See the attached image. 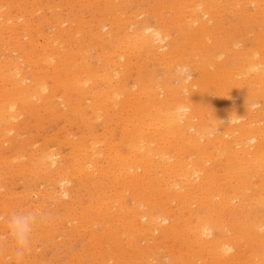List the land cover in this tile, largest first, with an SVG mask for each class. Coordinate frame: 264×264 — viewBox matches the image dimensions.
Wrapping results in <instances>:
<instances>
[{"label": "rangeland", "instance_id": "374dc122", "mask_svg": "<svg viewBox=\"0 0 264 264\" xmlns=\"http://www.w3.org/2000/svg\"><path fill=\"white\" fill-rule=\"evenodd\" d=\"M15 1H16V2H17V1H20V2H19L20 4H17L16 2H15L16 4L13 3V2H14L13 0H5V1L2 0V1H0V3H2V5H1V4H0V5L3 6V7L0 6V13H4V12L6 11L4 14H1V15H0V17H1L2 15H5L4 18H3V16L0 18V20H1V21H0V26H2V27H1L2 29H0V34H2V37H3V38L0 37V43H2V45L0 44V49H1V50H0V52H1V54H0V57H1V58H0V62H2L0 66L3 65L4 61H7L9 64H8L7 62H5L4 64L6 65V67H7L8 65H10V67H11L12 65H14L13 63H15V61L17 60V58H18V60L21 58V59L18 61V63H17V62L15 63V66L18 67V68H15V66H12V67L10 68V67L8 66V67H9V72H8L7 69L4 70V71L0 69V72H1V73H0V76H1L0 79L3 78V72H6V73H5L6 76H4V77H7V78L9 77V78L11 79V82H10V80H8V79H6V81H5V80L0 81L1 84L3 83L2 85L0 84V93H1L0 95H2V94L5 93V92H3V91H5V89H6V92L10 89V90H9L7 93H5L4 95H5L6 97L9 96L8 94H9L10 91H11V92H10V96H11V94H12L13 96L15 95V98L12 96V97L14 98L13 100L15 101V103H14V101H12V104L14 103L15 108H17V107L20 106L19 103H21V101H22L21 104H23V103L25 102V100H24V99H22V100L19 99V100H18V98L21 97V96L15 94V93H17V89H15L16 91H14V89H13V88L16 87V85H15V87H14V85H13L14 79L16 80V78H18V77H20V76H23L24 74H27V73H28L27 75H24V76H26L25 82H26V80L29 82V81H31V79H30L31 77L29 78V77H27V76L33 74V72H30V73H29V71H33V70L35 69L36 72H35V70H34V72H35L34 74H36L37 76L40 75L41 77H42V76H45V75L48 74L47 76H45V77H47L46 79H45V77H44L46 83H47V84H49V83L52 84V83H53V79H54V77H55V73H54V71H52V73H53L54 75H53V76L51 75V74H52V73L50 72L51 69H52V67H50L51 64L49 65V63H48V64H47L48 66H47V65L45 64V61H44V60H45L44 57L47 56V54H49V53H53V55H55V56L57 57V58H56V57L53 58L54 61H53L52 63H54V64H55V63H58L59 60H60V61H59L60 63H65L66 61H68V62L71 63V62L73 61V59H74V61H78V60L80 59L79 56H82V55H83L82 53H84V54H86V55L88 54V51H87V50H89V54H90V55H88L89 58L92 57V56H94V57H92V59L90 58L91 60H89V58H86L87 56H85V58L82 56L83 58H81L80 61H82V63H83V62H84V63L87 62V63H86V64H81V62L78 61V62H75L76 65H73V64H75L74 61H73V63L71 64V65H73L72 69H71V66H68L69 63H68V65H67V62H66L65 64H60V63H59V64H60L59 67L62 68V67L65 66V69H63V70H66L68 73L71 72L70 69H71L72 71L75 70L73 73L71 72L70 74H68V73L65 71V72L68 74V75H67L68 78H66V79L64 78V79H62V80H63V81L68 80L67 82H70V81H71V78L73 79V81H71V83H69V86H68V87H70V89H71V91H72V93H70V90H69V94H72V95H71V97L68 98V100L71 101V100L73 99V101H71V103L73 102V103L71 104V107H72L73 109L75 108V111L77 110L76 108H78V107L80 108V106H81L82 104L85 105V106H81V107L83 108V110H85V111H82V109H81V110H78V111L84 112V113L80 114V115H82V116H80L81 120L78 119L79 117L77 118V116H79V113H80V112L76 111V113H77L78 115L76 114V116H75V113H73L74 110L72 111V108L69 109L70 106H69V107L67 106L68 111H67V109H66V110L64 109V110L66 111V113H65L64 111H62V107L64 108V106H61V105H65V104H63V101H62L63 98H62V96H61V98H60V95H61L62 93H61V91H59V90H57V91H59V93H61V94H60V95H59V94H58V95H57V94L55 95V96H57V97H59V98H57V97H52V96H51V98H50V99L53 98V100H52L53 102L50 100V101H51L50 106L53 105V106H55V108L52 107V106L49 107V103H50V102H47V103L45 102V104H46L47 107H48V108H46L47 110L45 109L46 105H45V104H42L43 102H42L41 100H39V99L37 100L36 97H35V98H32V96H29V97H31V98H29V97L27 98V96H25L26 94H24V93H23V95H24V96L27 98V100L29 101V102L26 101V102H28L27 104H29V107L31 106V107H30V111H29V109H28L29 107H27L28 105L26 104V102H25L22 106H20V108H17L18 110H16V109L13 108L14 106L10 103V102H11V101H10V99H11L10 96H9L10 98L7 97V99H9V101H8L7 99H5L4 101H2L4 97L1 98V96H0V102L2 101V103H0V108L3 106V103L5 104V107L3 106L4 109H5V108H8V109H6V112H5V110H4L3 108H1L2 110L0 109V113H1L2 115L4 114V116H6L9 112H10V113H11V112L13 113L15 110H16L15 112H17V114H18V113L21 111V109H23L24 111H21L19 114H20V115L22 114V116H24V115L27 116V117H25V118H21L22 116H20V115L18 114V118H14L15 116H12V115H14V113H13V114H10V113H9L8 115H10L12 118H11L10 116H8V115H7L6 118H4V116H3V117H0V119L2 118V119H1V122H0V125H1V126L3 125L2 127L4 128V129H3L2 127L0 128V132H3V131H4L3 133H0V137H1V138H0V139H1V140H0V147L2 146L3 143H4V145H5V143H6V148H5V146H3L4 149H3V148L0 149V155L2 156V157L0 156V164L4 163V164L0 165V166H1L0 169H1V168H2V169H3V168L5 169L4 165H6V169H5V170L3 169V173H2V170H0V171H1L0 174L2 173V174L0 175V176H1L0 179H2L1 182H0V185H2V186L4 187V189H3V187L0 186V188H2L3 191H4V192H3V191L0 189V197H1V198H0V205H1V204L4 205V206L1 205L2 207L0 206V207H1L0 211H1V212H4V213H2V214H1V212H0V230H1L2 228H4V226L7 227V223L5 222V221H6V218H7V216H8L10 213H12L13 211H27V210H29V209L32 208V209H36V210H39V211L41 210L40 212H41V214H42V215H41V218L39 219V221H38V223H37V225H36V227H35V229H34V232H33V234H32V242H31L30 249H29V250L25 253V255H24V257H26L27 260L23 257V258H24V259L22 258L23 260L21 259V260H19V261H14V260H17V259H16L15 255H14V253H12V252H13V251H12V250H13V249H12V243H11L10 240H7V241H2V242H0V245L4 247V249H1L2 247H0V257L2 258V263L4 262V260L8 259V260L10 261V262H8V260H6V261L8 262V264H9V263H10V264H20L21 262H22L21 264H24L25 262H26V264H33L34 262L37 263L38 261H39V262L41 261V262H40V263L38 262L37 264H64L65 261H66L65 264H76V263H73V260L75 259V260H77V264H79V263H80L79 261H81V260L84 262V263H83V262L81 261V263H82V264H85V263H88V262H87L88 260H90V259H89V257H90L89 255L91 254L92 256H91L90 258H92V259L94 258V259H96V260H98V258L100 259V256H101V261L99 260L101 263H100L99 261H98V262H95L94 259H93V260H90V261H89L90 264H94V263H96V264H97V263H98V264H103L104 262H105V264H116L115 262H117V264H126V263H127V264H132V263H134V262H137V263H135V264H140V262H141V264H149V263H150V264H156L157 261H158V264H181V263H182V264H187L188 260H187V259L184 260V258H189V257H190V258H189V263H191V261H192V262L194 261L193 264H204V263H205V264H207V263L209 264V263H212V262H213L212 264H215V263L217 264V262L220 263L222 260H219V258H216V257H215V258H216L217 261L215 260V262H214L213 259H208L209 251H208L206 248H204V249H202V250H201V248H200V250H199V251H201V252H202L203 254H205V255L199 253L198 249H199V247H202V246H201V243H200L199 246H198L197 243H199V242L195 241V239H196V238H195L196 235H194V232H192V231H194L193 226H194V228H195V226L197 227V222H198V221H200L201 219H207V218H209L211 215H212L213 217L211 216V218H209V220H211V219L213 218V219L211 220V223H212V222L214 223V220H215V223H214L215 226H214V224L212 225V228H211V230H210L211 232H209L210 234L208 233L209 235H203L204 240H210V236H211V239L216 238V239H214L213 241H219V240H220V241H223V240L225 241L224 238H228V241H227V242H229L230 239H231L230 242L233 244V246H235V245H236V246L239 245V246H238L237 248H236V246H235V248L233 247V249H231V252H230L229 254H232L231 256H234V255H235V256H236V259H235V260H238V261H240L241 258H246L247 253H248V254L250 253V255H251V253H252V255H253V253H257L258 250L261 251V252H260V254H259V251H258V254H257V255H259V256H263V250H264V247H263V246H264V245L261 246V244H262V242L264 243V241H263V240H264V237H263V235H264V232H263V231H264V227H262L263 229L260 228V230H259V227H258V226H255V225H259L261 222L264 223V217H263V216H264V214H263V213H264V209L261 208L259 205L256 206V203H255V202H252V201H255V198H256L257 195H259V193H260V191H259L260 188H261V187H260V186H261L260 184L264 185V182H263V181H264V175L261 177V175H262L261 173L264 174V172H263V171H264V170H263L264 168H263V167H256V168H255V166H251L250 168L252 169V173L249 172V171H247V172L251 173V174H250L251 177H250V175L248 176V174L245 175V176H243V177L246 179V176H248V178L250 177V178L252 179V177H253V179H252V180L250 179V181H249L248 178H247V181L244 179V181H245L246 183H244V181H243V179H242V182H240L239 177H238V179H237V178H236V177H237L236 175H237V174L239 173V171H240V166H241V165L243 166L244 160H240V159H239V160H240V161H239V160H237V159H238V156H237V157H236L235 155L233 156V154H232L233 151H234L233 148H235V147L228 149V154H227V152L223 151L222 155H220L221 153H219V155H218V151L216 152L217 155L219 156V158H221V159L219 160L218 156H216L217 159H215V160L213 161V163H214V164H215V163H216V164L218 163V165H216V164L214 165L212 162H211V164H209V163L206 164L208 167L205 165L206 168H204L203 175H206V176H210V175L212 176V175H214L215 178H216V179H215V178L212 176V177H213V178H211L212 185L215 184V183L217 184L218 181H220V182H218L219 185H220V184L222 185L223 182L225 183V184L223 183V184H224V185H223V186H224L223 188H222L221 185H220V188H221L222 193L225 194V193L227 192L225 195L222 194V195H223V196L221 195L222 197H228V196L232 195L233 192L235 191L234 189H236V191H235L234 194H237L238 192H240V194L243 193L242 195H240V194L238 193V194H239V195H238L239 199H237V200L235 199L234 201L232 200L233 203L231 202V205L234 204L233 207L235 206V207L237 208L238 206L236 205V202L238 203L239 201H240V202H239V205L242 204V203H244V205H245L246 203H248L249 205H248V206H247V204H246L245 206L242 205V206H243L242 208L239 207V208H237L236 211H234V212L231 211L232 213L229 212V211H230L229 209L226 210V208H224V207H218V208L215 207V209H214V208L211 207V206L214 207V205H213L212 203L207 202V203L205 204V202H206L205 199H206V198L208 199V197H209L207 194H211V192H210V191L208 192L209 189H208V187H207V189H206V186H204V187L201 188L199 184H202V183H200V182H194L193 185H192V184H188V185H186V186H189V185L192 186V187H191V186H190V187H186L187 189H190V190H192L191 188H194V187L199 188V189H197V188L193 189V191L196 192V193L194 194V195L197 197V200H195L196 203L194 202V200H191L192 203H190L191 201H190V202H186V201H185V202L183 203V202L180 200V201L182 202V203H180V202H178V201H179L178 199H177V200H176V199L174 200V197H173L174 195H173V194H172V196H171V194H169L170 198L172 199V200L170 199V200H171V202H170V201L168 200L169 197H167V196H168L167 194H164V195L166 196V198H167V199H166L162 193H160L159 191H156V190H157V186H155V184H151V185H153V186H151L150 184H145V183H144V184H142V186H140L141 182H139L140 184H139V183H136V184H133V185H132V186H134V187H136V186L139 185V186H138L139 189H138V188L134 189V187L130 186V188H129L130 190H128V189L126 190V189L123 187L124 185L122 184L123 181H122L121 179H117V180H115V179L117 178V176H116L117 174H115V172L118 170L117 167L119 166V163H118L117 161L112 160V159L109 157V155H108V153H107V150H108L107 147L110 146V145H112V144L114 145V143H115V147L117 146L118 149H117V148H116V149L118 150V152H120V150H123V149H124L125 151L123 150L122 153L125 152L124 154H128L127 152L131 151V148H130V150H129V147L127 148V145L130 146V143H129V142H125V141L128 140V139H127L128 136H125V135L121 134V133H122L121 128L123 127V125H125V124L128 122V121H126L127 119L124 120L126 117H127V118H128V117H131V118H129V120L133 118V117H132V113H131L130 109H128V107H126V106L123 104V103H125V102H123V103L121 102V103L123 104L122 106H124V107H122L121 105H120L121 107H120L119 105H117L118 108L121 109V110H119L116 106H113V108L116 107L119 111H121V112H119V113H121V114H119V113L116 114V113L118 112V110H116V108H115V109H112V108H111V107H112L111 105H107V104L105 105V104H103V106H102V111H100L101 108H100V109H94V110H92V108L89 107V104H91V101H93V100H92V99H93V98H92V95H90V94L93 93L94 88H101V87H98V85H99V84H100V85H101V84L103 85V83H104V85L102 86V88H107V83H105V80H103V82H102V81L99 82L98 79H100V80L103 79V78H100V76L105 75V74H103V73H106L107 68L105 69V68H103V67H104V66L106 67V66L108 65V63H109L110 65H112L113 63H110L111 61H113V60H112V59H113L112 57H113V56L116 57V56L119 54V55L116 57V59H114V62L117 61V64H119V67H118L117 64H116V66H117L119 69H120V68L124 69V70H123L124 73L128 71V73H130V74H131V73H135V74H136V72L138 71V72H137L138 74H136V76H135V74H134V75H130V74H128V73H127V74H126V73L124 74L123 71L120 69V70H119L120 72L118 71V73L121 74L120 76H122V73H123V77H124V76H125V77H124V78L121 77L120 79H119V77H118V78H115V77H114L113 79H116V80H113V82H111V83L117 84V82H118V84H123V81H121V80H124V83H125L126 81H130V82H132V83H130V82L125 83V84H127V87H128V88L126 87V89H127V90L131 89V91H133L132 88L135 89L136 86H138V85H139V86H143V84L145 83L143 80L146 79L145 81H147V80L149 79V81H148L149 84H151L152 82H154V83H152L151 86L148 84V85H149V86H148V85L146 84V83H147V82H146L145 85H147V87H144L145 85H144L143 87H144L146 90H148L150 96H152L151 98H153L155 102H158L159 99H161V100H165L166 98L172 99L173 97L176 98L175 100L179 101V100H182V98L185 97V95H186L187 98L185 97V99H186L187 101L193 103L192 105H194V106H193L194 108L198 105V103H199L198 106H200V107H202V108H205V109L208 108V109H206V111L208 110L209 113H208V111H207V112H206V111L204 112L205 109H202V108H199L201 114H200V112H198V109H196L195 112L197 111V112L200 114V120H202V121L205 119V118L203 119V117H205V116L207 117V120H204L202 124H205V123L207 122L206 124H207L208 126L205 124V126L202 127V128H203V129L205 128V130L207 129V130H206L207 134H208V131H209V130H210V132L213 133V134H211V136H212V137H211V136L209 135V134H210V132H209V134H208V135H209V136H208L209 139H210V138H214L215 135H219L218 133H219L220 131H217V130H223L224 128L221 127V125H220V126L216 125L217 127L214 126V128H215V127H216V128H219V129L216 130L217 132L215 133V129H216V128H215V129L213 128V124H216V122H215L214 120H211V119H210V121L213 122V124L211 125L210 122H209L210 124H208V119L211 118L212 115H214L215 117H218V116L220 115L219 113H221V112L223 113V110L226 111V109H228L227 112H229L230 110L232 111V109L235 108V105L237 106L236 109L238 108V109H237L238 112H237L236 109H234L232 112H231V111H230V112H231L232 114H235L236 116H238V115H241V116H242V118H239V119L233 121V123H236V124H237V122H238V120H239L238 124H239V126L241 127V130H239V132H238V129H237V131H236L237 133L235 132L236 135H237V134L239 135V134L241 133V131H242L241 134H243L244 129H246V128L249 127V126L252 127V124H253V127H254V124H255V125H259V126H258L259 128H261V127L263 128V127H264V124H262L261 121H264V116L261 117L260 112H261V109H264V104H263V103H264V99H262V98L264 97V96H262V93H263V95H264V90H263V89H264V86H263V89L260 88L261 85H259L260 83L258 84V81H259V80L257 81V80H255V79H257V78L254 79V77H253V79H252V77H251V76H253L254 73H253V72H249V71H247L248 73H247V72H244V71H246V69H242V68H243L244 66H246L245 64H243V62L245 63V61H246L248 58H249V61H248V62H250V57H251V56L249 57V54H250L252 51L255 52L254 55L252 54L253 58H254V56H255V59L259 58V59H257V60H262V58L264 59L263 55L261 54V53L264 54V48H263V46H264V45H263V44H264V41H263L264 36H263V35H258V34H256V33H260V34H261V32L264 33L263 27H261L262 25L264 26V24H263V22H264V21H263V20H264V13H263V12H264V0H261V1H260V0H257V3L254 2V0H250V1H252L253 3H252V2L250 3V1H248V0H243V1L241 0V1H240L241 3H240L238 0H237V2H236V0H235V1H234V0H229V1H228V0H225V1H224V0H215V1H213V2H217V3H219L218 1H220V3H219L218 5H217V3L215 4L216 7H215V6L213 7L214 4H213V2L210 1V0H205V1H204V0H201L200 3H202V2H206V3H207L205 6H204V5H201L200 3H196V2H199V0H195V5H196V6H197V5H199L198 7H201V6H202V7L199 8V9H198V7L195 6V10H193L194 7L191 6V5H194V4L191 3V2H193L194 0H172V1H176V2L174 3L175 5H173V2H172V5H173V6H176V4H177V5L180 4V5H179V6H181L180 8H179V6H176V7H178L179 9H177V8L175 7L178 11H176V9H174L173 7H171V1H170V0H160V3H159V0H153V2L156 1V3H154V5H153L152 0H150V1H151V5H153V6H150V3H149L150 1H149V0H144V2H143V0H140V2H139L140 4L138 3L139 6H137V7H138L137 9H135L136 4H137V3H136L137 1H135V0H133V2H132V0H129V1L132 2V3H131V2L128 3V4L130 5V7L128 6L127 2H124V1H126V0H124V1H123V0H120V1H119V2H122L123 7H124V5H125V6L127 5V7H129V9H131V10H129L127 7H126V10H125V8H121L122 5L120 4L121 7L118 5V3H119L118 0H114V1L112 0V1L114 2V4H115V2H117L116 4L118 5V7H116L117 5H114V6L110 5V4H113V2H110L109 5L111 6L112 9H111L110 7H109L110 9H109V8L107 9V7L109 6V5H107V4H108L107 2H109V1H111V0H105V1H104V0H99V1H98V0H93V1H95V2H93V3H92V1L89 0V3L87 2L88 4H86V5H87L86 8H83V7H85L84 5L81 6L82 8H79V7H80L79 5L81 4V2H82V4H85L86 1H88V0H85V2H84L83 0H82V1H80V0H78V1H77V0H74V1H73V0H72L73 2H72L71 0H64V1H63V0H60V2H61L60 4H61V5H60L59 3L57 4V1H58V0H49V1H48V0H46V1H45V0H43V1H42V0H41V1H40V0H37V2H36V1L34 2V0H33V1H32L30 4H28V5H27V3H29L31 0H28L29 2L26 1V0H24V1H23V0H22V1H21V0H15ZM39 1H40V2H39ZM44 1H45L47 4H46ZM70 1H71L72 3H74V4H73L74 6L72 5V3H71ZM76 1H77L78 3H76ZM141 1H142V2H141ZM147 1H148L149 4L147 3ZM163 1L166 2L165 5L167 4L166 7L169 8V10L172 8V11L170 10L171 13L169 12L170 14L168 13V10H167L166 8H163L164 10L161 9V8H162L161 5H162L163 7H165ZM168 1L170 2V3H169L170 7H169V5H168ZM178 1H179V3H178ZM181 1H182V4L184 3L183 5L181 4ZM184 1H185V2H184ZM187 1H188V2H187ZM190 1H191V2H190ZM208 1H209V3H208ZM223 1H224V2H223ZM227 1H228V3H229L228 5H230V6L227 5ZM230 1L233 2V6L231 5ZM255 1H256V0H255ZM3 2H6V3H7V4L4 3V4H6L5 6H7V7H8L9 5H10V6H9L8 8L5 7V6L3 5ZM8 2H9V3H8ZM25 2H26V3H25ZM41 2L43 3V6L41 5ZM53 2H54V3H53ZM55 2H56V3H55ZM58 2H59V1H58ZM62 2H63V3H62ZM67 2H69L70 4L67 3ZM96 2H97L99 5H100V4H101V5H100V6L97 5ZM101 2H102V3H101ZM103 2L105 3V5H104ZM134 2H135L136 4H135ZM210 2H211V3H210ZM221 2H222L223 4L226 3V4H225V5H227L226 8H225V6H224V9H221V8H220V5L222 4ZM11 3H12V4H11ZM36 3H37V4H36ZM64 3H65L66 5H65ZM91 3H92V4H91ZM94 3H95L97 6H96V5H93ZM124 3H125V4H124ZM133 3H134V5H132ZM141 3H142V5H141ZM144 3L146 4V5H145L146 7L143 5ZM157 3H158V4H157ZM185 3H187L186 6H188V7L186 8V10H184V11L186 12V14H185V12H183V9H182L183 7H186V6H185ZM188 3H190L191 5L189 4V5H190V6H189ZM193 3H194V2H193ZM236 3H237V4H238V3L240 4V5L238 4L239 7H238V6L235 7V5H237ZM244 3H245V5H247V3H249V4L247 5V7H248L249 5H250L251 7H249V8L245 7ZM255 3H256V4H255ZM261 3H263V5H261ZM13 4H14V6L12 7L11 5H13ZM34 4H36V5H34ZM53 4H54V6H52V7H55V8H52V7H51V5H53ZM55 4H56V6H55ZM82 4H81V5H82ZM89 4H90V5H89ZM102 4L104 5V7L107 6V7H105L106 11L103 9L104 7H103ZM138 4H137V5H138ZM209 4H210V5L212 4V5L209 6ZM223 4H222V5H223ZM234 4H235V5H234ZM254 4H255V6H254ZM16 5H19V6H16ZM25 5H26V7H25ZM44 5H45V9H44ZM48 5H49V7H51V8H49ZM58 5H59V6H58ZM92 5H93V6H92ZM148 5H149V6H148ZM241 5L244 6V7H241ZM252 5L254 6V11H253V6H252ZM258 5H261V7H259ZM28 6H29V7H28ZM30 6H31V7H30ZM57 6H58V8H59V7H60V8L58 9ZM62 6H64V7H62ZM67 6H68L69 8H68ZM70 6H71V7L73 6V7H72V8H73L72 10H71V7H70ZM78 6H79V7H78ZM88 6H89V7H88ZM94 6H95V7H94ZM98 6L101 7V8L105 11V14L103 13L104 11H103L101 8H99ZM134 6H135V7H134ZM143 6L145 7V11H146V12L144 11V7H143ZM208 6L212 8V12H210V11H211V8L209 9ZM217 6H218V7H217ZM21 7H22V8H21ZM24 7L27 8V9H25L24 12H23ZM34 7H36V8H35L36 10L34 9ZM37 7H39V8H38L39 12L37 11ZM40 7H41V9H40ZM47 7H48L49 9H48ZM61 7H62V8H61ZM90 7H91V8H92V7L94 8V9H93L94 12L96 11L95 9H97V11H98V9H99V11H100V12L98 11L99 14H97V13H98L97 11H96L95 13H94V12L92 13V11H89V12L86 13L87 10H86L85 12H82V11H84V10L87 9V8H89L90 10H92ZM115 7H116V8H115ZM133 7H134V8H133ZM149 7H150V8H149ZM154 7L157 8L156 11H155V8H154ZM189 7H190L191 9H192V8H193V9L191 10ZM203 7H204L203 11L206 12L207 14L204 13V12L201 10ZM205 7H206L207 9H206ZM221 7H223V6H221ZM231 7H232V8H231ZM240 7H241V9H240ZM257 7H258V8H257ZM3 8H5V10H4ZM6 8H7V9H6ZM9 8H11L10 10H13V11H10ZM14 8L17 9V10H15V11H17V12L14 13V14H12V13L14 12ZM20 8H21V9H20ZM29 8H31L32 10H34V11H36V12L33 11V14L30 13V12H32V11L28 10ZM77 8L80 9V10H79V13H78V10H75V9H77ZM118 8H119V9H118ZM141 8H142V9H141ZM147 8H148V9H147ZM153 8H154V9H153ZM159 8H160V12H159ZM196 8L198 9V11L200 10L199 12L202 11L201 15H202V14H203V15L206 14V15L209 16V14H210L211 17L209 16V20H206L207 17H208V16H206V15H204V16L202 15V17H201L200 13H199L198 11H196ZM213 8H214V9H213ZM229 8H230V9H229ZM234 8H235V9H234ZM236 8H238V9H236ZM243 8H244V9H243ZM251 8H252V11H253V12H256V10H257L256 14H255V13L253 14L251 11L248 10V9H251ZM255 8H256V9H255ZM46 9H48V10H46ZM53 9H54V10L56 9L55 11H57V12L54 13V12L52 11ZM57 9H58V10H57ZM68 9L71 10V13H72V14L70 13V10H68ZM89 9H88V10H89ZM100 9H101L103 12H101ZM117 9H118V10H117ZM127 9H128V10H127ZM132 9H133V12H134V13L131 12ZM151 9H152V10H151ZM180 9H182V10H180ZM184 9H185V8H184ZM187 9H188V10H187ZM189 9H190V10H189ZM217 9H220V10H217ZM261 9H262V10H261ZM2 10H3V11H2ZM26 10H28V11H26ZM40 10H43V12L40 11ZM114 10L116 11V14H115ZM136 10H137V12H139L138 15L135 14V13H136ZM138 10H139V11H138ZM149 10H151V11H149ZM205 10H206V11H205ZM208 10H209V14H208V12H207ZM230 10H231V11H230ZM235 10H236L238 13L241 12V11H243V13H240V15H242V16H239V14H236L237 12H236ZM247 10H248V11H247ZM258 10H259V12H258ZM8 11H9V13H8ZM18 11H19V12H18ZM48 11H50L51 14H48V13H49ZM58 11H59V12H58ZM68 11H69V13H70L71 15L67 13ZM129 11H130V13H129ZM141 11H143V12H142L143 15L140 14ZM157 11H158L160 14H159ZM162 11H164L166 14L168 13V15H166V14H165L164 12H162ZM174 11H175V13H174ZM179 11H182V12H179ZM189 11H190V12H189ZM191 11H193V12L195 11L197 14H195V13L191 14V13H192ZM215 11H216V12H215ZM219 11H221V15L219 14V13H220ZM222 11L224 12V15L222 14V13H223ZM225 11H226V12H225ZM260 11H261V13H262V15H263L262 17L259 16V15L261 14ZM262 11H263V12H262ZM22 12H23V14H22ZM26 12H27V13H26ZM47 12H48V13H47ZM75 12H76V13H75ZM80 12H82L83 15H84L86 18H85L83 15H81L82 13L80 14ZM107 12H108L109 14H110V12H111V18H110V15L107 14ZM113 12H114V14H112ZM144 12H145V14H147L148 12H149V13H148L147 15H145ZM161 12L163 13L164 16L167 17V20H166V17H163V16H162V18H161V16L159 17V15H162ZM172 12H173L174 14H172ZM176 12H178V16H179V17H180L179 14L182 15V17H180V19L177 17V13H176ZM188 12H189L190 15L188 14ZM213 12H214V13H213ZM217 12H218V13H217ZM227 12H228V13H227ZM230 12H231V13L233 12V13L231 14ZM244 12H245V13H246V12H247V13L250 12V13H252V15H251L250 13L245 14ZM17 13H18V14H17ZM24 13H25L26 15H25ZM39 13H40V14H39ZM42 13H43L44 15H41ZM52 13H53V15H52ZM56 13H58V14H56ZM59 13H60V14H59ZM61 13H62V14H61ZM65 13L67 14V16H66L67 18L64 17V16L66 15ZM73 13H75V14H74L75 19L73 18ZM77 13H78V14H77ZM90 13H91V16H90ZM120 13H121L123 16L120 15ZM183 13H184V17H183ZM226 13H227V14H226ZM259 13H260V14H259ZM6 14H7V17H6ZM30 14H31V16H34V18H33V17H29ZM37 14H39V17L37 16ZM46 14H48L49 18H48V16H46ZM87 14H88V15H87ZM92 14H93V15H92ZM96 14H97V15H96ZM102 14H103V15H102ZM106 14H107V15H106ZM127 14H128V15H127ZM130 14H131V15L134 14V16L132 15L134 18H132V16H131ZM151 14H152L153 16H152ZM154 14H156V18L158 17L157 20H159V24L161 23L160 20H162V22H163V19H165L164 21L168 22V21L173 17L171 22H173V20H174L175 22L171 23V25H173V24L176 25V24H177V22H176V19H177V18H178V23H180L179 21H181V23H182L183 18H184V19L186 20V22L182 23V25H184V24L186 23V24H185L186 26L184 25L183 27H184V28L186 27V30H187L188 32H191V33L195 32V30H196V32H199L200 29H201V30H202L201 35H200V33H199V34H198V37H197V35L194 33L195 36L197 37V39H196V37L194 36V34H193V35H190V34H188V32H185V31H186L185 29L182 30L183 27H182V25H179V24H177V25H179V29H178V30H177L178 27L175 26V25L172 26V27H174V28H172L171 26L167 27V25H170V24H169L170 21H169L168 23L165 22V24H163V25H161V24H160V25H157V26H158V27H157L156 24H155L157 20L154 19V18H155V15H154ZM187 14H188V15H187ZM194 14L197 15V17H198L197 22L200 24L199 27L202 26V25H205V20H206V25L203 26L204 29H202V27L199 29V28L197 27L198 24H197L196 22H195V23L193 22V23L191 24L190 19L192 18V16H193ZM211 14H212V15H211ZM214 14H217V15H214ZM225 14H226V15H225ZM244 14H245V15H244ZM10 15H13L14 17H12V16H10ZM19 15H20V17H22V18L24 17V20H23L22 18H21V19H22V20H21L20 17L17 18V16H19ZM55 15H57V16H58V15H61L62 17L59 16V17L61 18V19H60L59 17H56ZM63 15H64V16H63ZM77 15H78V16H77ZM116 15H119L120 20H118L119 18L116 17ZM171 15H173V16H171ZM175 15H176V16H175ZM186 15H187V16H186ZM195 15L193 16V18L196 17ZM199 15H200V17H199ZM213 15H214V16H213ZM219 15H220V16H219ZM227 15H228V16H227ZM230 15L233 16V17L230 18ZM235 15H236V16H235ZM246 15H247V16H246ZM255 15H256V16H255ZM257 15H258V16H257ZM9 16H10L11 18H14V19H10ZM15 16H16V18H15ZM36 16H37V18H36ZM41 16H42V17H45V18H43V21L41 20V18H42ZM52 16H55V17H56V18H54V20H56L57 22H56V21H54V22H53V21H52V22L49 21V20L51 19ZM79 16H80V17H79ZM87 16H88L89 19H87ZM106 16H108V18H106ZM112 16H113V17L115 16V20H112V21H111V19L113 18ZM124 16H125L126 19H127V18H128V19H127V20H123V19H124ZM140 16H141L142 18H141ZM144 16H146L145 18H147V16H148V18H147L148 20L146 19V20H144V21H145V23H147L146 21H149V23L146 24V25H149V27H151V28L155 27V28H158V30H159V28H160V31H161L163 34H165L163 31H165V32H169V34L166 33V35H168L170 38H172V40H171L170 38H167V37H166L165 41H166V40H167V41L169 40L168 42L166 41V42L168 43V47H167V49H169V48H170V49H171V48L173 49L172 46H174V45H177V48H178V49H179V47H180V49H179L180 51L178 52L176 46H174V49H176V50H175V52H174L175 54L173 53L172 55H174L176 58H177L178 55H179V54H177V53H180V52L182 51V49H185L186 51H187V50L192 51L191 48L193 49V46L195 45V43H193V42H196V45L200 42L201 45H200V44H198V45H200V46L197 45L198 50H197V48H194L193 50H195V52L192 51V54H193V52H194L195 54H198V57H197V55H195V54H193V55L190 54V53H186V54H184V53L186 52L185 50L182 51L183 53H180V55H179V57H178V59H177L178 61H177L176 64L179 63V59H180V58H183V57H184L185 59H187V61H186L185 59H181V61L183 60V61H185L186 63H185V62L182 63L181 61H180V63H179V65L182 64L181 66H182L183 68H182L181 66H179V65H178V66L176 65V66H177V69H179V67L181 68V70H179L181 73H180L177 69L169 68V66L165 67L167 64H166V62H165L164 60H163V62H162L161 56L159 57L158 54H157V56H156V54H153L151 51H150L151 54H150V53H144V54H142V55L144 56V58L146 59V60H145L144 58H142V60L144 59L145 61H144V60H143V61H141V60H140V61H137V60H139L140 58H139V57H138V58H135V57H137L138 55H137L136 53H133V52H132L133 55H131V56H132V57L134 56V57H133V58L130 57L131 59H129V61L125 60L126 58L120 59V58H122V57L120 56V55H121V52H119L120 50H119L118 47H117V45H118V41H116L117 44L114 43L113 41L118 40V39H116V38H117V37H121V36H122V37L124 36V38H126L127 35H123V33H122V35H121V33H120L118 30H122L121 27H123V25L125 26V25H126L125 23H127V27L125 26V27H124L125 30H124V29H123V30H124V31L127 30V31H126L127 33H126V34H129V35L131 36L133 30H137L138 27L141 26V25L144 23V22L142 21L143 18H144ZM170 16H171V17H170ZM185 16H186V17H185ZM221 16H222V19H221ZM223 16H224V19H223ZM243 16H244V18H243ZM27 17H28V19H27ZM70 17H71V19L69 20V23H70V24H69V23H66V22H68V19H69ZM76 17H79L80 20H81V19H85V20H84L85 22H83V20H81L82 23L78 22V21H80V20H79V18L76 19ZM90 17H93L94 20H93V18H90ZM97 17L100 18V19H98ZM102 17L104 18L103 20L106 21V22H105L106 25H104V28H103V26H102V25L104 24V23L102 22L103 20H101ZM122 17H123V18H122ZM135 17L138 18V22H137V21L133 22L134 19H135ZM139 17H140V19H141L140 21H139ZM152 17H153V18H152ZM174 17H175V19H174ZM187 17H188V18H187ZM190 17H191V18H190ZM203 17H204V22L201 24L200 22L203 21V20L201 21V18L203 19ZM214 17H215V18H214ZM240 17L243 18L242 21H238V20H241ZM245 17H246V18H245ZM5 18H9V19L5 20ZM25 18H26V19H25ZM35 18H36V20H35ZM46 18H48V19H46ZM58 18L60 19V21L58 20ZM109 18H110V19H109ZM116 18H117V22H119V21H120V23H121V22H124V24L121 23V24H122V25H121L120 23L117 24L116 22H113V21H116ZM130 18H132L133 21H132V19L129 21ZM137 18H136L135 20H137ZM145 18H144V19H145ZM149 18H150V19L152 18V19H154V20H156V21L154 22V21L152 20V21H153V22H152L151 20H149ZM168 18H170V19L168 20ZM226 18H228L229 20H226ZM235 18H236V19H235ZM237 18H238V19H237ZM260 18H261V19H260ZM3 19H4V21H3ZM17 19H18L19 22L17 21ZM72 19H74V21L77 20V21H75V22H78L77 24H79V23H80V24H79V25L75 24V22L72 21ZM86 19H87V20H86ZM90 19H91V21H90ZM106 19H108V20H106ZM210 19L212 20L213 23L211 22ZM213 19H215V20H213ZM217 19H218V23H219V24H223V26H222V25H219L218 23H216V22H217V21H216ZM231 19H232L233 22H235L234 25H235L236 27H235L234 25H232L233 22L231 21ZM244 19H245V20H244ZM251 19H252V20L254 19V21H252ZM256 19H257L258 21H259V19H260V21L262 20L261 22L259 21V24H260V25L258 24V21H257ZM8 20H10V21H8ZM13 20H14V21H13ZM15 20H16V22H15ZM26 20H27V22H30V23H24V21H26ZM34 20H35V21H34ZM37 20H38V21H37ZM44 20H45V21H44ZM47 20H48V21H47ZM61 20H64V21H65L64 23H60V24H62L63 26H62V25H59V22H61ZM66 20H67V21H66ZM92 20L95 21V22H93ZM122 20H123V21H122ZM185 20H184V21H185ZM187 20H189V23L187 22ZM191 20H192V19H191ZM234 20H236V21H234ZM246 20H247V21H246ZM249 20H250V21H249ZM20 21H21L22 23H24L25 25H24V26L21 25V24H20V23H21ZM33 21H34V22H33ZM46 21H47V23H44V22H46ZM109 21H111V24H112L113 27H115V28H110V26L112 27V25L110 24ZM128 21H129V24H128ZM141 21H142V23H141ZM207 21H209V22L207 23ZM223 21H224V22H223ZM229 21H230V23L232 22V24H231L230 26H232V27L234 26L233 28H229L230 26H229V27H226V26H227L226 23H227L228 25L230 24ZM256 21H257V24H258L259 26L256 25V23H254V22H256ZM10 22H11V23H10ZM42 22H43V23H42ZM50 22H51V23H50ZM73 22H74V24H73ZM89 22H90L91 24H90ZM96 22H97V24H99V25H101V26L96 25V24H95ZM107 22H108V23H107ZM130 22H131V23H130ZM214 22H215V23H214ZM239 22H241V24H242L241 27H240L241 24H239ZM249 22H250V24L252 23L253 26L255 25V28H252L253 26H251L250 24H248V25H247V24H244V23H249ZM7 23H8L9 26H8V27L6 26V28L4 29V27H5V25H6ZM9 23L11 24V26H12V25H13V26L11 27ZM16 23H17V25H15ZM31 23H33V24H31ZM40 23H42V24H40ZM49 23H50V24H49ZM54 23H57V25L54 24ZM65 23L68 24V25H66ZM71 23H72V27H74V25H75V27H76V26H77V27H76V28H75V27H74V28L70 27V26H71ZM84 23L87 25L86 27H85ZM133 23H134V24L136 23V25H134ZM137 23H140V24H138V26H137ZM145 23H144V24H145ZM157 23H158V22H157ZM163 23H164V22H163ZM210 23L213 24V27H212V25H211ZM26 24H28V25H26ZM34 24H35V25H34ZM37 24H40L41 26L38 25L39 28H37V26H36ZM51 24H53V25H51ZM81 24H82L86 29H87V28L90 29V28H92V26H94V29H96V31H95V30H92V32H91V31L88 30V29L83 31V30H81V27H83ZM109 24H110V26H108V28H107V25H109ZM115 24H116V25H115ZM188 24H189V25H188ZM193 24H195V25H194V28H193ZM209 24H210V25H209ZM19 25L21 26V28H19V27H20ZM42 25H43V26H44V25H46V26H48V25H49V26H52L53 29H52L51 27H50L51 29H49V26H48V27H46V26L43 27ZM69 25H70V26H69ZM88 25H89V27H88ZM91 25H92V26H91ZM129 25H131V26H129ZM150 25H152V26H150ZM187 25H188L189 27H191V25H192L191 28H193V29H192V30H191V28L189 29V28L187 27ZM243 25H245V27H244ZM246 25H247V26H246ZM249 25H250V26H249ZM16 26H17V27H16ZM32 26H33V29H34V30L37 28L38 31H34L33 29H31L30 27H32ZM35 26H36V27H35ZM56 26H57V28H56ZM59 26H61V27H59ZM79 26H80V27H79ZM98 26H99L100 28H98V31H97V28H96V27H98ZM159 26H160V27H159ZM163 26H164V27H163ZM208 26H210V27H212V28H210V27H208ZM218 26H219V27H223V28H221L222 30H221ZM224 26H225V27H224ZM237 26H239L240 28L237 27ZM248 26H249V28H248ZM256 26H257V27H256ZM9 27H10V28H9ZM13 27H14V28H13ZM22 27H24V29H23ZM65 27H66L67 29L72 28V29H70V30H67V32H68L69 34H67V32H66V30H65ZM84 27H83L82 29H84ZM116 27H119V28L116 29ZM181 27H182V28H181ZM206 27H208V28H206ZM214 27H217V28H214ZM242 27H243V30H241ZM250 27H251L253 30H255V32H254ZM260 27H261V28H260ZM11 28H12V29H11ZM16 28L21 29V30H16V31H15ZM25 28H28V29H25ZM29 28H30V33H31L32 31H33V32H32L31 34L26 35V34H25V31H26V30L28 31ZM41 28H42L43 30H42ZM46 28H47V31H46ZM59 28H61V29H63V30H59ZM102 28H103V30L101 31ZM106 28H107V29H106ZM109 28H110V29H109ZM120 28H121V29H120ZM126 28H128V29H126ZM163 28H167V29L164 30ZM187 28H188L189 30H188ZM213 28H214V29H213ZM226 28H227V30H228L227 32L230 31V33H228V34H229V37L227 36V32L225 31ZM238 28H239V31H240V32L242 31V35H240L239 31L237 32ZM244 28H245V29H244ZM258 28H260V30H257ZM10 29H11V30H10ZM22 29L25 30L23 33H22ZM40 29H41V30H40ZM44 29H45V30H44ZM56 29L58 30V33H59V32L62 33V31H64V32L62 33V35L59 33V35H60V36H59V35H57V31H56ZM73 29H74V30H73ZM75 29H76V30H75ZM78 29H79V30H78ZM92 29H93V28H92ZM104 29H105L106 32H109V31L111 32L112 29H115L116 32H115L114 30H112V33L109 32L111 35L109 34V36H107L108 34H105V35H104V33H105ZM108 29H109V30H108ZM132 29H133V30H132ZM207 29L212 30V32L209 31V30L206 31ZM217 29H218L219 32H220V30H221V32L219 33L220 36L218 35V31H217ZM224 29H225V30H224ZM247 29H248V30H247ZM9 30L12 31L13 33L10 32ZM71 30H73V31H71ZM130 30H132V31H130ZM176 30H177V31H176ZM214 30H215L216 32H215ZM235 30H236L237 34L235 33ZM244 30H247V32L244 31ZM250 30H251V31H250ZM256 30H257V31H256ZM261 30H263V31H261ZM6 31H9V32L6 33ZM39 31H40V32H39ZM45 31H46V33H45V34L43 33V34L46 35V34L48 33V34L51 35L52 38H54V36L57 35V36H55V39L57 40V43L59 42L60 45H59V44L57 45V43H55L56 40H54V44H55V45L52 43L54 47H58V46L63 45V41H64V40L61 41V39H59V38L62 37V36H65V34H64L65 32H66V36H68V37H65V38H63V39L67 40V41L69 42V44L67 43V41H65V42H66V43L64 42V46H65V47H63V46H62L61 48L58 47V48L61 49V50H59L58 48H56V49H55V50H56V53H55V50H54V49L51 50V48H52L53 46H52L50 43H49V45L47 46V43L49 42V40H51V38L49 37L50 35L48 36V37H49V39H48V37H46L47 35L43 37V36H42L43 34H38V33L45 32ZM49 31H50V32H49ZM70 31H71V32H70ZM74 31H75V32L79 31L80 33H81V31H82L81 35H82V34L85 35V36L82 35L83 38L81 39V38H80L81 35L79 36L80 33H78V32L76 33L77 37L79 36L78 39H80V40H79L80 42H79V41H78V42L76 41V38H75L76 35H75V32H74ZM85 31H90V33H91V35H89L90 33H86L88 36L92 37V38H89V39L91 40V41H88L89 43L87 42V38H88V37H87V35L85 34ZM94 31H95V33L92 35V33H93ZM99 31H101V32L104 31V32L101 34ZM124 31H121V32H124ZM137 31H140V30H137ZM171 31H172V33L174 34V35L172 34L173 36L171 35ZM175 31H176V33H175ZM181 31H182V32H181ZM183 31H184L185 33H184ZM213 31H214V32H213ZM248 31H249V32H248ZM2 32H3V33H2ZM16 32H19L20 34H23V35H20V34H18V33H16ZM28 32H29V31H28ZM34 32H35V35H36V34L39 35V37H38L37 39L35 38V36H33V35H34V34H33ZM37 32H38V33H37ZM53 32H54V33H53ZM73 32H74V33H73ZM83 32H84V33H83ZM204 32H205V33H204ZM206 32H207L208 34H207ZM224 32H226V33H224ZM231 32H234V33L232 34ZM243 32H246V35H245ZM252 32H253V33H252ZM10 33H11V34H10ZM26 33H27V32H26ZM52 33H53V34H52ZM70 33H71V34L73 33L74 36H73V35L69 36ZM118 33H119V34H118ZM124 33H125V32H124ZM180 33H181V34L184 33L185 35L188 34V35H186V37L189 38V39L192 37V38H191L192 40L189 41V42H188V41L186 42V40H185V42L188 44V46L191 47V46L193 45L191 48H189L188 46H184L185 42H184L183 40H184L186 37L183 38L184 35L182 34V35H183V36H182ZM202 33H203V34H202ZM209 33H211V34H209ZM222 33H223V35H224V34H226V35L223 36ZM250 33H251V34H250ZM6 34H7V35H6ZM24 34H25V35H24ZM97 34L100 35V37L103 35V37H101V39H102V38L104 39L105 36H106L105 38L107 39L108 37H112V36L114 35V36H115L114 38H110V39H113L112 42H113L114 46H113V44H111L112 46H109L108 44L104 45V43H101L103 40L99 42L98 39H99V40H101V39H100L99 37H97V39H96ZM176 34H177V36H176ZM178 34H180L181 36L178 35ZM205 34H206V35H205ZM214 34H215V35H214ZM216 34H217L218 36H217ZM234 34H235V35H234ZM243 34H244V37H243ZM255 34H256V36L258 35L259 38H261V37L263 36V38H261V39H259L258 36H257V38H258L259 40H262L263 43H262L261 41L259 42V40L256 38ZM13 35H14L15 37H14ZM19 35H20L22 38H21ZM38 35H36V36H38ZM52 35H53V36H52ZM95 35H96V36H95ZM189 35H190L191 37H189ZM199 35H200V36H199ZM202 35H204V37H203ZM207 35H208V36H207ZM210 35H211V36L213 35V36L211 37ZM236 35H237V38H238V35H239V37H241V38H239V40L236 39ZM247 35H248V36L250 35V36H251V37H250L251 39H250ZM0 36H1V35H0ZM6 36H7V37H6ZM18 36H19V38H18ZM25 36H27V37L29 36V37H28L29 41H26V40H28V39H27ZM32 36L34 37V39H33ZM40 36H42V37L40 38ZM94 36H95V37H94ZM116 36H117V37H116ZM179 36H180L181 38H180V39H177V38H179ZM214 36H217L220 40L222 39V42H221L217 37H214ZM222 36H223V37H222ZM252 36H254L253 39H255V41H258V42H255L254 40H252ZM5 37H6V38H5ZM8 37H10V38H9V39H10V42H9V43H8ZM12 37L15 38V39L18 38L19 40H22V41H17V40H15V39H13V41H12ZM16 37H17V38H16ZM23 37H24V38H23ZM30 37H31V39H30ZM57 37H58V38H57ZM69 37H70V38H69ZM84 37H85V38L87 37V38L85 39ZM122 37H121V38H122ZM193 37H194V38H193ZM205 37H207V38L205 39ZM213 37H214V38H213ZM221 37H222V38H221ZM226 37H228V38L231 40L232 43L229 42V41H227V40H229V39H226ZM242 37H243V39H242ZM246 37H248V38H246ZM68 38H69V40H68ZM94 38L97 40V42H95V39H94ZM121 38H119V41L124 39V38H123V39H121ZM173 38H176V41L179 42V43H177ZM187 38H186V39H187ZM202 38H203V39H202ZM209 38H210V40H209ZM244 38L247 39L248 41H246ZM2 39H3V40H2ZM6 39H7V40H6ZM46 39H48V40H46ZM71 39H73V40L75 39V40H74V41H73V40L71 41ZM83 39H84V41H82V44H81L82 46H84L83 43H85L87 46L90 44L89 47H87V46L85 45V47H87V49H86V48H83L82 46H77L78 44L81 43V40H83ZM89 39H88V40H89ZM108 39H109V38H108ZM114 39H115V40H114ZM181 39H182V40H181ZM189 39H187V40H189ZM194 39H196L197 41H196V40L194 41ZM198 39L201 40V41H199ZM213 39H215V40L213 41ZM224 39H225V40H224ZM234 39L238 40V42H237L236 40H234ZM240 39H241V40H245L246 42L244 41V42H245V43H244V42L241 41ZM256 39H257V40H256ZM1 40H2V41H1ZM23 40H25V41H23ZM45 40H46V42H45ZM216 40H218V41H216ZM3 41H5V43H6V42L8 43V46L6 45V47H7V49L10 50L11 53H9V50L5 51L6 48L4 47V46H5V45H4L5 43H4ZM30 41H32L33 44H32V43H29ZM34 41H35V42H34ZM40 41H41V42H40ZM60 41H61V42H60ZM70 41H71V44H70ZM93 41H94V42H93ZM174 41H175L176 43H175ZM180 41H183L184 44H182L183 42H180ZM204 41H206V42L208 41V42H209V45H210L211 47H213L215 44H216V46H217V45H218L217 42H220L221 44H222V43H223V44L221 45V44L219 43V48L216 47V46L213 47V52H212V48H210V46L207 44L208 42H207V43L205 42V43H206V44H205ZM235 41H236V43L233 45V43H234ZM240 41H241V43H239ZM249 41H250V42H249ZM13 42H14L15 45H12ZM17 42H18V43H17ZM19 42H21V43H19ZM36 42H39V45H37L38 43L35 45ZM44 42H45V43H44ZM76 42H77V43H76ZM92 42H93V43H92ZM103 42H104V41H103ZM120 42H121V41H120ZM155 42H156V41H155ZM173 42H174L175 44H174ZM210 42H211V43H212V42H215V44H214V43L211 44ZM224 42H225V43H224ZM247 42H248L249 45L252 46V47L250 46V48H253L252 50H249L250 48L248 49V46H249V45L246 44ZM27 43L31 45L30 48H36V47L38 46V47L36 48V50H38L37 52H39V53H38V54H35V55L32 54L34 50H33V49H30L29 47H27V46H28ZM40 43H41V44H40ZM42 43H43V45H44V44H45V45L43 46ZM61 43H62V44H61ZM74 43H75V44H74ZM96 43L98 44V46H97ZM153 43H154V42H153ZM158 43H159V42H158ZM158 43L156 42L155 44L159 45V44H161V43L164 44L165 42L162 41L161 43H159V44H158ZM170 43H171L172 45H171ZM192 43H193V44H192ZM227 43H228V46H227ZM250 43H251V44H250ZM256 43H257L258 45H257ZM23 44H24V45H23ZM92 44H93V48L91 47ZM101 44H102V45H101ZM119 44H120V43H119ZM178 44H179V45H178ZM187 44H186V45H187ZM189 44H190V45H189ZM230 44H231L232 46H231ZM240 44H241V47H240ZM242 44H245V45L242 46ZM255 44H256L257 46H259V47L261 46V45H259V44H262L261 49H260L259 47L256 48V45H255ZM33 45H35L36 47H32ZM50 45H51L52 47H51ZM74 45H75V46H74ZM99 45H101L100 48H99ZM180 45H181V46H180ZM203 45H205V47H206V45L209 46V47H207V48H209V50H208V49H207V50L210 51V53H208L207 57H208L211 53L213 54L214 51H216V53L214 54V55H216V54H217V50H218V51H222V50H223L222 48L226 49L225 51H227V52H225L226 54H225V53H222V52H224V51H222L221 53L218 52V54L220 53L221 57H220V55H216V56L218 57V58H216V59H215L214 55H213V57H211L212 54L209 56L210 59H207V58L203 59V58L206 56V54H207V50H205L206 48H204ZM225 45H226V46H225ZM236 45H237V46H236ZM238 45H239V46H238ZM246 45H247V46H246ZM2 46H3V47H2ZM9 46H11L13 49H15V48H14L15 46H16V47L18 46V48L21 47L20 49L23 48V49H22L23 51L26 49V51H28L29 53L26 52V51H24L25 53L22 54L23 52H22L21 50H19V51H18V52L20 53V54H19V53L17 52V49H18V48H16V50L14 51V50H12V48L9 47ZM23 46H25V47H27V48L24 49ZM46 46H47V47H46ZM49 46H50V47H49ZM69 46H70V47H69ZM72 46H73V47H72ZM94 46H95L96 50L94 49ZM96 46H97V47H96ZM107 46H108V48H107ZM120 46H121V45H119V47H120ZM202 46H203V49H204V51H205V53H206V54L203 53L204 55L202 54V52H203V50H202ZM221 46H222V47H221ZM230 46H231V48H234V47H235V49H236V47H238L239 49L237 48V51L233 49V50H232V54L228 55V52H231V48H229ZM245 46H246V47H245ZM44 47H45V48H44ZM71 47L73 48L72 51H73L74 53H76L77 51H78V52H81L80 50H83V49H86V51L83 50L81 53H78V52H77L76 54H74V53L72 54V53H69V51H71V49H72ZM75 47H76V49H75ZM105 47H106V48H105ZM184 47H185V48H184ZM186 47H187V49H186ZM194 47H196V46H194ZM200 47H201V48H200ZM220 47H221V48H220ZM254 47H255V48H254ZM38 48H39V49H38ZM41 48H43V49H41ZM65 48H66V49H65ZM68 48H70V49H68ZM82 48H83V49H82ZM91 48H92V50H91ZM98 48H99V49H98ZM101 48H102V49H101ZM104 48H105V50H104ZM113 48H114V49L116 48L117 50H116V49L113 50ZM215 48H218V49H215ZM227 48H229L230 51H229V49H227ZM242 48H243V49H242ZM262 48H263V49H262ZM3 49H5V50H3ZM27 49H29L30 51L32 50V52H30V51L27 50ZM44 49H45V52H44ZM46 49H47V52H49V53L46 52ZM48 49H49V51H48ZM57 49H58V50H57ZM67 49H68L69 51H68ZM74 49H75V51H76L77 49H80V50H77V51L75 52ZM107 49H108V50H107ZM221 49H222V50H221ZM11 50H12L13 52H15V53H13ZM36 50H35V51H36ZM63 50H67V53H69V56H70V55L72 56V57H71L72 60H71V58L69 59L68 57H66V56H67V53L63 52ZM97 50H98V51H97ZM99 50H101V51H99ZM102 50H103V52L105 53V55H102V54H103ZM111 50H113L114 52H116L117 55H116V53H113ZM160 50H161V49H159L158 52H160ZM200 50H202V52H200ZM245 50H246V51H245ZM258 50H259V51H258ZM4 51L7 52V53H5ZM40 51L42 52V55H43L44 53H46V54H44L43 57H42ZM59 51H60V52H59ZM72 51H71V52H72ZM92 51H94V52L96 51V52H95V53H94V52L91 53ZM110 51L113 53V55H112L111 57H110V55H107L108 52H110ZM161 51H162V50H161ZM190 51H188V52H190ZM240 51H242L243 53L240 52ZM250 51H251V52H250ZM43 52H44V53H43ZM62 52H63V53H62ZM99 52L101 53V56H100V54H98V55L96 54V53H99ZM111 52H110V54H111ZM253 52H252V53H253ZM258 52H260V53H258ZM2 53H3V55H2ZM16 53H18V56L16 55ZM27 53H28V54H27ZM54 53H55V54H54ZM59 53H60V54H59ZM237 53H238V55H237ZM256 53H258L259 56H257L258 54H256ZM7 54H8V55H7ZM12 54H13V55H12ZM25 54H26V55H25ZM39 54H40V55H39ZM61 54L64 55V58H63V56H62V57L60 56ZM65 54H66V55H65ZM80 54H81V55H80ZM95 54H96V55H95ZM148 54H149V56H147ZM189 54L193 56V58H192L193 60L191 59V56H189ZM199 54H202V55H199ZM224 54H225V55H224ZM233 54H234V55H233ZM239 54H240V55H239ZM255 54H256V55H255ZM260 54H261V55H260ZM11 55H12V56H11ZM33 55H34V56H33ZM135 55H136V56H135ZM150 55H151V56H150ZM153 55H154L155 57H154ZM176 55H177V56H176ZM181 55H182V56H181ZM185 55H187V56H185ZM223 55H224V56H223ZM246 55H247V56H246ZM250 55H251V54H250ZM5 56H7V57H5ZM13 56H14V57H13ZM21 56L24 57V58H22ZM25 56H26V57H27V56H28V57L31 56V57H30V58H27L26 60H23V59H25ZM32 56H33L34 58H33ZM36 56H37L38 59H39V57H40V59H39V60H37V58L35 59ZM58 56H59L60 58H63V59L67 58V60H64V61L62 62L61 60H63V59H60ZM74 56H75V57H74ZM105 56H106V57L109 56V57H107V58H108L110 61L105 60V58H106ZM119 56H120V57H119ZM143 56H142V57H143ZM152 56L155 58V59H153V60H154V61L156 60L157 62H156V61L153 62V63L150 62V61H153V60H151V58H150V57H152ZM200 56H202V57H201V59H202L201 61H200ZM226 56H229V59L231 60L230 62H229V60H228V58H227ZM231 56H233V59H231V58H232ZM237 56H240V57H237ZM244 56L247 57V59H245ZM4 57H5V58H4ZM11 57H12V58H11ZM78 57H79V58H78ZM99 57H100V59H98ZM115 57H114V58H115ZM118 57H119V58H118ZM175 57H174V58H175ZM189 57H190V59H188ZM256 57H257V58H256ZM260 57H262V58H260ZM3 58H4V61H3ZM6 58H8V59H6ZM42 58H43V60H42ZM96 58H97V59H96ZM103 58H104V59H103ZM195 58H196V59H195ZM212 58H213V59H212ZM223 58H224V59H223ZM225 58H226V60H228L227 62L225 61ZM240 58H241V60H240ZM243 58H244L245 60H242ZM10 59H11V60H10ZM14 59H15V60H14ZM77 59H78V60H77ZM82 59H85V60L83 61ZM87 59H88V60H87ZM102 59H103V60H102ZM117 59H118V60H117ZM132 59H133V60H132ZM157 59H158V60H161V61H158ZM197 59H198V61H196ZM206 59H207V60H210V62L214 60V62H216L218 65H216V63L214 64L213 62H212L211 65H210V62H209V61H206L205 64H204V61H205ZM219 59L223 60L224 63H223V61L220 62L221 60L219 61ZM237 59H238V60H237ZM30 60H31V61H30ZM34 60H35V61H34ZM69 60H70V61H69ZM100 60H101V62H99ZM122 60H123V61H122ZM124 60H125V61H124ZM135 60L137 61V63H136V64H134V63L132 64V62H134ZM147 60H148V62H146ZM189 60L191 61V63H192V61H193V62L196 64V65L194 64L196 67H194L193 63H192V65H191V63H190ZM216 60H218L219 62L216 61ZM239 60H240V62H239ZM9 61H10V62H9ZM12 61H13V62H12ZM21 61H22V62L25 61V62H23V63H25V66H24V64H23ZM38 61H39L40 63H39ZM85 61H86V62H85ZM104 61H105V62H104ZM126 61H127V62H126ZM136 61H135V62H136ZM27 62H29L30 64H32V62H35L34 65H39V64H40V65H39V66L29 65V63H27ZM36 62H37V63H36ZM79 62H80L81 65L79 64ZM90 62H91V64H89ZM103 62H104V66H100V65H101L100 63H103ZM120 62H121V63L123 62V63L121 64ZM124 62H126V63L128 64L129 67H128L127 65H126L127 67L123 66L124 64H126V63H124ZM139 62H140V65H138ZM160 62H161L162 64L165 63V65L160 64ZM187 62L190 64L191 67L187 64ZM234 62H236V64L238 65V67H237L236 64H235L236 66L233 65ZM248 62H246V64H247ZM6 63H7V64H6ZM20 63H22L23 65H21ZM43 63H44V64H43ZM50 63H51V62H50ZM197 63H201L203 66H202L201 64L199 65V64H197ZM206 63L209 64L210 67H209ZM222 63H223V65H222ZM225 63H227V65H228V63H229V65H228L229 68H228V66H224ZM230 63H231V64L233 63V64L231 65ZM238 63L241 64V69H240V70H241V71L244 70V71H242V72H244V74H242V73L238 70V68H240V66H239L240 64H238ZM19 64H20V65H19ZM42 64H43V65H42ZM59 64H58V65H59ZM130 64H131V65H130ZM143 64H145V65H143ZM158 64H160V65H158ZM185 64H186V65H185ZM242 64H243V65H242ZM5 65H3V66L0 67V68L4 69V68H5V67H4ZM83 65L86 66L85 69H87V71H88L87 73H86V70H84V73H83V70H81V69L84 68ZM95 65L98 66L97 69L100 68V69H99L100 73H99V71H96L97 69L94 67ZM102 65H103V64H102ZM113 65H114V64H113ZM121 65H122V66H121ZM132 65H133V66H132ZM134 65H135V66H134ZM141 65H143V66H142V67H143L142 69H141ZM149 65H152V66H149ZM153 65H154V66H153ZM157 65H158V68H157ZM161 65H162V66H161ZM204 65H206V66H204ZM213 65H214V66H213ZM221 65H222V68H220ZM21 66H23L24 69H23V67H21ZM30 66H31V67H30ZM44 66H45V67L47 66L46 69H45ZM56 66H57V65H56ZM67 66H68L69 68H68ZM79 66H80V67H79ZM81 66H83V67H81ZM89 66H90V68H89ZM114 66H115V65H114ZM114 66H111V67H114ZM145 66H146V67H145ZM155 66H156V67H155ZM160 66H161V67H160ZM163 66H164L165 68H164ZM174 66H175V65H173V67H174ZM176 66H175V68H176ZM186 66H187V67L189 66V68L191 69V71H189V68H188L187 71H184V70L187 69ZM200 66H202V67H200ZM207 66H208V67H207ZM211 66L214 68V71L212 70V67H211ZM216 66H219V67H216ZM234 66L237 67V68H236L237 70L234 69V68H235ZM3 67H4V68H3ZM13 67H14V68H13ZM19 67H21L23 70L20 69ZM25 67H26V68H25ZM42 67H43V68H42ZM49 67H50V68H49ZM66 67H67V68H66ZM130 67H132V68H134V67L136 68V67H137L136 69L134 68L135 70H137V69H139V68H140V69L137 70V71L135 72V70L132 69V68H130ZM153 67H154V68H153ZM159 67H160V69H159ZM184 67H185V68H184ZM203 67H205L206 70H205ZM223 67H227V68H223ZM230 67H231V69H234V70H230ZM233 67H234V68H233ZM12 68L14 69V70H13L14 73H12V75H11L10 73H11V71H12ZM39 68H40V69H39ZM78 68H79V70H81L82 72L79 71V70L77 71ZM125 68L128 69V70H126ZM144 68L146 69V71H145ZM149 68H150V69H149ZM161 68H162V70H161ZM167 68H168V70L170 71V73H169V71L167 70ZM192 68H193V69H192ZM196 68H197V69H196ZM199 68H201V69H199ZM210 68H211V69H210ZM215 68H216V69H215ZM244 68H245V67H244ZM15 69H16L17 71L19 70V71L22 72V73L19 72V74H17V76H16V75H15V71H16ZM28 69H29V70H28ZM32 69H33V70H32ZM67 69H68V70H67ZM94 69H95V71H94ZM151 69H152V70H151ZM155 69H159V70L161 71V73L164 72V73H163V74H164V77H162V76H161V73L158 72L159 70L156 72L157 74H155V71H156ZM163 69H164L166 72L163 71ZM195 69H196L197 71H196ZM207 69L210 70V72H209ZM218 69H220V70L217 71ZM223 69H224V70H223ZM24 70H26V72H25ZM37 70H41L42 72H41V71H37ZM43 70H44V71H43ZM46 70L48 71V73H47ZM49 70H50V71H49ZM52 70H53V69H52ZM63 70H62V72H59V73H57L56 75H64L65 72L63 73ZM102 70H103V71H102ZM125 70H126V71H125ZM130 70H131L132 72H131ZM142 70H144V71L141 72ZM147 70H150V71H149V74H148ZM172 70H173L174 72H173ZM176 70L179 72V74L181 75V77L179 76V74H178V72H177ZM202 70H203V71H202ZM211 70H212V71H211ZM227 70H229V71H227ZM2 71H3V72H2ZM23 71H24V72H23ZM107 71H108V70H107ZM139 71H140L141 73H140ZM151 71H152V72H151ZM193 71H194V72H193ZM204 71L207 72V75L205 74L206 72H204ZM216 71H217V72H216ZM220 71H221V72H220ZM224 71H225V73H228V72L230 73V71H232L233 74L236 73V76H237V77L235 76V74H234V75L232 74L233 76L230 77L232 72H231L230 74L228 73L229 75L226 74V75H227V76H226L225 73H224ZM235 71L240 72V73H239V76H240L241 79L239 78L238 73L235 72ZM7 72H8V73H7ZM40 72H41V73H40ZM75 72H76V73H75ZM77 72H78L79 74L82 73V75H80V76L82 77V79H81V83L78 82V80L76 79V78L79 76ZM91 72L94 73V74H95V73H98V74H95L98 78L95 77V79H94V81H93L92 78H94V77H90L89 79L87 78V80L85 79L86 81H82V80H84V78H86L85 75H89V74H90V75H94V74H92ZM101 72H102V73H101ZM167 72H168V73H167ZM176 72H177L179 78H182L183 75H185V77H183V78L185 79V80L183 79V80H184V81H183L184 84H182L183 82H180L182 79H179V81L177 80L178 77H177V74H175ZM188 72H189V73H188ZM195 72H198V75H197V76H196V73H195ZM201 72H202V73H201ZM203 72H204V73H203ZM43 73H44V74L46 73V74H45V75H41V74H43ZM49 73H51V74H50V75H51V79L49 78ZM62 73H63V74H62ZM74 73H75L76 75H78V76H76V77L73 78L74 75H72V74H74ZM143 73H144V74H143ZM145 73H147V74L149 75V77L146 76ZM158 73H159V74H158ZM173 73H174V75H176L175 78H176V77H177V78H176V79H175V78H171V80H169V79H170V76H171V77L173 76V75H172ZM182 73H187V74H189V75H193V76H192L193 79L190 80V79H191V76L189 77V75H187V74H182ZM214 73H216V74H214ZM220 73H222L223 76L225 75V76H226L225 78H227V79H228V76H229V80H227V81H229V82H227L226 79H225L223 76L221 77L222 74H220ZM249 73H250V75H249ZM251 73H252V74H251ZM20 74H22V75H20ZM83 74H85V75L83 76ZM99 74H101V75H99ZM119 74H118V75H119ZM163 74H162V75H163ZM208 74H210V75L213 74V76L216 75V76L219 78L218 80H219V81L222 80V81H221V82H218L217 79H216V78H217L216 76L211 78V77H209L210 75H208ZM218 74H219V75H218ZM18 75H20V76H18ZM70 75H72V76L70 77ZM98 75H99V76H98ZM126 75H127V76H126ZM129 75H130V76H129ZM139 75H141V77H142L141 79H140V77L135 78V77H137V76H139ZM150 75H151V76H150ZM168 75H170V76H168ZM202 75H205L206 77H205V76H202ZM243 75H245L246 78H245V77L243 78ZM248 75H249V76H248ZM131 76H133L134 78L131 77ZM156 76H158V78H160L159 76H161L162 79L165 78L167 81H164L165 79L162 80L161 78L159 79L160 81H159V80H158V81H157V80H154V81L151 80V79H155ZM187 76H188V77H187ZM198 76H202V78H201V77L199 78ZM211 76H212V75H211ZM13 77H15V78L13 79ZM63 77H64V76H63ZM83 77H84V78H83ZM153 77H155V78H153ZM168 77H169V78H168ZM196 77H198V78L196 79ZM207 77H208V79H207ZM233 77H234V78L236 77L237 79H234L235 81H234V80L232 81ZM61 78H62V77H61ZM69 78H70V80H69ZM125 78H126V79H125ZM129 78H131V79L133 78L132 81H131ZM158 78H157V79H158ZM209 78H210V79H209ZM223 78H224V79H223ZM231 78H232V79H231ZM248 78H249L250 80H249ZM12 79H13V80H12ZM55 79H57V78L55 77ZM74 79H76V81H74ZM96 79H97L98 81H96ZM127 79H128V80H127ZM138 79L141 80V82H139ZM195 79H196V80H195ZM199 79H200L201 81H200ZM203 79H205V80L207 79V80H209V81H205V80H203ZM213 79H214V81L216 80V81H215V85L213 84L214 87H215L216 85L218 86V84H219L220 87H223V88L226 87L227 90H224L223 88H220L219 86H218V87H219L220 90L218 89V87H216L217 90H216L214 87H212V83L214 82ZM220 79H221V80H220ZM239 79H240V82H239L240 85H237V84H238L237 81H239ZM247 79H248V80H247ZM47 80H48L49 82H48ZM117 80H120V81H117ZM135 80H136V81H135ZM161 80H162V81H161ZM168 80H169V81H168ZM173 80H174V81L176 80V81H175L176 83H175ZM188 80H190V82L195 80V81H194L195 84H196V82H197V84H198V82H199V84L202 85L203 87L200 86L199 84H198V85L196 84V85H197V86H198V87H199L204 93H203V92L200 93V91H201L200 89H199L200 91H199L198 89H195V91H193L194 88H196V87H195L196 85L193 84L192 82H191V83L189 82V83L187 84L186 81H188ZM197 80H198V81H197ZM210 80H211L212 82H210ZM223 80H224V81H223ZM236 80H237V81H236ZM243 80H244V81H243ZM254 80H255V83H254V85H253V84H252V83H253L252 81H254ZM4 81H5V83H4ZM90 81H92V82H90ZM116 81H117V82H116ZM142 81H143V82H142ZM151 81H152V82H151ZM156 81H157V82H156ZM231 81H232V82H231ZM246 81H249V82H247L248 84L246 83ZM250 81H251L252 83H251ZM9 82H10V83H9ZM28 82H27V83H28ZM51 82H52V83H51ZM67 82H66V83H67ZM75 82H76V83L78 82V83H77V85L74 86V84H76ZM85 82H86V83H85ZM88 82H89L91 85H90V84L88 85V84H87ZM94 82H95V83H94ZM106 82H107V81H106ZM119 82H120V83H119ZM133 82H136V83H133ZM137 82L140 83V84H138ZM162 82H165V85H164V83H163L162 85H160ZM166 82H168V83H167V84H168V87L166 86ZM169 82L172 83L171 85H173V83L176 84V85H173V88H172V87L170 88V86H169L170 83H169ZM179 82H180L181 84H180ZM202 82H203V84L206 83V84H205V87H204L203 84H201ZM208 82H209V85H208ZM222 82H223L224 84H222ZM230 82H231V83H230ZM233 82H234V86L236 85V88H237V86H238V87H241L240 89H243L242 91H244V94L246 93L247 96H246V95L244 96V94L242 93V94H241V98H244V102H245L244 107L248 108V110H246L244 107H242V108H241L242 110H241V109L238 107L240 102H239L238 100H235V101L232 100V98H233L232 96H233V94H234V91H233V90H234ZM241 82H242V84H241ZM14 83H15V82H14ZM23 83H24V82H23ZM84 83L86 84L87 87H89L88 89H87V87H85V84H84ZM92 83H94V84H92ZM97 83H98V84H97ZM141 83H143V84L141 85ZM157 83H159V85H158ZM217 83H218V84H217ZM220 83H221V84H220ZM225 83H226V84H225ZM227 83H229V84H227ZM236 83H237V84H236ZM245 83H246L247 85H250V88H248L247 85H246ZM7 84H8V85H7ZM9 84H12L13 86H12V85H9ZM24 84H25V83H24ZM82 84H83V85H82ZM96 84H97V86H96ZM105 84H106V85H105ZM128 84H133V85H136V86L131 85V86H133V87L130 88L131 86H128ZM153 84H155L156 89H154L155 87H153V86H154ZM177 84H178V85H177ZM185 84H186V85H185ZM189 84H190V85H189ZM191 84L194 85V87H193V85H192L193 88H190V87H191ZM210 84H211V88H212V89L214 88L213 90H212V89H209ZM231 84H232V86H231ZM244 84L246 85L245 87H244ZM5 85H6V88H5ZM100 85H99V86H100ZM156 85H158V86H156ZM163 85H164V87H163ZM181 85H182V87H183V86H188V85H189V86H188L189 89L186 90L187 87H186V88L184 87V89H183V88L180 87ZM221 85H224V86H221ZM228 85H230L231 90H230V88H229ZM251 85H252V86H251ZM257 85H258V86H257ZM8 86H9V89H7ZM10 86H12V87H10ZM73 86H74V88H76V86H81L82 88H81V87H80V88L77 87V91H76V89H74V88L72 89V88H71V87H73ZM90 86H91V87H90ZM122 86L125 88V85H124V84H123ZM174 86H175V88H176V86H179L180 90H182V91L185 90L188 94H186L185 91H183V92H185V93H183V92H181V91H178V94L181 93L179 96H180V98H181V97H182V98L180 99L179 96L176 95L177 92H176V90L174 89ZM207 86H208V87H207ZM227 86H228V87H227ZM253 86H254V87H253ZM2 87H3V88H2ZM83 87H85L87 91H86L85 89H83ZM93 87H94V88H93ZM158 87H160V88H158ZM232 87H233V88H232ZM90 88H91V91H92V92L90 91ZM150 88H151V89H150ZM161 88H162V89H161ZM164 88H165V91L163 90ZM167 88H168V89H167ZM177 88H178V87H177ZM177 88H176V89H177ZM179 88H178V90H179ZM205 88H207V90H206ZM244 88H245V90H244ZM251 88H252L253 90H255V89L257 88L256 90H258V91L262 90V91H260V92L258 93L260 96L257 94L258 91L256 92L255 97L258 96L257 99L254 98V97H252V95L254 96V94H253L254 91H252ZM2 89H3V90H2ZM12 89H13V90H12ZM57 89H58V87H57ZM79 89L82 90V91L85 90L87 94L82 93V91L79 92ZM159 89H160V90H159ZM170 89H171L172 91H171ZM190 89H193V90H190ZM208 89H209L210 91H209ZM228 89H229V90H228ZM232 89H233V90H232ZM237 89H238V88H237ZM247 89H248V90L251 89L252 92L248 91ZM259 89H260V90H259ZM1 90H2V92H1ZM73 90H74L75 92H78L79 94H83V95H82L83 97H87V98H88V94H89V95H90V96H89L90 98H89V99L83 98L81 95H79V94L77 93V94H76V97L78 96L79 98L82 99V101L79 102V104H78L77 102H78L79 99L76 100V98H75V94H74L75 92H74ZM150 90H152V91H153V90H155V91L159 90V91H158V95H157L158 98H157L156 100H155V97H153V95H152V93L155 92V91L152 92V91H150ZM162 90H163V91H162ZM169 90H170V91H169ZM197 90H198V94H197ZM205 90L207 91V93L209 92V93H211V94L214 93V92L216 93L217 91L219 92V93L217 92V93L214 94V95L212 94L213 97H214V96H215V97L218 96V97L221 98V97L224 96L225 94H226L225 96H227V97H222V98H221V101H218V100H220V98H219V99H216L215 97H214V98L212 97L213 99L211 98V101L214 100L213 103L215 102V104H213L212 102H210V103H212V104L214 105V107H213V105L210 104L209 101H207L208 99L210 100V98L207 99V96H209V93L206 94V93H205V92H206ZM211 90H212L213 92H212ZM215 90H216V91H215ZM223 90H224V91H223ZM256 90H255V91H256ZM129 91H130V90H129ZM134 91H136V90H134ZM160 91H162V92H160ZM173 91L176 92V93H175V94H172V93H174ZM188 91H189V92H188ZM222 91L225 92V94H224ZM226 91H227V92H226ZM232 91H233V92H232ZM240 91H241V90H240ZM245 91H248V92H245ZM14 92H15V93H14ZM88 92H89V93H88ZM164 92H165V94L162 95ZM169 92H170V95L172 94V96H169V95H168ZM228 92L230 93V100H231V101H229L230 104L228 103V99H229V93H228ZM231 92L233 93L232 95H231ZM249 92H250V93H249ZM261 92H262V93H261ZM167 93H168V94H167ZM182 93H183L184 95H183ZM189 93H190V95H189ZM202 93L205 94L206 96H205V95H202ZM220 93L222 94V96H219ZM227 93H228V95H227ZM251 93H252V95H250ZM254 93H255V92H254ZM69 94H68V96H70ZM155 94H157V93H155ZM191 94H192V95H191ZM211 94H210V95H211ZM218 94H219V95H218ZM248 94H249V95H248ZM160 95H162L161 97H163V96H166V97H163V99H162L161 97L159 98ZM181 95H182V96H181ZM201 95H202V96H205L206 98H205V97H202V99H201V98H200ZM17 96H19V97H17ZM154 96H155V95H154ZM176 96L179 98V100H178V98H177ZM191 96H192L193 98H192ZM248 96H249V97H248ZM6 97H5V98H6ZM33 97H34V96H33ZM78 97H77V98H78ZM122 97L124 98V96H122ZM122 97H121V98L119 97L120 100H124V99H122ZM171 97H172V98H171ZM209 97H211V96H209ZM218 97H217V98H218ZM251 97L254 98V101H253V99H251ZM261 97H262V98H261ZM26 98H25V99H26ZM119 98H118V99H119ZM188 98H189V99H188ZM194 98H195L196 100H195ZM204 98H205V99H204ZM223 98H224V99L226 98L227 100H223ZM1 99H2V100H1ZM30 99H33V100L31 101ZM34 99H36L37 101L34 100ZM57 99H58V100H57ZM70 99H71V100H70ZM85 99L90 101V102H88L89 104L87 103V101H86ZM90 99H91V100H90ZM183 99H184V98H183ZM190 99H191V100L193 99V101H191ZM197 99H198L199 101H201V103L198 101V102H196V103H197V105H196V103H194V101H197ZM249 99H251V101H253V102H250V103H252V104L255 103L257 106H258V104L262 103L261 105L258 106V112H257V106H256L255 104H254V105L250 104V103H249V101H250ZM259 99H261V101H260ZM6 100H7L8 104H7V102H5ZM16 100H18V101H16ZM20 100H21V101H20ZM23 100H24V102H23ZM75 100H76V101H75ZM222 100H223L226 104H224V102H222ZM55 101H56V102H55ZM60 101H62V103H60L61 105L59 104ZM226 101H227V102H226ZM259 101H260V102H259ZM34 102H38V103L36 104V103H34ZM57 102H58V105H56ZM169 102H170V100H169ZM205 102H206V104L209 103L210 105L207 104V105H208V107H207V105L205 104ZM218 102H219V103H218ZM221 102H222L223 104H221ZM232 102H233V103H232ZM234 102H235V104H234ZM236 102H237V104H236ZM256 102H257V103L259 102V103L257 104ZM32 103H34L33 105L36 104V106H35V107L32 106ZM53 103H54V104H53ZM75 103L78 104V105H76ZM84 103H85V104H84ZM86 103H87V105H86ZM121 103H119V104H121ZM217 103H218V105L220 104V105H223V106H222V107L220 106V109H219V108H217V107H219V106H217ZM1 104H2V105H1ZM6 104H7V106H6ZM10 104H11V105H10ZM38 104H39V105H38ZM165 104H166V103H165ZM203 104H204V105H203ZM232 104H234V106H232ZM247 104H249V107H247ZM37 105H38V106H37ZM40 105H41V106H40ZM75 105H76V106H75ZM79 105H80V106H79ZM195 105H196V106H195ZM202 105H203V106H202ZM224 105H225L226 107H228V106H229V107L226 108ZM9 106H10V107H9ZM16 106H17V107H16ZM23 106H25V107H23ZM56 106H58V107H57V108H58L57 111L55 110V109H57ZM109 106H110V110H109V111H106L107 113L104 112L103 110H104V109H105V110H106V109L108 110V109H109ZM198 106H197V108H198ZM209 106H210V108H209ZM215 106H217V107H215ZM253 106H255V107H253ZM11 107H12V109H11ZM43 107H44V109L46 110L45 112H44ZM60 107H61V108H60ZM85 107H86L87 109H86ZM88 107L91 108V109L89 110ZM103 107H104V108H103ZM211 107H213V108H211ZM224 107H225V108H224ZM259 107H260V108H259ZM31 108H32V109H31ZM34 108H35V109H34ZM36 108H37V109H36ZM38 108H39V109H38ZM41 108H42V109H41ZM52 108H53V109H52ZM65 108H66V107H65ZM124 108L126 109V111H124V110H125ZM216 108H217V110H218L217 112H215V111H216ZM229 108H230V109H229ZM243 108H244V110H243ZM250 108L252 109L251 111H253V112L250 111ZM253 108H254L255 112H254ZM9 109H10V110H9ZM26 109H28V111H27ZM50 109H52L54 112H56V114H54V112H52V111H49ZM59 109H61V110L59 111ZM122 109H124V110H122ZM212 109H213V110H212ZM259 109H260V111H259ZM3 110H4V111H3ZM7 110H8V111H7ZM35 110H36V111H35ZM41 110H42V111H41ZM69 110H71V111H69ZM96 110H97V111H96ZM98 110H99L100 112H99ZM127 110H128V111H127ZM201 110H203V113H202ZM220 110H221V112H220ZM240 110H241V111H240ZM2 111H3L4 113H3ZM25 111H26V112H25ZM61 111H62V112H61ZM87 111H88V113H86ZM89 111H91V112H90V115H89ZM92 111H94V112H92ZM116 111H117V112H116ZM211 111H213L215 114H213V113L211 114ZM234 111H236V112L238 113V115H237L236 113H233ZM239 111H240V112L244 111L243 114H244V117H245V118L243 117V115H242ZM245 111H248V112L250 111V114H249L248 112H245ZM263 111H264V110H263ZM27 112L29 113V115H30L31 117L27 114ZM30 112H31V113H32V112H33V113L36 112V113H35V114H33V113L30 114ZM38 112H39V113H38ZM40 112H41V114H40ZM43 112L46 113V114L48 113V116H47L48 118H47L46 116H44V115H46V114H44V115L42 114ZM58 112L63 116V118H62L61 120H60L61 115H60ZM95 112H98L100 115H101V114H104V115H102V116H105V113H106L107 116H108V118H107V116H106V117H100V115H98V113H95ZM103 112H104V113H103ZM122 112H123V113H122ZM128 112H129V114H128L129 116H127V113H128ZM218 112H219V113H218ZM230 112H229V113H230ZM50 113H51V114H50ZM52 113H53L54 115H53ZM57 113L59 114V116H55V115H57ZM62 113H65V114H62ZM93 113H94V114H93ZM124 113L126 114V115H125L126 117H124ZM205 113H206V114L208 113V114L206 115ZM222 113H221V114H222ZM252 113H253V114H252ZM254 113H255V114H254ZM256 113H258V114H256ZM23 114H24V115H23ZM49 114L52 115V116L54 117V118H53V119H54L53 122H55V123H53V122L50 120V119H51V116H50ZM67 114H68L70 117L73 116V117H71V120H69V116H68ZM83 114H85V115L88 114V115H87V119L89 118L90 120H89V119L87 120V119L85 118L86 116L83 115ZM95 114H96V115H95ZM130 114H131V115H130ZM216 114H218V115L216 116ZM246 114H247L248 117L246 116ZM259 114H260V115H259ZM15 115H16V113H15ZM35 115H36V116H35ZM64 115H65V116H64ZM117 115H118V116H117ZM201 115H202V116H201ZM204 115H205V116H204ZM208 115H209V116L211 115V116L209 117ZM254 115H255V116H254ZM257 115H259L260 117L257 116ZM262 115H264L263 112H262ZM0 116H1V115H0ZM19 116H20V117H19ZM34 116H35V117H34ZM42 116H43V117H42ZM49 116H50V117H49ZM84 116H85V117H84ZM111 116H112V118L110 119V120H111V121H110L109 118H110ZM16 117H17V116H16ZM29 117H30V118H29ZM45 117H46V121H45ZM55 117H58L59 120L56 119ZM65 117H66V118H65ZM82 117H83V119H82ZM92 117H95V118H92ZM98 117H99V118H98ZM122 117H123V118H122ZM208 117H209V118H208ZM215 117H214V118H215ZM246 117H247V119H246ZM252 117H253V118H252ZM3 118L6 119L5 122H7L9 119H14V120H16V121H15V126H13L14 129H13V127L10 128V127L14 124V123H13L14 120H9L7 123L9 124V122H10V124H9L10 126H8V124H6V123L3 122ZM8 118H9V119H8ZM26 118H27V119L29 118V119H31V120H29V119L27 120ZM72 118H73L74 120H72ZM96 118H97V119H96ZM100 118H105V119H103V120H105V122L102 121L103 123H102V122L100 123V120H99ZM120 118H122L124 121H123L122 119H120ZM136 118H137V116H136ZM136 118H135V119H136ZM214 118H213V119H214ZM22 119H26V120H23V122H22ZM32 119H33V120H32ZM34 119H35L36 121H35ZM41 119H43V120H41ZM85 119H86V120H85ZM92 119H94V120H93V123L91 122ZM95 119H96V120H95ZM119 119L122 120V122H123V123H121L122 125H119V124H120L119 122H121V121H119ZM17 120H19V122H18ZM62 120H64V122H66V123H64ZM68 120L70 121V123H69ZM78 120H79V121H78ZM107 120H109V123H110V122H111V123H110V124L107 123V122H108ZM240 120H241V121H240ZM247 120H250V121H249L250 123H249ZM259 120H260V122H259ZM20 121L23 123V127L28 126L27 128H23V129H24V132L21 130V129H22V127H21V126H22V123H21ZM29 121H34V122H31V126H30V127H29V125H28V122H29ZM37 121H39V123H40V122L43 123V122L45 121V122H46V123L44 122L45 125H43L42 123H41V124H42V126H46V127H42L39 123H37ZM47 121H49L50 123H49V122L47 123ZM56 121H57V122H56ZM72 121H73V123H72ZM76 121H77V124H76ZM80 121H81V122H84V121H85V122L87 123V124H85V125H87V126L89 125L90 127H87V129H86V126H85V128L82 129L83 126L81 127L80 125H84L85 122L82 124ZM94 121H95L96 123H95ZM97 121H99V122H97ZM221 121H222V119H221ZM245 121H246V123H245V126H246V127H245L244 125H241V123H243V122H245ZM251 121H252V122H251ZM257 121H258L259 124H257ZM2 122H3V123H2ZM16 122H17V123H16ZM35 122H36V123H35ZM74 122H75V123H74ZM78 122H79V124H78ZM112 122H113V124H112ZM115 122H116L117 126L119 125V127L116 126ZM145 122H147V121H145ZM194 122L197 123L196 120H195ZM12 123H13V124H12ZM19 123H21V124H19ZM25 123H26V124H25ZM63 123H64V124H63ZM90 123H92V125H90ZM94 123H95V125H93ZM98 123H100V124H98ZM222 123H225V122L222 121ZM248 123H249V126L247 125ZM67 124H70L72 128H71L69 125H67ZM97 124H98V125H97ZM103 124H105V125H104L105 128L102 127ZM146 124H147V123H146ZM146 124L144 123V125H146ZM236 124L233 125V124L231 123V125H229V126H230V129L240 128L238 125H237V127H235ZM243 124H244V123H243ZM260 124H261V125H260ZM24 125H25V126H24ZM32 125H33V126H36V125H37V126H39L40 128H38V127L36 126V128H33V129H34V132H33V130H32V127H33V126H32ZM47 125H48V126H47ZM50 125H51V126L53 125L54 129H52V127H51ZM58 125H59L60 127H59ZM106 125H108V126H106ZM109 125H110V126H109ZM5 126H6V127L8 126V127L6 128ZM17 126H18V128H21V129L15 128V127H17ZM55 126H56V127H55ZM61 126H62V128H64V129H61ZM63 126H64V127H63ZM68 126H69V128H67ZM95 126H96L98 129H97ZM121 126H122V127H121ZM125 126H126V125H125ZM233 126H234V128H233ZM243 126H244V127H243ZM50 127H51V128H50ZM73 127H74V128H73ZM92 127H93V128H92ZM101 127H102V128H101ZM108 127H109L110 130L108 129ZM112 127H113V128H112ZM145 127H146V128H145ZM145 127L143 128L144 131H145V133H146V134L144 135V139L147 140V138H148V140L153 141V142H151V144H153V143L155 144V142H156L155 147L157 148V147H158V145H157V141H156L157 138H155V140H154V138L152 139V137L150 136V135H152V133H151L152 130L149 129V131H151V132L148 133V130H147L148 128H147V126H145ZM210 127H212L213 129L211 130ZM220 127H221V128H220ZM242 127H243V129H242ZM256 127H257V126H255V128H256ZM258 127H257V128H258ZM8 128H10V129H8ZM65 128H66L68 131H67ZM91 128H92V129H91ZM116 128H119L120 130H119V129H116ZM208 128H209V130H208ZM262 128H261V129H262ZM6 129H8L9 131L7 132ZM38 129H39L40 131H39ZM44 129H46V130H44ZM47 129H51V130H47ZM56 129H57L58 131H60V133H59ZM76 129H78V130H76ZM81 129H82L84 132H83ZM85 129L88 130V131H86ZM105 129H106V131H105ZM107 129H108V130H107ZM12 130H13V131H12ZM14 130H15V131H14ZM20 130H21V131H20ZM42 130L44 131L43 133H41ZM73 130H75V132H73ZM79 130H80V131H79ZM111 130H113V131H112L113 133L110 132ZM146 130H147V131H146ZM205 130H204V131H205ZM5 131H6V132H5ZM45 131H46L47 133H46ZM49 131H50V133H48ZM55 131H56V133H54ZM66 131L69 132V133H67ZM71 131H72L73 133H72ZM95 131H96V133H97V134H96L97 137L95 136ZM100 131H102V132H101L102 135H101V133H99ZM11 132H13V133H12L13 135L11 134ZM27 132H28V134H27ZM29 132H30V133H29ZM31 132H32V133H31ZM36 132H37V133H36ZM63 132H64V133L66 132V133H65L66 135H65ZM76 132H77V133H76ZM87 132H89V134H88ZM104 132H105V133H104ZM109 132L111 133L110 135H108ZM118 132H119V133H118ZM120 132H121V133H120ZM8 133H9V134H8ZM15 133H17V134H15ZM20 133H21V134H20ZM39 133H41V134H39ZM71 133H72V136H73L72 138H71V135H70ZM78 133L80 134V136H81V135H83V136L80 137L79 135H76V134H78ZM90 133H91V134H90ZM93 133H94V134H93ZM98 133H99V134H98ZM114 133H115V134H114ZM190 133H192V131H191V132L189 131V134H190ZM2 134H3L4 136H3ZM5 134H6V135H5ZM23 134H24V135H23ZM26 134H27V135H26ZM29 134H30V136H29ZM31 134H33V136H32ZM35 134H37L38 137L35 136ZM38 134H39L40 136H39ZM44 134H48V135H44ZM53 134H54V135H53ZM56 134H57V135H56ZM58 134H60V135H58ZM63 134H64L65 136H64ZM86 134H87V135H86ZM116 134H117V135H116ZM148 134H150V135H148ZM189 134H188V135H189ZM207 134H205V135L207 136ZM1 135H2V136H1ZM10 135H12V136H10ZM20 135H21V136H20ZM61 135H62L63 137H62ZM90 135H92V136H90ZM98 135H99L100 138L98 137ZM100 135H101V136H100ZM147 135H148L149 137H151V138L149 139V137H145V136H147ZM186 135H187V134H186ZM5 136H8V137H5ZM25 136H26V137H25ZM31 136H32V137H31ZM46 136H48V137H46ZM49 136L51 137V140H50ZM52 136H53V137H52ZM67 136H68V140H65V139H67ZM74 136H75V137H74ZM85 136H86V138H85ZM89 136H90V138H93V137L95 136L96 138H94V141H95V139L97 140V139L99 138L97 141H98V142L101 141V142H103V144H101V143H98V144H97V141H95L96 144H94V143L92 142L93 139H90ZM105 136H106V137L109 136V137L106 139ZM122 136H123V138H125V139H123ZM2 137H3V138H2ZM14 137H15V138H14ZM21 137H23V138H25V139H27V140H25V141L23 142L24 139L21 138ZM29 137H30V138H29ZM45 137H46L47 139H46ZM65 137H66V138H65ZM77 137H80V138H77ZM82 137H84V139H81ZM113 137L116 138V139H113L114 142H111V141H113V140L111 139V138H113ZM117 137H120V138H117ZM4 138H5V139L8 138L9 140H11L12 142H11V141H10V142H11L12 144H11L10 142H8V141H9L8 139H7V142H8V143L5 142L6 140H5ZM11 138H12V139H11ZM13 138H14V140H13ZM16 138H17V139H16ZM37 138H38V141H37ZM43 138H45V139L43 140ZM53 138H55V139H53ZM61 138H63V139H62L63 141L61 140ZM64 138H65V139H64ZM69 138H70V139H69ZM73 138H74V139H73ZM109 138H110V139H109ZM3 139H4L5 141H4ZM19 139H21L20 144H19V141H20ZM28 139H30V140L28 141ZM34 139H35V140H34ZM56 139H57V140H56ZM77 139H78V140L80 139L82 142H84V141H87V142H88V143H87V142H86V143L84 142V143H83L84 145H87V144H89V142H92L91 144H89V146H90V145L95 146V147H96V145L99 146V147L97 146L96 148L91 146V148L95 149L94 151L92 150L93 152H92V151H89V150H91L89 146H88V149H87L89 153L91 152V153H90L91 155L94 153L93 155L95 156V154L97 153V155L95 156V158L92 160V161H93L92 166L90 167V165H88V167H87L88 169H86L87 171H91V170H93V172L95 171L96 168H97V169H96L97 172L100 170V171L98 172V174L96 173V171L93 173V174H95V173L97 174V175L95 174V177H93V175L91 174V176H89V177H91V178H89V177L85 178V177H83V176H81V177H82V178H81V177H79L78 174H77L78 172L76 171V169H77V167H78V164H77V162H72V161L76 160L77 157H78L77 152H76V151H77V150H76V147L74 146V144L77 142ZM86 139H87V140H86ZM89 139H90L91 141H89ZM117 139H120V140H117ZM144 139H143V140L141 139L142 141H140V140H138V139L136 138L135 140H136V141L138 140V143H136V142H135V143L138 144V145H140V144L145 145ZM209 139H208V143H207V140H206V139L204 140V142L206 141V142H205V143H206L205 146L203 145V143H204L203 140H201L200 143L202 142L201 145H203V146H201V147H203L204 149H208V152H212V151H214V150H213V147H211L212 145L209 143ZM229 139H230V138H228L227 141H229ZM18 140H19V141H18ZM40 140H41V142H40ZM49 140H50V143L48 142ZM53 140H55L56 142H57V141H58V142H62L63 144H62V143H61V144H60V143L58 144V143H56V142H53ZM70 140H71V141H70ZM72 140H73V142H72ZM74 140H75V141H74ZM83 140H84V141H83ZM103 140H104V141H103ZM105 140H106V142H105ZM108 140H109V141H108ZM116 140L119 141V142L122 141V143H120V144H123V146L126 144L124 147H126L127 150H126L125 148H119V147H120V144H117V143H116V142H117ZM182 140H183V139H181L180 141H182ZM1 141H2L3 143H2ZM14 141H15V142H14ZM27 141H28V142H27ZM35 141H36V142H35ZM44 141H45V142H44ZM51 141H52V143H51ZM107 141H108V142H107ZM230 141H231V145H233V141H232V139H230ZM47 142H48V143H47ZM64 142L67 143V144H65ZM69 142H71V143H69ZM104 142H105V144H104ZM119 142H118V143H119ZM141 142H142V143H141ZM183 142L185 143V140L182 141V142H179V140H178L177 142H175L176 145H175V144H174V145L172 144L171 147H167V148H169V149H167L166 147H164L163 149H165L168 153H169V150H170V153H169L170 155H173V152L176 153V155H178V153H179V154L181 153L179 156H185L186 159H187L186 156H188V160H189V159H191V160L194 159L193 157H195L194 160H197V157L200 156V152H197V150H196L195 152H193L194 150H192V149H194V148L191 147V146L188 147L189 145H187V143H185V146H184ZM13 143H14V145H13ZM23 143H25L24 145H26V147L23 145ZM27 143H28V144H27ZM37 143H41V144H37ZM111 143H112V144H111ZM181 143H182V144H181ZM244 143H245V145H244ZM8 144H9V145L11 144V145L8 147V146H7ZM43 144H45V145H43ZM56 144H57V146H56ZM179 144H180L181 146H180ZM207 144H208V145H207ZM241 144H242V143H241ZM247 144L250 145V143H248V140L244 139L242 145H243L244 147H246V148H249ZM19 145H20V146H19ZM21 145H22L24 148H23ZM27 145H28V147H27ZM36 145H38V146H36ZM41 145H42V147H44L43 149H45V150L47 149V150H46V153H49V155H51V154L53 153V154H52L53 157H54V158L57 157L56 160H58V162H57V164L59 163L58 165H62V166H63V165H65V162H66L67 165H65V166L67 167V168H66L67 172H68V170H69L70 168H72V167H71L72 164H73V165H74L75 163L77 164V165L75 164L76 166H75V165H74V166L72 165V166H73V168H72L73 172H72V170H71V171H69V172L67 173V176H66V177L68 178L67 180H68V183H69V184H68V183L66 184V183L64 182L63 184L58 185L59 182H60V181H58V180H60V178H58V180H57V177H59V174L56 173V174H58V175L56 176L55 174H53V172H52V174H50L49 172H45V171H49V170L51 169V167L54 168L55 166H53V165H52V166H51V165H48L49 162L51 161L50 158H53L52 156H51L50 158L48 157L47 160L44 161L40 155H37V154H40V150H41V148H42ZM54 145H55V146H54ZM62 145H63V146H62ZM65 145H66L67 147H69V148H67ZM118 145H119V146H118ZM177 145H179V146H177ZM186 145H187V147H186ZM209 145H211V146H209ZM246 145H247V146H246ZM34 146H36V147L34 148ZM46 146H47V147H46ZM61 146H62L63 148L66 147L67 149H63V148H61ZM121 146H122V145H121ZM123 146H122V147H123ZM151 146L153 147L154 145H151ZM173 146H174V147H173ZM176 146H177V147H176ZM206 146H207V148H206ZM20 147H21V148H20ZM30 147H32V148L30 149ZM40 147H41V148H40ZM53 147L55 148V151H53V149H52ZM71 147H73V148L75 147V148L73 149V148H71ZM102 147H103V148H102ZM155 147H153V149L156 150ZM180 147H182V148H180ZM184 147H186V148H184ZM12 148H13V149H12ZM14 148L17 150L16 153H17L18 155H17L15 152H14V154H13V151H15ZM27 148H28V149H27ZM39 148H40V150H39ZM50 148H51V149H50ZM70 148H71V149H70ZM171 148H172V152H171ZM176 148H177V150H176ZM183 148H184V150H182ZM188 148L191 149L190 151L193 152V154L190 153V151H189ZM211 148H212V149H211ZM32 149H34V150L32 151ZM36 149H37V151H36ZM49 149H50V150H49ZM57 149H59V150H57ZM97 149H100L101 151H100V150H97ZM102 149H103V151H102ZM187 149H188V150H187ZM210 149H211V150H210ZM232 149H233V150H232ZM240 149H242V148H240ZM6 150H7V151H6ZM18 150H19V151L21 150V151L19 152ZM25 150H26V151H25ZM27 150H28V151H27ZM63 150H65V151H63ZM70 150H71V151H70ZM231 150H232V153H231ZM235 150H236V148H235ZM1 151H2V152L5 151V153H7V154H5L4 152L1 153ZM35 151L37 152V154H36ZM48 151H50V152H52V153H50V152H48ZM57 151H59V152H58L59 154L56 153ZM61 151H62V152H65V153H62ZM67 151H68V152H67ZM69 151H70V152H69ZM96 151H98V152H96ZM177 151H179V152H177ZM181 151H183V152H181ZM184 151H187V153L185 152V154H183ZM188 151H189V152H188ZM9 152H10V153L12 152V153L10 154ZM23 152H25V153H23ZM30 152H32V154H31L32 157H31L30 155L28 156V154H30ZM33 152H34V153H33ZM38 152H39V153H38ZM60 152H61L62 154H60ZM72 152H74L73 154H75V155H72V154H71ZM108 152H109V151H108ZM131 152H132V151H131ZM196 152H197V153H196ZM21 153H22V154H21ZM66 153H67L68 155H67ZM100 153H101V154H100ZM102 153H103V155H102ZM105 153H106V154H105ZM171 153H172V154H171ZM189 153H190V158H189V155H187V154H189ZM198 153H199V156L196 155V154H198ZM229 153H231L232 155L229 154ZM12 154H13V157L11 158V155H12ZM15 154H16V157L19 156V158H17L18 162H17V160H16V158H15ZM23 154H24L25 156H24ZM34 154H35L34 158L36 157L35 159L33 158V155H34ZM57 154H58V155H57ZM104 154H105L106 156L108 155L109 158H108V157H105ZM191 154H192L193 156H192ZM194 154H195V155H194ZM226 154H227V155H226ZM9 155H10V156H9ZM61 155H62L63 157H62ZM66 155H67L68 157H67ZM93 155H92V156H93ZM100 155H102V156H100ZM174 155H175V154H174ZM174 155H173V156H174ZM176 155H175V156H176ZM230 155H231V157H229ZM236 155H237V154H236ZM8 156H9V158H7ZM26 156H28V157H26ZM39 156H40V157H39ZM58 156H61L62 158H61V157L59 158ZM70 156H71V158L69 159ZM103 156H104V157H103ZM191 156H192V157H191ZM4 157H5L6 159H4ZM25 157H26V158H25ZM74 157H75V159H74ZM96 157H97V158H96ZM100 157H101V160H100ZM223 157H224V158H223ZM226 157L229 159V162H228V159H227ZM30 158H31V159H30ZM37 158H38L39 160H38ZM40 158H41L42 160H41ZM65 158H66V159H65ZM222 158L224 159V161H225L226 164L223 163L224 161H223ZM239 158H240V157H239ZM1 159H3L4 162H3V160H1ZM12 159H13V160H12ZM22 159H26V161L28 162V164H27V163H23V162H25V161L22 160ZM27 159H28V160H27ZM36 159L38 160V163L40 162V164L42 163V164H44V166H43L42 164H41V165L38 164ZM48 159H50V161H48ZM61 159H64V160L60 161ZM232 159H233L234 161H233ZM6 160H7V161H6ZM8 160H10V161H8ZM11 160H12L13 162H12ZM70 160H71V161H70ZM96 160H97V161H96ZM235 160H236V161H235ZM5 161H6V162H5ZM22 161H23V162H22ZM29 161H31V162H29ZM32 161H33V162H32ZM59 161H60V162H59ZM63 161H65L64 164L61 163V162H63ZM99 161H100V163H98ZM111 161H112V162H111ZM113 161H114V162H113ZM217 161H219V162L221 161L223 164H220L221 162L219 163V162H217ZM231 161H232V162H231ZM238 161H239V162H238ZM7 162H8V163H7ZM11 162H12L13 164H11ZM19 162H20V163H19ZM21 162H22V163H21ZM35 162H36V163H35ZM46 162H47L48 164H47ZM67 162H70V163L72 162V163H71V165L69 166L68 164H70V163H67ZM94 162H96V163H94ZM104 162H107V163H104ZM108 162H109V163H108ZM110 162H111V163H110ZM115 162H116V163H115ZM237 162H238V163H237ZM241 162H242V163H241ZM5 163H6V164H5ZM18 163H19V165H18ZM31 163H33V164H31ZM113 163L116 164V165H114V167H113V165H112ZM228 163H230V165H229ZM236 163H237V164H236ZM240 163H241V164H240ZM8 164H9V165H8ZM16 164H17V165H16ZM35 164H36V166H37L38 169L36 168ZM37 164H38V165H37ZM45 164H47V165H45ZM219 164H220V165H219ZM224 164H225L226 166H222V165H224ZM15 165H16V166H15ZM20 165L23 166V167H21ZM25 165H26V166H25ZM98 165H99V167H98ZM233 165H237V166L239 165L238 168L235 167V170H236V171H235V170H234V171H235L236 173L233 171V169H234V166H233ZM14 166H15V167H14ZM18 166H19L20 168H19ZM32 166H35V168L32 167ZM46 166H47V168H46ZM48 166H50V168H49ZM110 166H112V167L110 168ZM211 166H214V167L216 166V168L211 167ZM232 166H233V169H231ZM242 166H241V167H242ZM27 167H28V168H27ZM29 167H30V168H29ZM31 167L34 168L35 170H37V171H36L37 173H35V170H34V173H35V174H33V171H32L33 169L31 170ZM69 167H70V168H69ZM209 167H210V168H209ZM220 167H221V168H220ZM222 167H223V169H224V167H226L227 169L225 168V170H223ZM229 167H230V168H229ZM252 167H253V168H252ZM16 168H17V169H16ZM23 168H24V169H23ZM75 168H76V169H75ZM93 168H94V169H93ZM114 168H115V170H114ZM208 168H209V169H208ZM219 168H220L221 170H220ZM250 168H249L248 170L251 171ZM254 168H255L256 170H258L259 172H258V171H257V172H258L259 174H261V175H258V176L256 177V175H257L258 173H257V172H256L257 174L254 173ZM261 168H262V169H261ZM8 169H10V170H8ZM12 169H14L15 171L12 170ZM21 169H22V171H24V173L21 171ZM40 169H41V170H40ZM42 169L44 170L43 172H42ZM45 169H46V170H45ZM153 169H154V168H153ZM210 169H212V171H214V174H213V172H211L210 175H208L209 172L211 171ZM217 169H218V170H217ZM230 169H231V170H230ZM6 170L9 171L8 174L6 173V172H7ZM17 170H18V171H17ZM103 170H104V173H103V174L100 173V172H103ZM105 170H106V171H105ZM107 170H108V172H107ZM109 170H111V171H113V172H111V171H109ZM228 170H230V172H229ZM256 170H255V171H256ZM5 171H6V172H5ZM13 171H14V172H13ZM20 171L22 172V173H21L22 175H21V174H18V176H17V172L20 173ZM31 171H32V172H31ZM74 171H76V172H74ZM206 171H209L208 174L205 173ZM215 171H216V172H215ZM232 171H233V172H232ZM11 172H12V174H11ZM70 172H71V173H70ZM105 172H106V174H105ZM158 172H159V171H157V173H158ZM222 172H223V173H222ZM225 172H226V173L228 172V173H227V174H228V177H227V175H226V176H223V175L226 174ZM30 173H32V174H30ZM39 173H40V174H39ZM48 173H49V174H48ZM160 173H161V172L158 173V176H159ZM218 173H220V175H221L220 177H222V176H223V177L220 178ZM229 173H231V176H230ZM232 173H234L235 175L232 174ZM4 174H5V175H4ZM29 174H30V175H29ZM38 174H39V175H38ZM43 174H44V175H43ZM101 174H102V175H101ZM113 174H114V176H113ZM216 174H218V175L216 176ZM222 174H223V175H222ZM2 175H4L5 177L2 176ZM6 175H7V177H6ZM8 175H9V176L11 175V178H12V175H13V176L15 175V177L12 178V180H10L11 178H10ZM20 175H21V176H20ZM23 175H24V176H23ZM46 175H47V176H46ZM48 175H49L50 177H49ZM73 175H74V176H73ZM76 175H77V176H76ZM109 175H111V176H109ZM254 175H255V177H254ZM36 176H37V177H36ZM71 176H73V177H71ZM160 176H161V174H160ZM211 176H210V177H211ZM23 177H24V178H23ZM41 177H44V178L42 179ZM54 177H55V178H54ZM69 177H70V178H69ZM77 177H78V178H77ZM92 177H93V178H92ZM217 177H218V178H217ZM4 178H5V181H4ZM7 178H8L9 181L7 180ZM22 178H23V179H22ZM39 178H40V179H39ZM49 178H50V179H49ZM51 178L54 179V180H52ZM225 178H226V180H225ZM254 178H255V179H254ZM259 178H262V180H260ZM14 179H15V180H14ZM17 179H18V180H17ZM26 179H27V181H26ZM37 179L39 180V183H38V180H37ZM48 179H49V181H50L51 183L48 181ZM84 179H85V180H84ZM89 179H92V180H89ZM110 179H111V180H110ZM113 179H114V180H113ZM221 179H222V180H221ZM22 180H24V181H22ZM40 180H41V182H40ZM56 180H57V181H56ZM80 180H81V181H80ZM86 180H87V181H86ZM213 180H214V181H213ZM215 180H216V181H215ZM233 180L235 181V183L237 182V185H236L235 183H233V182H234ZM253 180H254V181H253ZM255 180L257 181V183H255ZM17 181H19V182L21 181V182H20V183H19V182L16 183ZM33 181H34V183L37 181V182L35 183L37 186L39 185L37 189L34 188L36 185H33V184H34ZM42 181H43V182H42ZM54 181H55V182H54ZM72 181H73V182H72ZM78 181H80L81 183H83V185H82L81 183H79ZM90 181H91L92 184L89 183ZM92 181H93V182H92ZM115 181H116V184H119V185L121 184V186L114 184ZM230 181H231L232 183H231ZM248 181H249V182H248ZM259 181H261V182H259ZM13 182H14V183H13ZM29 182H30V183H29ZM44 182H45V183H44ZM71 182H72L73 184H72ZM86 182H87V184H86ZM117 182H118V183H117ZM214 182H215V183H214ZM226 182H227V183H226ZM8 183H9V184H8ZM12 183H13V184H12ZM43 183H44V184H43ZM48 183H50V184H48ZM52 183H53V184H52ZM78 183H79V185H78ZM110 183L112 184V186H109ZM142 183H143V182H142ZM150 183H151V182H150ZM228 183H229V189L232 188V189H230L231 193L229 192V190H228V188H227ZM247 183H248V184H247ZM259 183H260V184H259ZM14 184H15V185L17 184V186H15ZM19 184H21V185H19ZM46 184H47V185H46ZM195 184H196V185H195ZM206 184H208V183H206ZM233 184H235V185H234V189H233ZM254 184H255L256 186H255ZM257 184H258L259 186H258ZM6 185H7V186H6ZM8 185H10V186L8 187ZM11 185H12V186H11ZM42 185H44V186H42ZM54 185H55V186H54ZM61 185H62V186H61ZM63 185H64V186H63ZM65 185H66V189L70 190V191H69V197H68V196H64V195H62V193H60V192H62V190L65 188ZM80 185H81V186H80ZM90 185H91V186H90ZM98 185H99V186H98ZM149 185H150V186H149ZM198 185H199V186H198ZM240 185H241V186L243 185V187H241V189H240V191H239L238 189L240 188ZM246 185H249V186L251 187V189H249L250 187H249V186H246ZM252 185H254L255 187L252 186ZM19 186H22V188H21V187L19 188ZM48 186H49V187H48ZM50 186H51V187H50ZM56 186H58V187H56ZM82 186H83V187H82ZM143 186L146 187L145 190H144L146 193L143 192V189H144ZM236 186H239V187H236ZM6 187H8V189H7ZM40 187H42L43 189H45V191H44L42 188L40 189ZM55 187H56V188H55ZM59 187H60L61 189H60ZM116 187H118V188H116ZM141 187H143V189H140ZM225 187H226L227 189H226ZM245 187H246V188L248 187V188L245 189ZM256 187H258L257 189H259V190H257ZM5 188H6V189H5ZM49 188H50V189H49ZM80 188L84 189V191L81 190ZM123 188H124V189H123ZM131 188L133 189V192H132V193H134V194H132V195H131V190H132ZM148 188H149L150 190H148ZM254 188H255L256 190H254ZM13 189H14V191H13ZM16 189H17V190H16ZM34 189H35V190H34ZM46 189H48V190H46ZM71 189H72V190H71ZM79 189H80V191H79ZM113 189H114V191H113ZM117 189H119L118 191L121 193V195H120V193L117 191ZM146 189H147V191H146ZM153 189H154V190L156 189L155 192H156L157 194H158V193L161 194V198H159L160 195H159V194L157 195V194L154 192ZM202 189H203V192H202ZM224 189H225V190H224ZM242 189H243V190H242ZM33 190H34V192H33ZM36 190H38L39 192L41 191L40 193H42L43 195L40 194L39 192H37ZM59 190H60V191H59ZM77 190H78V193H76ZM109 190H110V191H109ZM121 190H122V192H121ZM135 190H136V191H135ZM139 190H140V191H139ZM232 190H233V191H232ZM237 190H238V191H237ZM244 190H245V191H244ZM250 190H251L252 192H250ZM253 190H254V192H253ZM5 191H6V192H5ZM7 191H8V192H7ZM10 191H12V192H10ZM21 191H23V192H21ZM30 191H32V192H30ZM50 191H51V193H50ZM53 191H55V192H53ZM56 191H59V193H56ZM148 191H149V192L151 191V192L149 193ZM199 191H201V194H200ZM204 191H205V194H203ZM225 191H226V192H225ZM241 191H242V192H241ZM246 191H247V192H246ZM1 192H2V193H1ZM26 192H30V193H26ZM36 192H37V193H36ZM82 192H83V194L86 193V195H85V194L83 195ZM98 192H99V193H98ZM110 192H111V195H110ZM116 192H117V193H116ZM128 192H129V193H128ZM224 192H225V193H224ZM244 192H245V194H244ZM249 192H250V193H249ZM261 192H262V190H261ZM23 193H26V194H23ZM47 193H48V194L50 193V194H52V195L48 196ZM53 193H54V194H53ZM55 193H56L57 195H56V196H53V195H55ZM79 193H80V194H79ZM97 193H98V195H97ZM115 193H116V194H115ZM123 193H124V194H123ZM126 193H127V194H126ZM147 193H148V194H147ZM151 193H152L153 195H150ZM154 193H155V194H154ZM228 193H229V194H228ZM248 193H249V195H251L250 197L248 196ZM252 193H253V194H252ZM4 194H5V195H4ZM16 194H17V195L22 194V195H19V196H20V197H19V196H17ZM38 194H39V195H38ZM76 194H79V195H76ZM91 194H92V195H91ZM99 194H100V195H99ZM104 194H105V197H104ZM125 194L127 195V197H125V196H126ZM129 194H130V195H129ZM143 194L145 195V197H146L147 199H149V198L151 197V198L149 199L150 201L146 200V198H145L144 201H141V200L144 199V195H143ZM8 195H9V196L11 195L10 197H11V200H12V201H11V200L9 201L10 197H7ZM12 195H13V196H12ZM26 195H27V196H26ZM28 195H30V196H28ZM58 195H59V196H58ZM61 195H62V197H61ZM75 195H76V196H75ZM109 195H110V196H109ZM117 195H118V198L123 199L124 201L118 199V198H117ZM134 195H135V198H136V201H137V202H131V201L135 200ZM149 195H150V196H149ZM154 195H156V196H154ZM227 195H228V196H227ZM14 196H15V197H14ZM16 196H17V197H16ZM52 196H53V197H52ZM57 196H58V197H57ZM70 196H71V197H70ZM81 196H82V197H81ZM119 196H122V198L119 197ZM132 196H133V197H132ZM157 196H159V197L156 198ZM198 196H199V197H198ZM201 196H202V197H201ZM206 196H208V197H206ZM245 196H247V197L250 198V199H247V197H245ZM3 197H4V198H3ZM12 197H13L14 199H13ZM46 197H47V198H46ZM48 197H49V199H48ZM50 197H52L53 200H52V198H50ZM60 197H61V199L59 200ZM64 197H66L67 199H66V198L64 199ZM78 197H79V198H78ZM85 197L88 199V201H86V198H85ZM98 197H99V198H98ZM106 197H107V198H106ZM128 197L131 198V199H129ZM154 197H155V199H154ZM162 197H163V198H162ZM200 197H201V199L203 200L204 203L202 202V200L200 199ZM205 197H206V198H205ZM242 197H243V199H242L243 201H244V200H245V201L248 200V201H247L246 203H245V201L242 202V200L240 199V198H242ZM16 198H17V199H16ZM62 198H63V199H62ZM68 198H69V199H68ZM74 198H75V199H74ZM83 198H84V199H83ZM105 198H106V199H105ZM109 198H110L111 200H110ZM127 198H128V199H127ZM140 198H141V199H140ZM142 198H143V199H142ZM204 198H205V199H204ZM245 198H246V199H245ZM251 198H252V199H251ZM15 199H16V200H15ZM30 199H31V200H30ZM40 199H41V200H40ZM54 199H57L58 201H57V200L55 201ZM90 199H92V200H90ZM96 199H97V200H96ZM100 199H101V201H100ZM114 199H115V200L117 199V200L115 201ZM125 199H126V201H125ZM153 199H154V200H153ZM22 200H23V201H22ZM25 200H26V201H25ZM44 200H45V201H44ZM47 200H49V202H48ZM50 200H51V201H50ZM95 200H96V201H95ZM113 200L115 201V203L113 202ZM119 200H120V201H119ZM127 200H128V201H127ZM129 200H130V201H129ZM152 200H153L154 202H153ZM158 200H159V201H158ZM165 200H167V201H165ZM238 200H239V201H238ZM250 200H252V201H250ZM7 201H8V202H7ZM32 201H33V202H32ZM43 201H44V202H43ZM46 201H47V202H46ZM68 201H69V202H68ZM81 201H82V202H81ZM103 201H104L105 203H104ZM106 201H107L109 204H108ZM117 201H119V203H121V204L124 203V204H126V205H129V203L131 202V205H129V206H139V207H138L139 210L142 208L141 210H143V211H144V210L146 211L147 209H151V210H148V211H150V212L147 211V212L150 213V214H154L155 212H159V214H161L162 216H164V215L169 216V215L167 214V212L170 211V216H171L172 218H170L171 221H169V222H170V223L172 222L171 224H174V226L176 225V226H175L176 228H175V227L173 228L169 222H167V225H166V224H165L166 222H162V221H161L162 223H164L165 226H167V227H166V228H167V231L165 230V228H164V226H163V224H162L161 222H159V223H161V227L158 228L156 231H152L150 227H149L150 229H149L148 227H145V229L148 228L149 231L151 230L150 232H153V233H149L148 231H143L142 229H140V231H138L139 229H138L137 227H138L139 225H137V226H136V225L132 226L133 228L135 227L134 230H133V229H132L131 227H129V225H127V223L125 222V221H126L125 219L128 218V217H126L125 215H123V216H125V217H122L121 215H119V214H122V212H120V210H116V208L119 207V206L121 205V204L117 203ZM140 201H141V202H144V203H141ZM147 201H148V202H147ZM197 201L199 202V204H200V203H201V204L203 203V207H202L201 204L198 206V202H197ZM9 202H10V204H8ZM13 202L16 203V204H13ZM20 202H21V203H20ZM52 202H53V203H52ZM57 202H58V203H57ZM64 202H65V203H64ZM91 202H92V203H91ZM93 202H94V203H93ZM98 202H99V204H98ZM100 202H103V203L101 204ZM125 202H126V203H125ZM127 202H128V204H127ZM145 202H147V203H145ZM151 202H152V203H151ZM157 202H158V203H157ZM161 202H162V204H161ZM168 202H169V204H168ZM177 202H178V203H177ZM249 202H250V203H249ZM23 203H24V204H23ZM43 203H44L45 206L42 205ZM60 203H63V204H60ZM87 203L89 204L88 206H86ZM106 203H107V204H106ZM132 203H133V205H132ZM134 203H135V204H134ZM139 203H141V205H140ZM153 203H155V204L157 203V204H156L157 207H156V205L153 204ZM159 203H160V205H159ZM165 203H167V204H166V205H167L166 208L164 207V204H165ZM175 203H176V204H175ZM193 203H194V204H193ZM208 203H209V204H208ZM251 203H252V204H251ZM6 204H8L9 206L6 205ZM29 204H30V205H29ZM33 204H35V205H33ZM36 204H37V205H36ZM38 204H39V205H38ZM40 204H41L42 206H41ZM52 204H53V206H52ZM68 204H69V205H68ZM75 204L77 205V207H76V211H74V210H75ZM91 204H92V205H91ZM94 204H98V205L95 206ZM100 204H101V205H100ZM142 204H143V205H142ZM144 204H145V207H148V208L145 209ZM151 204H153V205H151ZM170 204L173 205V206L171 207ZM179 204H180V205H179ZM181 204H182V207H181ZM183 204H185V205H183ZM186 204H187V205L189 204V206H187ZM191 204H192V205H191ZM196 204H197V206H195ZM207 204H208V205H207ZM210 204H211V205H210ZM5 205H6V207L8 206V207H7L8 211H6L7 209H6V210L4 209V208H5ZM15 205H16V206H15ZM17 205H19V206H17ZM20 205H21V206H20ZM55 205H56V206H55ZM83 205H84V207H80V206H83ZM99 205H100V206H99ZM107 205L109 206L108 208H109L110 210L108 211V209H106L105 215H104V214L101 215V213H99V212L101 211L102 213H104V211H105L104 209H105V207H106ZM113 205H114V206H113ZM147 205H148V206H147ZM154 205H155V206H154ZM158 205H159V206H158ZM168 205H169L170 207H169ZM175 205L178 206L180 209H178V207L176 208ZM193 205H194L195 208L193 207ZM205 205H206V206H205ZM22 206H23V207L26 206V207L23 208ZM32 206H33V207H32ZM36 206H37V207H36ZM43 206H44V207H43ZM46 206H47V208L45 209ZM49 206H51V210H52V211L50 210ZM85 206H86V207H85ZM98 206L101 207V208H99ZM111 206H112V207H111ZM153 206L156 207V209H157V208H158V209H157L156 211H155V209L153 210V208H154ZM174 206H175V208H174ZM208 206H210L211 209L208 210V208H207ZM258 206H259V207H258ZM19 207H20V208H19ZM28 207H30V208H28ZM35 207H36V208H35ZM54 207H55V209H57L56 211L53 209ZM79 207H80L81 209H80ZM94 207H95V209L97 208L98 213L100 214V216L96 213L97 211L94 210ZM115 207H116V208H115ZM143 207H144V208H143ZM160 207H161V208H160ZM163 207H164V209H163ZM167 207H168V208H167ZM192 207H193L194 209H193ZM245 207H246V208H245ZM248 207H250V209H249ZM253 207H254L256 210H257V208L260 209V210H257V211H256V210H253V209H254ZM12 208H14V209L12 210ZM16 208H17V209H16ZM18 208H19V209H18ZM40 208H41V209H40ZM59 208H61V209H59ZM83 208H86V209H83ZM88 208H89V209H88ZM114 208H115V209H114ZM159 208H160V209H159ZM170 208H171V209H170ZM182 208H184V209H182ZM189 208H190V209L192 208V209L190 210ZM197 208H198V209H197ZM199 208L201 209L200 211H199ZM204 208H206V210H205ZM221 208H223V209H221ZM2 209H4V210L2 211ZM15 209H16V210H15ZM20 209H21V210H20ZM22 209H23V210H22ZM26 209H27V210H26ZM82 209L85 210V211H83ZM87 209H88V210H94V211H93V212H92V211H89V212H88ZM99 209H100V210H99ZM101 209H102V210H101ZM117 209H119V208H117ZM168 209H170V210H168ZM173 209H174V210H173ZM188 209H189V210H188ZM219 209H220V210H219ZM224 209L226 210V212H224V211H225ZM239 209H240L241 211H242V209H243V211L246 210V212H247L248 209H249V210H251V212L248 211V212L246 213V212H243V211H242V213L240 214V213L238 212ZM244 209H245V210H244ZM11 210H12V211H11ZM68 210H70V211H68ZM103 210H104V211H103ZM159 210H160V211H159ZM167 210H168V211H167ZM171 210H173V211H171ZM182 210H183V211H182ZM186 210H187V211H186ZM194 210H196V212L198 211L199 213L197 212V214H199V215L202 214L201 211H204L203 214L206 212V214H205V215L202 214L201 217L197 215L198 217H196V216H195V215H196V212H195ZM221 210H222V211H221ZM49 211L51 212V214H50ZM54 211H55V212H58V213H55ZM73 211H74V212H73ZM80 211H83V212H84V215H80ZM86 211H87V212H86ZM95 211H96V212H95ZM107 211H108V212H107ZM110 211H111V212H110ZM113 211H115V212L113 213ZM117 211H118L119 213H118ZM164 211H165V214H164ZM179 211H180L181 214L179 213ZM189 211H190V213H189ZM193 211H194V212H193ZM214 211H215V212H214ZM227 211H228V212H227ZM252 211H253V212H252ZM255 211H256V212H260V211H261V212H262V215L260 214L261 212L258 213V214H256ZM52 212H54V213H52ZM64 212H65V213L72 212V213H71V214L69 213L68 215H67V214L65 215ZM76 212H77V213H76ZM83 212H82L81 214H83ZM85 212H86V213H85ZM91 212H92V213H91ZM116 212H117V213H116ZM153 212H154V213H153ZM160 212H161V213H160ZM185 212H186V213L188 212V214H190V215L186 214ZM207 212H208V213H207ZM211 212H212L213 214H212ZM219 212H220V213H219ZM235 212H236V213H235ZM5 213H6V214H5ZM44 213H46V215H43ZM60 213H61V214H60ZM62 213H63V215H62ZM73 213H75V214H73ZM93 213H96V214H93ZM107 213H109V214L112 213V214H114V215H112V214H111V215H109V214L106 215ZM168 213H169V212H168ZM182 213H183V214H182ZM192 213H194V214L192 215ZM218 213H219V215H218ZM228 213H229V215H228ZM233 213H234V215H233ZM243 213H245V214H243ZM250 213H251V214H250ZM85 214H86V215H85ZM88 214H90V215H88ZM117 214H118V216H117ZM159 214H157V216H160ZM172 214H173V216H172ZM178 214H179V216H181V217L178 218V217H177ZM185 214H186V216H185ZM207 214H210V216L208 217ZM214 214H215V215H214ZM222 214H223V215H222ZM225 214H227V215H226L227 217H226V216L224 217ZM252 214H255V215L252 216ZM2 215H3V216H2ZM54 215H55V216H54ZM79 215H80V216H79ZM91 215H92V217H91ZM97 215H98V216H97ZM154 215H156V214H154ZM175 215H176V216H175ZM191 215H192V217H193L194 219H196V220H198V221L194 220V219L191 217ZM216 215H217V216H216ZM235 215H236V216H235ZM237 215H238V216H237ZM240 215H242L241 218H243V220L240 218ZM243 215H244V216H243ZM247 215H248V216L251 215V217H250V216L248 217ZM1 216H2V217H1ZM53 216H54V217H53ZM59 216H62L63 218L61 217L62 219H61V218L59 219ZM68 216H69V217H68ZM71 216H72V217H71ZM75 216H76V217L78 216L79 219H76ZM86 216H87V217H86ZM89 216H90L91 218H89ZM108 216H109V218H110V216H111V220L108 218ZM114 216H115V217H114ZM183 216H185V217H183ZM187 216H188V218H187ZM202 216H203L204 218H202ZM205 216H206V218H205ZM231 216H232L233 219L231 218ZM256 216H257V218H254V217H256ZM43 217H44V218H43ZM64 217H65L66 220L64 219ZM66 217H67V218H66ZM70 217H71L72 219H70ZM78 217H77V218H78ZM80 217H81V218H80ZM98 217H100L102 221L99 220L100 218H98ZM103 217L105 218L104 220L102 219ZM174 217H175V218H174ZM182 217H183V218H182ZM190 217H191V218H190ZM217 217H218V218L220 217V218H222V219L219 218V219H220V220H219ZM223 217H224L225 219H224ZM235 217H238V219L241 220V223H240V221L238 222V219H237V218H236V223H235V222H234V221H235V220H234ZM244 217H245V218H244ZM1 218H2V219H1ZM54 218H55V219H54ZM86 218H88V220H87ZM94 218H97V219H94ZM106 218H107L108 220H107ZM121 218H122V219L124 218V219L122 220ZM160 218H161V217H160ZM173 218H174V219H173ZM176 218H177V219H176ZM180 218H181V221H180ZM200 218H201V219H200ZM214 218H217V219H214ZM250 218H251V220H250ZM67 219H68L69 221H68ZM85 219H86V220H85ZM93 219H94L95 221H94ZM113 219H115V221H114ZM118 219H119V220H118ZM120 219H121V220H120ZM185 219H187V220L189 219L190 222L187 221V220L184 221ZM191 219H193V221H191ZM228 219H229V220L232 219L231 222H230V221L228 222V221H227ZM255 219H256V221H255ZM262 219H263V221H262ZM3 220H5V221L3 222ZM63 220H65V221H63ZM76 220H77V221H76ZM83 220H84V221H83ZM98 220L101 221V223H99ZM217 220L222 221V222L225 224V225L222 224L223 226H225V227H224L225 229H224V228L222 229L223 226L221 225V226H220V230H219V228H218L219 226L216 225V224H217ZM225 220H226V221H225ZM253 220H254V221H253ZM57 221H58V222H57ZM81 221L84 222V223L80 224ZM90 221H91V222H90ZM109 221H112V222L110 223ZM122 221H123V222H122ZM141 221L144 222V220H141ZM176 221L178 222L177 224L175 223ZM219 221H218V222H219ZM245 221H247V222H245ZM49 222H50V223H49ZM61 222H63L64 224L61 223ZM74 222H75V224H74ZM93 222L95 223V225H92V224H94ZM115 222H116V223H115ZM118 222L121 223V224H119ZM142 222H141V223H142ZM179 222H180V224H179ZM191 222H193V223H191ZM195 222H196V223H195ZM233 222L235 223V225H234ZM243 222H244V224L246 223L247 225H246V224H245V225L242 224ZM248 222H249V223H248ZM252 222H253V224H250V223H252ZM254 222H255V223H254ZM256 222H257V223H256ZM258 222H259V224H258ZM52 223H53V224H52ZM72 223H73V224H72ZM76 223H77L79 226H78V225L75 226ZM88 223H89V224H88ZM96 223H97V224L99 223V224H98L99 226L96 225ZM104 223H105V224H104ZM106 223H107V224H106ZM109 223H110V225H109ZM112 223H113V224H112ZM187 223H188V224H187ZM190 223L193 224V225H192V228H191V226H190V225H191ZM226 223H227V225H226ZM231 223H232V224H231ZM237 223H238L239 226H238V228L236 229V227H237ZM4 224H6V225H4ZM65 224H66V225H65ZM83 224H84V225H83ZM90 224H91V226H90ZM103 224H104V225H103ZM178 224H179L180 226H179ZM182 224H183V225H182ZM249 224H250V225H249ZM45 225H46V226H45ZM67 225H68V226H67ZM88 225H89V226H88ZM107 225H108V226H107ZM111 225H112V227H111ZM169 225H170V228H169ZM181 225H182V226H181ZM187 225H189V227H188ZM240 225H242V228L245 226V227H246V228L244 227L245 230H248V227H249V229H251V231L248 230L247 232H250V233H252V234H253L254 231L256 230V231H255V235H256L257 231H259V232L257 233V234H258V235H257L258 239H257L256 241L251 242L249 248L247 247L248 245L246 246V244L243 242L244 237H243V235H241L242 232H240V231H242V230H241V226H240ZM248 225H249V226H248ZM251 225H252V226H251ZM253 225H254V226H253ZM60 226H61V227H60ZM66 226H67V227H66ZM72 226H74V227H72ZM92 226H93V227H92ZM103 226H104L105 228H104ZM116 226H117V228H116ZM119 226H121V227H119ZM130 226H131V225H130ZM177 226H178V227H177ZM183 226H185V227H183ZM186 226H187V229H190V228L192 229V230L190 229L191 231L188 232V235L190 234V232H192L193 235H192V233H191V234L189 235V237L185 236V235H187V231H188V230H185V231H184V229H186ZM213 226H214V227H213ZM231 226H232V227H231ZM38 227H40V228H38ZM45 227H47V228H45ZM53 227H54V229H53ZM55 227H56V228H55ZM81 227H85L84 230H82ZM89 227H90V230H89ZM94 227H96V228H94ZM107 227H108L109 229H107ZM114 227H115V228H114ZM123 227H129V230H128V228L126 229V228H123ZM233 227H235V229H234ZM239 227H240V228H239ZM253 227H254L255 229H254ZM256 227H257V228H256ZM36 228H37V229H36ZM73 228H74V229H73ZM80 228H81V229H80ZM91 228H92V229H91ZM97 228H98V229H97ZM99 228H104L105 230H104V229H101V232H100V229H99ZM112 228H113L114 230H113ZM130 228H131V229H130ZM161 228H162V229H161ZM163 228H164V230H163ZM172 228L174 229V231H171ZM180 228H182V230H180ZM183 228H184V229H183ZM227 228H230V229H227ZM47 229H50V230L47 231ZM64 229H65V230H64ZM70 229H71V230H70ZM72 229H73V230H72ZM75 229H76V230H75ZM94 229H95V230H94ZM96 229H97V231H96ZM110 229H111V231H113V232H111ZM115 229H117V232L115 231ZM120 229H121V230H120ZM148 229H147V230H148ZM175 229H176V231H175ZM196 229H197V228H196ZM196 229H195V230H196ZM257 229H258V230H257ZM51 230H53V231H51ZM79 230H80V231H79ZM86 230H87V234L85 233ZM124 230H125V231H124ZM130 230H131V231H130ZM161 230H162V232H161ZM177 230H178V231L180 230V232L177 233V234H175V232H178ZM212 230H213V231H212ZM224 230H226V232H225ZM6 231H7V228L2 229L1 232H0V236H1V237L6 236V235H7V232H6ZM39 231H40V232H39ZM58 231H59L60 233H57ZM72 231H74L75 233L72 232ZM77 231H78V232H77ZM83 231H85V232H84L83 235H82V232H83ZM92 231H93V232H92ZM119 231H121V232H119ZM128 231H129V232H128ZM132 231H133V232H132ZM141 231L144 232V233H142ZM169 231H170V235H169ZM181 231H182V232H181ZM230 231H231V232H230ZM66 232H67V233H66ZM88 232H91V233H88ZM105 232H106V233H105ZM110 232H111V233H110ZM115 232H116L117 234H116ZM118 232H119V234H118ZM122 232H123V234H121ZM125 232H126L127 234H126ZM136 232H137V234H136ZM139 232H141L142 234L139 233ZM145 232H148L149 234H148V233H145ZM155 232H156V234H154ZM160 232H161V234H162V237H161V235H160ZM166 232H167V233H166ZM173 232H174L175 235L173 234ZM260 232H261L262 236L260 235ZM262 232H263V233H262ZM47 233H48V234H47ZM68 233L71 235V237L68 236V235H69ZM92 233H93V235H92ZM95 233H96V234H95ZM113 233H114V235H116V236H115L116 238H113V237H114ZM130 233H131V234L134 233V235H135V236H134V235L132 234L131 237H130V238H132V237L134 236V239H135V240H133V238L130 239V240H132V242H130V240L126 239V237H124V238L121 237V235H122V236H127V235L130 234ZM171 233H172V234H171ZM67 234H68V235H67ZM72 234H73L74 236H73ZM84 234H85V235H88V236L85 237ZM89 234H91V235H89ZM99 234H100V236H99ZM101 234H102V235H101ZM106 234H107V236H105ZM120 234H121V235H120ZM124 234H125V235H124ZM140 234H141V235H140ZM146 234H148V235H147V236H144V235H146ZM152 234H153V235H152ZM178 234H180V235H178ZM212 234H213V235H212ZM238 234H239V236H238ZM2 235H3V236H2ZM55 235H57V236L55 237V239L52 240V237H54ZM65 235H67L68 238H66L67 236H65ZM96 235H98L99 237H98V236L96 237ZM119 235H120V238H118ZM151 235H152L153 237H154V236H155V237H154V238H151V237H152ZM156 235H158V236H157V239H158V237H159V235H160V237H159L158 240H157V239L155 240ZM176 235H177V236H176ZM183 235H184V236H183ZM255 235L253 234L254 237H255ZM259 235H260V236H259ZM51 236H52V237H51ZM58 236L64 237V238H62V239H64V240H62L61 237L59 238ZM77 236H79V237H77ZM93 236H95V237H93ZM104 236L107 237L106 240L104 241V247H103L102 244H101V246L103 247L104 250L99 251V250H98V246H99V248L101 247L99 244H100L101 242H103V241H101V240H104V239H105ZM110 236H111L113 239H109ZM117 236H118V237H117ZM129 236H130V235H128L127 238H129ZM141 236H144V237L141 238ZM150 236H151V237H150ZM169 236H170V238H169ZM175 236H176V237H175ZM191 236H192V237H191ZM194 236H195V237H194ZM38 237H39V238H38ZM48 237H49V238H48ZM72 237H73V238H72ZM103 237H104V239H103ZM147 237H148L149 239H147ZM177 237H178V238H177ZM179 237H180V238H179ZM184 237H185V238H184ZM190 237H191L192 239H191ZM193 237H194V238H193ZM223 237H224V238H223ZM229 237H230V238H229ZM242 237H243V238H242ZM257 237H255V238H257ZM44 238H45V242L43 241ZM47 238H48V239H47ZM56 238H57V239H56ZM58 238L61 239L62 241L59 240ZM75 238H76V241H77V242L74 240ZM87 238H88L89 240H88ZM101 238H102V239H101ZM121 238L124 239V240L121 241ZM140 238H141V239H140ZM144 238H146V239H144ZM160 238H161V239H160ZM176 238H177V239H176ZM189 238H190V239H189ZM217 238H218L219 240H217ZM221 238H222V240H221ZM236 238H237V239L240 238V239L237 241ZM262 238H263V239H262ZM41 239H42V241H41ZM50 239H51L52 241H50ZM70 239H71V240H70ZM99 239H100V240H99ZM114 239H115V241H114ZM119 239H120V240H119ZM151 239H152V240H151ZM162 239H163L164 243L162 242ZM171 239L173 240V243H172ZM187 239H189V241H188ZM233 239L235 240V242H236V241H237V242H240L242 245H243V243H244V246H246V249H247V248H248V249H247V250H246V249L244 250L245 247L243 246V248H242V245H241L240 243H237V242L235 243V242L233 241ZM241 239H242V240H241ZM259 239H260V241H259ZM90 240H91V241H90ZM98 240H99V241H98ZM109 240L112 241V242L114 241L113 244H112V243L109 244ZM118 240H119V243H120V244H118ZM126 240H128V242H127ZM142 240H143V242H142ZM148 240H149V241H148ZM150 240H151V242H150ZM160 240H161V241H160ZM191 240H192V241L194 240L193 243L191 242ZM240 240H241V241H240ZM40 241H41V243H40ZM87 241H88V242H87ZM92 241H94V242H97V241H98L97 243H99L100 241H101V242H100L99 244L96 243V245H94L95 243L92 242ZM120 241H121V242H120ZM133 241H136L137 243H136V242H133ZM140 241H141L142 243H141ZM169 241H170V246H169ZM185 241L188 242V243L190 244V246H189L188 243L186 244ZM211 241H212V240H211ZM232 241H233V242H232ZM48 242L50 243L49 245H48ZM74 242H76V243H74ZM82 242H83V243H82ZM90 242H91V243H90ZM107 242H108V243H107ZM124 242H127V243H125V244L128 245V246H130V247H132L133 250H131V248H128L127 246L125 247V244H123ZM138 242H139V243H138ZM161 242H162V244H161ZM183 242H184L186 245H184ZM194 242H197V243H194ZM202 242H203V241H202ZM42 243H43V245H42ZM55 243H56V244H55ZM73 243H74L76 246H75ZM77 243H78V244H77ZM88 243H89L90 245H89ZM106 243H107V245H106ZM115 243H116L117 245H116ZM128 243H130V245H129ZM134 243H136L137 245L135 244V246H134ZM140 243H141V245H140ZM146 243H147V244H146ZM166 243H168V246H167V247H166V245H167ZM174 243H175V245L177 244L176 247H175ZM206 243L208 244V242H206ZM252 243H253V244H252ZM257 243H258V245H257ZM259 243H260V246H259ZM40 244H41V245H40ZM111 244H112V248L115 247V245L118 246V247H117V248H116V247L113 248V249H115L114 252L112 251V252L109 253L108 249L111 248V247H110ZM121 244H123V245H121ZM138 244H139L140 246H138ZM159 244H160V246H158ZM164 244H166V245L164 246ZM178 244H179V245H178ZM180 244H182V248H181V245H180ZM207 244H206V245H207ZM254 244H255V247H254ZM87 245H88V246H87ZM92 245L95 246V249H94V248H91V247H93ZM97 245H98V246H97ZM191 245H192L193 247H192ZM196 245H197V247H195ZM251 245H253V246H251ZM74 246H75V247H74ZM84 246H85V248H83ZM89 246H90V248H89ZM122 246H124L125 248L122 247ZM137 246H138V247H137ZM152 246H153V247H152ZM154 246H155V247H154ZM161 246H162V247H161ZM188 246H189L190 248H189ZM73 247H74L75 249H74ZM76 247H78V248H76ZM102 247H101V248H102ZM106 247H107L108 249H107ZM136 247H137V248H136ZM157 247H158V248H157ZM173 247H174V248H173ZM178 247H179V248H178ZM251 247H252V248H251ZM256 247H257V248H256ZM259 247H260V249H259ZM32 248H33V249H32ZM80 248H81V249H80ZM82 248H83V249H82ZM101 248H100V249H101ZM105 248H106L107 250H106ZM122 248H124V249H126V250L123 251ZM142 248H143V251H142V252L137 251V252L142 253V254H141L142 256L139 254L140 257H138L139 255H138V253L136 252V250H141ZM153 248H154V250H153ZM159 248H161V249H159ZM183 248H184V249H183ZM185 248H187V249H185ZM191 248H193V249L196 248V249H195V250H197L196 254H195V251H194L193 249H192V252H191ZM238 248H239V249H238ZM255 248L258 249V250H256V252H255V250H254ZM11 249H12V250H11ZM37 249H38V250H37ZM40 249H41L42 251H40ZM113 249H112V250H113ZM119 249H120V251H122V252H121V253H122L121 256H120V254H119V255H118V254H116V255H115V254H111V253H115V251H116L117 253H120V252H119ZM128 249H130V250H128ZM135 249H136V250H135ZM144 249H145V250H144ZM155 249H156V250H155ZM174 249H175V252H173ZM181 249H182V250H181ZM237 249H238V250H237ZM3 250H4V251H7V252H5V255H4V251H3ZM32 250H33V251H32ZM53 250H54V251H53ZM97 250H98V251H97ZM127 250H128V251H127ZM158 250H159V252H160L161 250H162V251L159 253ZM164 250L166 251L167 254L164 253V252H165ZM176 250H177V252H178V250H181V251L179 252L180 254L177 253L178 255H176ZM186 250H187V252H186ZM203 250H205V251L207 250L208 254H206L207 252H205V251H203ZM242 250H243V251H246V252H245L246 254H245ZM11 251H12V252H11ZM57 251H58V252H57ZM83 251H84V252H83ZM85 251H86L87 253H86ZM88 251H89V252H88ZM94 251H95V252H94ZM104 251H105V252L107 251V252L104 253ZM110 251H111V249H110ZM126 251H127V254H126ZM133 251L135 252V254H134V253L132 254ZM147 251H148L150 254H149ZM156 251H157L158 253H157ZM188 251H189V252H188ZM239 251H241V252H239ZM251 251H252V252H251ZM253 251H254V252H253ZM2 252H3V253H2ZM33 252H34V253H33ZM35 252H36V253H35ZM78 252H80V253H78ZM81 252H82V253H81ZM90 252H92V253H90ZM98 252H99V254H98ZM102 252H103V254H102ZM128 252H129V253H128ZM143 252H146V253H143ZM153 252H154V253H153ZM155 252H156L157 255H158L157 258L154 257V255L156 256V253H155ZM162 252H163V254H162ZM170 252H171V254H169ZM181 252H183V253L186 252V254H187L186 256H188V257H185L184 254H182ZM190 252H191L194 256L191 255ZM29 253H30V254H29ZM46 253H47V254H46ZM84 253H85V254H84ZM89 253H90V254H89ZM93 253H94V254H93ZM100 253H101V254H100ZM108 253L110 254L109 256H108ZM152 253H153V257H154V258L151 257V256H152ZM172 253H174V254H172ZM197 253H198V254H197ZM241 253H242V256H243V254H245V255H244L245 257H242V256H241ZM10 254L13 255V256L10 257V256H11ZM26 254H28V255H26ZM43 254H44V255H43ZM87 254H89V255H88L89 257L86 256ZM144 254H145V255H144ZM181 254H182V255H181ZM189 254H190V255H189ZM210 254H211V253H210ZM210 254H209V255H210ZM237 254H238V255H237ZM6 255H7V256H6ZM35 255H36V256H35ZM53 255H54V256H53ZM78 255H80V256H78ZM99 255H100V256H99ZM112 255H113V256H112ZM127 255H129V256H127ZM131 255H132V256L135 255L136 258H135L134 256H133V257H134L135 259H134L133 257H130ZM137 255H138V256H137ZM161 255H163V256L161 257ZM199 255H200V257H202L201 259H203L205 256H207L205 260L203 259V262H204V263L201 261ZM250 255H247V256H250ZM257 255H256V254L254 255V256H256V258H257V259L255 258L254 264H257V262H258V260H259V256L257 257ZM3 256H5V257H4L5 259L3 258ZM31 256H32V257H31ZM63 256H65L66 259L63 258ZM74 256H75V257H74ZM103 256H104V257L106 256L105 259L108 258V259H112V260H115V261L108 260V262H106L107 260H106V261L103 260V259H104ZM118 256H119L120 258H118ZM125 256L128 257L129 259L126 260V259H125V258H126ZM164 256H165V257H164ZM182 256L184 257L183 259H182ZM211 256H212V257H211ZM211 256H210L211 258H214L213 255H211ZM237 256L239 257V259H237V258H238ZM254 256H253V257H254ZM9 257H10V258H9ZM68 257H69L70 259H69ZM102 257H103V259H102ZM116 257H117V258H116ZM123 257H124V260L122 259ZM192 257H194V258H192ZM195 257H196V258H195ZM52 258H53V259H52ZM72 258H73V259H72ZM141 258H142V259H141ZM146 258L149 259V262L146 260ZM150 258H151V259H150ZM159 258H161V259H159ZM197 258L199 259V261H201V263L198 262V260H196L197 262L195 261V259H197ZM215 258H214V259H215ZM262 258H263V261H264V257H262ZM31 259L33 260V263H32V261H31ZM58 259H60V260H58ZM61 259H62V260H61ZM117 259L119 260V262H118ZM121 259H122V260H121ZM133 259H134V262H131V260H133ZM140 259H141V260H140ZM144 259H145V260H144ZM162 259H163V262H160V261H162ZM166 259H167V261H165ZM190 259H191V260H190ZM192 259H194V260H192ZM12 260H13V261H12ZM78 260H79V261H78ZM116 260H117V261H116ZM139 260H140V261H139ZM143 260H144V261H143ZM153 260H156V262L153 261ZM186 260H187V261H186ZM211 260H213V261H211ZM11 261H12V262H11ZM24 261H25V262H24ZM44 261H46V263H45ZM67 261H68V262H67ZM92 261H93V262H92ZM109 261H110V263H109ZM127 261H128V262H127ZM152 261H153V262H152ZM176 261H178V262H176ZM241 261H244V259L241 260ZM241 261H240V262H241ZM7 262H6V263L4 262V264H7ZM15 262H16V263H15ZM30 262H31V263H30ZM43 262H44V263H43ZM62 262H63V263H62ZM71 262H72V263H71ZM74 262H75V261H74ZM111 262H113V263H111ZM121 262H123V263H121ZM138 262H139V263H138ZM143 262H144V263H143ZM147 262H148V263H147ZM222 262H223V261H222ZM222 262H221V263H222ZM35 263H34V264H35ZM81 263H80V264H81ZM189 263H188V264H189ZM221 263H220V264H221ZM241 263H243V262H241ZM241 263H240V264H241ZM246 263H247V262H246ZM263 263H264V262H263ZM191 264H192V263H191ZM247 264H248V263H247ZM258 264H262V260H261V258H260Z\"/></svg>", "mask_w": 264, "mask_h": 264}, {"label": "bare ground", "instance_id": "6f19581e", "mask_svg": "<svg viewBox=\"0 0 264 264\" xmlns=\"http://www.w3.org/2000/svg\"><path fill=\"white\" fill-rule=\"evenodd\" d=\"M0 1H2V0H0ZM4 1H5V0H4ZM13 1H14L13 3L16 2L15 0H13ZM21 1H22V0H21ZM23 1H24V0H23ZM26 1H28V0H26ZM32 1H33V0H31L30 2L28 1L29 3H27V5L30 4ZM35 1L37 2V0H34V2H35ZM40 1H41V0H40ZM40 1H39V2H40ZM42 1H43V0H42ZM45 1H46V0H45ZM45 1H44V2H45ZM48 1H49V0H48ZM58 1H59V2H58ZM58 1H57V4H58V3L60 4V3H61L60 0H58ZM63 1H64V0H63ZM71 1H72V0H71ZM71 1H70V2H71ZM73 1H74V0H73ZM73 1H72V2H73ZM77 1H78V0H77ZM77 1H76V3H78ZM80 1H82V0H80ZM83 1L85 2V0H83ZM90 1H92V3L95 2V1H93V0H90ZM98 1H99V0H98ZM104 1H105V0H104ZM113 1H114V0H113ZM113 1L111 0V1L107 2V3H108L107 5H109L110 2H113ZM119 1H120V0H118V2H119ZM123 1H124V0H123ZM135 1H137V2H136L137 4L140 2V0H135ZM149 1H150V0H149ZM170 1H171V7H173L174 9H176V8L179 9V8L181 7V6H179L180 4H179V5L176 4V6H179V8L176 7V6H173V5H175L174 3H175L176 1H172V0H170ZM204 1H205V0H204ZM210 1L213 2V1H215V0H210ZM224 1H225V0H224ZM224 1H223V2H224ZM228 1H229V0H228ZM228 1H227V5L229 4ZM234 1H235V0H234ZM238 1L240 2L241 0H238ZM242 1H243V0H242ZM248 1H250V0H248ZM260 1H261V0H260ZM19 2H20V1H17L16 3H17V4H20ZM72 2H71V3H72ZM87 2L89 3V0L86 1L85 4H82V2H81L82 5L80 4V5H79L80 7H79V6H78V7H79V8H82L81 6L84 5L85 7H83V8H86V6H87L86 4H88ZM124 2H127V4H128V3L131 2V1L126 0V1H124ZM132 2H133V0H132ZM132 2H131V3H132ZM141 2H142V1H141ZM143 2H144V0H143ZM152 2H153V0H152ZM163 2H164V1H163ZM172 2H173V5H172ZM184 2H185V1H184ZM187 2H188V1H187ZM190 2H191V1H190ZM193 2H194V3H193ZM193 2H191V3L194 4V5H191L190 3H188V5L190 4L192 7H194V9H193V8H192V9L195 10V6H196V5H195V0H194ZM200 2H201V0H199V2H196V3H200ZM218 2L220 3V1H218ZM236 2H237V0H236ZM251 2H252V1H250V3H251ZM254 2L257 3V0H256V1L254 0ZM4 3H6V2H3V5L5 6L7 3H6V4H4ZM8 3H9V2H8ZM16 3H15V4H16ZM25 3H26V2H25ZM45 3H46V2H45ZM53 3H54V2H53ZM55 3H56V2H55ZM62 3H63V2H62ZM67 3H69V2H67ZM92 3H91V4H92ZM96 3H97V2H96ZM101 3H102V2H101ZM103 3H104V2H103ZM116 3H117V2H115V4H114V2H113V4H110V5H112V6L117 5ZM134 3H135V2H134ZM134 3H133L132 5H134ZM136 3H135V4H136ZM147 3H148V1H147ZM149 3H150V6H153L154 3H156V1L153 2V5H151V1H150ZM149 3H148V4H149ZM159 3H160V0H159ZM165 3H166V2H164V5H165ZM169 3H170V2L168 1V5H169ZM178 3H179V1H178ZM208 3H209V1H208ZM210 3H211V2H210ZM216 3H217V2H213V4H214L213 7H214V6L216 7V5H215ZM219 3H217V5H218ZM221 3H222V2H221ZM230 3H231V5L233 6V2L230 1ZM240 3H241V2H240ZM252 3H253V2H252ZM256 3H255V4H256ZM0 4L2 5V3H0ZM11 4H12V3H11ZM36 4H37V3H36ZM36 4H34V5H36ZM46 4H47V3H46ZM64 4H65V3H64ZM69 4H70V3H69ZM73 4H74V3H72V5H73ZM120 4L122 5V7H121ZM124 4H125V3H124ZM137 4H136V7L134 6L135 9L138 8L137 6H139L140 3H139L138 5H137ZM157 4H158V3H157ZM181 4H182V1H181ZM183 4H184V3H183ZM183 4H182V5H183ZM200 4L205 6L207 3H206V2H202V3H200ZM222 4H223V3H222ZM222 4L220 5V8H221V9H224V6H225V8H226V6H227V5H225L226 3H224L223 5H222ZM236 4H237V3H236ZM238 4H239V3H238ZM238 4H237V5L234 4L235 7H237V6L239 7L240 4H239V5H238ZM248 4H249V3H247V5H248ZM255 4H254V6H255ZM1 5H0V6H1ZM41 5L43 6V3H42V2H41ZM60 5H61V4H60ZM65 5H66V4H65ZM89 5H90V4H89ZM93 5H96V4L94 3ZM93 5H92V6H93ZM97 5H99V4L97 3ZM97 5H96V6H97ZM100 5H101V4H100ZM100 5H99V6H100ZM102 5H103V4H102ZM104 5H105V3H104ZM104 5H103V7H104ZM110 5H109L108 7H107V6H105V7H107V9H108L109 7L111 8ZM118 5H119L121 8H125V10H126L127 5H126V6L124 5V7H123L122 2H119ZM118 5H117L116 7H118ZM141 5H142V3H141ZM143 5L145 6L146 4L144 3ZM186 5H187V3H185V6H186ZM190 5H189V6H190ZM211 5H212V4H211ZM211 5L209 4V6H211ZM244 5H245V3H244ZM247 5H245V7H247ZM261 5H263V3H261ZM261 5H258V6L261 7ZM9 6H10V5H9ZM9 6H8V7H9ZM11 6L13 7L14 4L11 5ZM16 6H19V5H16ZM52 6H54V4L51 5V7H52ZM55 6H56V4H55ZM58 6H59V5H58ZM58 6H57V8H58ZM73 6H74V5H73ZM73 6H72V7H73ZM99 6H98V7H99ZM128 6L130 7L129 4H128ZM144 6H143V7H144ZM148 6H149V5H148ZM166 6H167V4L165 5V7H163V6L161 5V7H162L161 9L164 10L163 8H166V9L168 10V13L170 12V10L172 11V8L169 10V8H167ZM198 6H199V5H197L196 7H198ZM209 6H208V7H209ZM221 6H223V7H221ZM228 6H230V5H228ZM252 6H253V5H252ZM254 6H253V11H254ZM1 7H3V6H1ZM5 7H7V6H5ZM8 7H7V8H8ZM25 7H26V5H25ZM25 7H24V9H23V12H24L25 9H27V8H25ZM28 7H29V6H28ZM30 7H31V6H30ZM48 7H49V5H48ZM48 7H47V8H48ZM51 7H49V8H51ZM62 7H64V6H62ZM62 7H61V8H62ZM67 7H68V6H67ZM70 7H71V6H70ZM72 7H71V10L73 9ZM88 7H89V6H88ZM94 7H95V6H94ZM105 7H104L103 9L106 11ZM116 7H115V8H116ZM129 7H127V8L129 9ZM134 7H133V8H134ZM145 7H146V6H145ZM145 7H144V11H145ZM169 7H170V5H169ZM175 7H176V8H175ZM187 7H188V6L182 8V9H183V12H185L184 10H186ZM201 7H202V6H201ZM201 7H198V9L201 8ZM217 7H218V6H217ZM241 7H244V6L241 5ZM241 7H240V9H241ZM249 7H251V6L249 5L247 8H249ZM7 8H6V9H7ZM21 8H22V7H21ZM21 8H20V9H21ZM35 8H36V7H34V9H35ZM38 8H39V7H37V11L39 12ZM49 8H48V9H49ZM52 8H55V7H52ZM59 8H60V7H59ZM59 8H58V9H59ZM68 8H69V7H68ZM90 8H91V7H90ZM99 8H101V7H99ZM110 8H109V9H110ZM149 8H150V7H149ZM154 8H155V11H156L157 8H156V7H154ZM154 8H153V9H154ZM184 8H185V9H184ZM189 8H190V7H189ZM205 8H206V7H205ZM210 8H211V7H209V9H210ZM231 8H232V7H231ZM257 8H258V7H257ZM3 9L5 10V8H3ZM10 9H11V8H9V10H10ZM40 9H41V7H40ZM44 9H45V5H44ZM48 9H46V10H48ZM58 9H57V10H58ZM88 9H89V8L85 9V10L82 11V12H85L86 10H87L86 13L89 12V11H92V13L94 12V11H93V9H94L93 7L91 8L92 10H90V9L88 10ZM101 9H102V8H101ZM101 9H100V10H101ZM103 9H102V10H103ZM111 9H112V8H111ZM118 9H119V8H118ZM118 9H117V10H118ZM128 9H127V10H128ZM141 9H142V8H141ZM147 9H148V8H147ZM177 9H176V11H178ZM182 9H180V10H182ZM190 9H191V8H190ZM190 9H189V10H190ZM192 9H191V10H192ZM198 9L196 8V11H198ZM203 9H204V7H203L201 10L203 11ZM206 9H207V8H206ZM213 9H214V8H213ZM229 9H230V8H229ZM234 9H235V8H234ZM236 9H238V8H236ZM243 9H244V8H243ZM255 9H256V8H255ZM15 10H17V9L14 8V12H13L12 14H14V13L17 12V11H15ZM28 10L32 11V12H30V13L33 14V11H34V10H32L31 8H29ZM28 10H26V11H28ZM35 10H36V9H35ZM55 10H56V9H55ZM55 10L53 9L52 11L55 13V12H57V11H55ZM68 10H70V9H68ZM71 10H70V13H71ZM75 10H78V13H79V10H80V9L77 8V9H75ZM95 10L97 11V9H95ZM102 10H101V12L104 11V10H103V11H102ZM129 10H131V9H129ZM151 10H152V9H151ZM151 10H149V11H151ZM187 10H188V9H187ZM217 10H220V9H217ZM248 10L251 11L253 14H254V13L256 14V12H257V10H256V12H253V11H252V8H251V9H248ZM248 10H247V11H248ZM261 10H262V9H261ZM2 11H3V10H2ZM10 11H13V10H10ZM40 11L43 12V10H40ZM96 11H95V12H96ZM98 11H99V9H98ZM98 11H97V12H98ZM105 11L103 12L104 14H105ZM138 11H139V10H138ZM199 11H200V10H199ZM199 11H198V12H199ZM202 11L199 12L200 15H201ZM205 11H206V10H205ZM230 11H231V10H230ZM235 11H236V10H235ZM5 12H6V11H5ZM5 12H4V13H5ZM18 12H19V11H18ZM23 12H22V14H23ZM34 12H36V11H34ZM48 12H49V13H48ZM48 12H47L48 14H51L50 11H48ZM58 12H59V11H58ZM82 12H80V14H81ZM95 12H94V13H95ZM99 12H100V11H99ZM99 12H98L97 14H99ZM114 12H115V14H116V11H115V10H114ZM114 12H113L112 14H114ZM131 12H133V9H132ZM142 12H143V11H141L140 14H142ZM145 12H146V11H145ZM145 12H144V14H145ZM157 12H158V11H157ZM159 12H160V8H159ZM159 12H158V13H159ZM162 12H164V11H162ZM162 12H161L162 15H159V17H160V16H161V18H162V16H163V17H166V16L163 15ZM179 12H182V11H179ZM189 12H190V11H189ZM189 12H188V14H189ZM191 12H192L191 14H193V13L197 14L195 11H194V12L191 11ZM203 12H204V11H203ZM207 12H208V14H209V10H208ZM210 12H212V8H211V11H210ZM215 12H216V11H215ZM219 12H220L219 14L221 15V11H219ZM222 12H223V11H222ZM225 12H226V11H225ZM236 12H237V11H236ZM258 12H259V10H258ZM262 12H263V11H262ZM4 13H0V15H1V14H4ZM8 13H9V11H8ZM26 13H27V12H26ZM67 13L70 14L69 11H68ZM75 13H76V12H75ZM75 13H73V18H74V19H75V17H74V14H75ZM78 13H77V14H78ZM129 13H130V11H129ZM133 13H134V12H133ZM148 13H149V12H148ZM148 13H147V14H148ZM164 13H165V12H164ZM168 13H167V14L165 13V14L168 15ZM170 13H171V12H170ZM170 13H169V14H170ZM174 13H175V11H174ZM174 13L172 12V14H174ZM176 13H177V17L180 19V17H182V15L179 14V15H180V17H179V16H178V12H176ZM204 13H206V12H204ZM213 13H214V12H213ZM217 13H218V12H217ZM227 13H228V12H227ZM227 13H226V14H227ZM230 13H231V12H230ZM232 13H233V12H232ZM232 13H231V14H232ZM240 13H243V11H241V12H239V13L237 12L236 14H239V16H242V15H240ZM244 13H245V12H244ZM248 13H250V12H248ZM248 13L246 12L245 14H248ZM252 13H250V14L252 15ZM260 13H261V11H260ZM260 13H259V14H260ZM263 13H264V12H263ZM17 14H18V13H17ZM24 14H25V13H24ZM39 14H40V13H39ZM39 14H37L38 17H39ZM48 14H46V16H48ZM56 14H58V13H56ZM59 14H60V13H59ZM61 14H62V13H61ZM65 14H66V13H65ZM71 14H72V13H71ZM71 14H70V15H71ZM97 14H96V15H97ZM107 14H109V13L107 12ZM107 14H106V15H107ZM135 14L138 15L139 12H137V10H136V13H135ZM147 14H145V15H147ZM159 14H160V13H159ZM185 14H186V12H185ZM188 14H187V15H188ZM195 14H194V15H195ZM206 14H207V13H206ZM206 14H204V15H206ZM222 14L224 15V12H223ZM226 14H225V15H226ZM245 14H244V15H245ZM25 15H26V14H25ZM41 15H44V14L42 13ZM52 15H53V13H52ZM81 15H83V13H82ZM87 15H88V14H87ZM92 15H93V14H92ZM102 15H103V14H102ZM109 15H110V18H111V12H110ZM120 15H122V14L120 13ZM127 15H128V14H127ZM130 15H131V14H130ZM132 15L134 16V14H132ZM132 15H131V16H132ZM142 15H143V14H142ZM151 15H152V14H151ZM154 15H155V18H154V19L157 20L158 17L156 18V14H154ZM187 15H186V16H187ZM189 15H190V14H189ZM194 15H193V16H194ZM200 15H199V17H200ZM202 15H203V14H202ZM202 15H201V17H202ZM204 15H203V16H204ZM211 15H212V14H211ZM214 15H217V14H214ZM214 15H213V16H214ZM220 15H219V16H220ZM2 16H3V18L5 17V15H2ZM2 16H1V17H2ZM10 16L14 17L13 15H10ZM10 16H9L10 19H14V18H11ZM37 16H36V18H37ZM55 16H56V17H59V16L62 17L61 15H58V16L55 15ZM55 16H52L51 19H50L49 21H51V22H52V21H53V22L56 21V20H54V18H56ZM63 16H64V15H63ZM66 16H67V14H66L64 17H66ZM77 16H78V15H77ZM83 16H84V15H83ZM90 16H91V13H90ZM122 16H123V15H122ZM133 16H132V18H134ZM152 16H153V15H152ZM171 16H173V15H171ZM171 16H170V17H171ZM175 16H176V15H175ZM186 16H185V17H186ZM193 16H192V18L190 17V18L192 19V20L190 19L191 24H192L193 22H194V23L196 22V23L198 24L197 27H198L199 29H200L201 27H202V29H204L203 26L206 25V20H209V16H210V14H209V16L206 15V16H208V17H207V19L205 20V25H202V26H200V27H199L200 24L197 22V20H198L197 15H195L196 17H194V18H193ZM227 16H228V15H227ZM235 16H236V15H235ZM246 16H247V15H246ZM255 16H256V15H255ZM257 16H258V15H257ZM259 16L262 17V16H263L262 13H261ZM1 17H0V18H1ZM6 17H7V14H6ZM19 17H20V15L17 16V18H19ZM29 17H33V18H34V16H31V14L29 15ZM41 17H42V16H41ZM60 17H59V18H60ZM79 17H80V16H79ZM79 17H76V19L79 18ZM84 17H85V16H84ZM112 17H113V16H112ZM116 17H118V18H119L118 20H120L119 15H116ZM140 17H141V16H140ZM140 17H139V21L141 20ZM145 17H146V16H144V18H145ZM183 17H184V13H183ZM210 17H211V16H210ZM231 17H233V16L230 15V18H231ZM9 18H5V20H7V19H9ZM15 18H16V16H15ZM21 18H22V17H20V19H21ZM36 18H35V20H36ZM43 18H45V17H42V18H41L42 21H43ZM48 18H49V16H48ZM48 18H46V19H48ZM59 18H58V20L60 21L61 18H60V19H59ZM66 18H67V17H66ZM85 18H86V17H85ZM90 18H93V17H90ZM97 18H98V17H97ZM106 18H108V16H106ZM110 18H109V19H110ZM122 18H123V17H122ZM132 18H130L129 21H130ZM136 18H137V17H135V19H136ZM141 18H142V17H141ZM144 18H143L142 21L145 23L144 20H146V19L148 18V16H147V18H145V19H144ZM152 18H153V17H152ZM152 18H151V19L149 18V20H151V21L153 20V21L155 22L156 20H154V19H152ZM172 18H173V17H172ZM172 18H171V19L168 18V20L170 19V20H169V21H170V23H169L170 25H167V27H169V26L172 27L173 25H175V24L171 25V23L175 22L174 20H173V22H171V21H172ZM178 18L176 19L177 24L182 25V23L186 22V20L183 18L182 23H181V21H179L180 23H178ZM187 18H188V17H187ZM214 18H215V17H214ZM240 18H241V17H240ZM243 18H244V16H243ZM243 18H241V20H238V21H242ZM245 18H246V17H245ZM22 19L24 20V17H23ZM22 19H21V20H22ZM25 19H26V18H25ZM27 19H28V17H27ZM70 19H71V17L68 19V22H66V23H69V20H70ZM74 19H72V21H74ZM87 19H89L88 16H87ZM87 19H86V20H87ZM98 19H100V18H98ZM103 19H104V18L102 17L101 20H103ZM127 19H128V18H127ZM127 19H126L125 16H124V19H123V20H127ZM135 19H134V21H133V19H132V21H133V22H135V21L138 22V18H137V20H135ZM174 19H175V17H174ZM221 19H222V16H221ZM223 19H224V16H223ZM235 19H236V18H235ZM237 19H238V18H237ZM260 19H261V18H260ZM260 19H259V21H260ZM35 20H34V21H35ZM79 20H80V18H79ZM81 20H83V22H85V21H84L85 19H81ZM81 20L78 21V22L82 23ZM93 20H94V18H93ZM93 20H92V21H93ZM106 20H108V19H106ZM112 20H115V16L111 19V21H112ZM123 20H122V21H123ZM147 20H148V19H147ZM164 20H165V19H163V22H164V23L162 22V20H160V22H161L160 24H161V25L165 24L166 21H164ZM166 20H167V17H166ZM184 20H185V21H184ZM202 20H203V21H202ZM210 20H211V19H210ZM213 20H215V19H213ZM226 20H229V19L226 18ZM244 20H245V19H244ZM251 20H252V19H251ZM256 20H257V19H256ZM0 21H1V20H0ZM3 21H4V19H3ZM8 21H10V20H8ZM13 21H14V20H13ZM17 21H18V19H17ZM34 21H33V22H34ZM37 21H38V20H37ZM44 21H45V20H44ZM47 21H48V20H47ZM47 21L44 22V23H47ZM66 21H67V20H66ZM75 21H77V20H75ZM75 21H74V22H75ZM90 21H91V19H90ZM111 21H109L110 24H111ZM129 21H128V24H129ZM142 21H141V23H142ZM153 21H152V22H153ZM169 21H168V22H169ZM201 21H202V22H200V23L202 24V23L204 22V17H203V19L201 18ZM216 21H217L216 23H218V19H217ZM231 21H232V19H231ZM234 21H236V20H234ZM246 21H247V20H246ZM249 21H250V20H249ZM252 21H254V19H253ZM257 21H258V20H257ZM257 21L254 22V23H256V25L259 24V21H258V24H257ZM261 21H262V20H261ZM261 21H260V22H261ZM263 21H264V20H263ZM15 22H16V20H15ZM18 22H19V21H18ZM20 22H21V21H20ZM51 22H50V23H51ZM56 22H57V21H56ZM64 22H65L64 20H61V22H59V25H62V24H60V23H64ZM74 22H73V24H74ZM78 22H75V24H77ZM93 22H95V21H93ZM102 22L104 23V24L102 25L103 28H104V25H106V24H105L106 21L103 20ZM113 22H116L117 24L120 23V21L117 22V18H116V21H113ZM146 22H147V23H145V24L143 23L141 26L138 27L137 30H140V31H137V30H133V29H132L133 32H132V35H131V36H130L129 34H126V33H127V32H126L127 30L124 31V30H125L124 27H125V26L127 27V23H125L126 25H125V26L123 25V27H121L122 30H118V31L121 33V35H122V33H123V35H127L126 38H124V36H123V37L121 36L122 38L116 36V37H117L116 39H118V40H115V39H114L115 41H113V39H110V38H114V37H115L114 35H113L112 37H108L109 39H108V38L106 39V38H105L106 36L104 37V39H103V38L101 39V37H103V35H102L101 37H100V35H98V34H97V36H96V35H95V36H96V39H97V37H99V38L101 39V40L98 39L99 42L103 40L104 42L102 41L101 43H104V45L108 44L109 46H112L111 44H113V42L116 43V41H118V45H117V47H118V49L120 50V51H119V52H121V55H120V56L122 57V58H120V59L126 58L125 60L129 61V59H131L130 57H132L131 55H133V53H136L138 56L135 57V58H138V57L140 58V59L137 60V61H140V60L143 61L145 58H144V56H143L142 54H144V53H150V54H151V52H152L153 54H156V56H157V54H158L159 57L161 56L162 62H163V60H164V61L166 62V64H167L165 67L169 66V68L177 69V66L179 65L181 59H185L184 57H183V58H180V59H179V63L176 64L177 61H178L177 59H178L180 53H183L182 51H184L185 49H182V51H181L180 53H177V54H179V55H178V57L176 58V57H175L174 55H172V54H173V53L175 52V50H176V49H174V46H176V48H177V45L172 46L173 49H172V48H171V49H170V48L167 49V47H168V43H167V42H168L169 40H168V41L166 40V41H167V42H166L165 39H166V37H167V38H170L168 35H166V33L169 34V32H165V31H163V32L165 33V34H163V33L160 31V28H159V30H158V28H155V27L151 28V27H149V25H146V24L149 23V21H146ZM157 22H158V23H157ZM168 22H166V23H168ZM187 22L189 23V20H187ZM208 22H209V21H207V23H208ZM211 22H212V20H211ZM223 22H224V21H223ZM232 22H233V21H232ZM232 22L230 23V21H229V23H230L229 25L226 23V25H227L226 27H229V26L232 24ZM10 23H11V22H10ZM10 23H9V24H10ZM24 23H30V22H27V20H26V21H24ZM24 23L21 22L20 24L24 26V25H25ZM42 23H43V22H42ZM42 23H40V24H42ZM50 23H49V24H50ZM66 23H65V24H66ZM80 23H79V24H80ZM89 23H90V22H89ZM107 23H108V22H107ZM121 23L124 24V22H121ZM121 23H120V24H121ZM130 23H131V22H130ZM212 23H213V22H212ZM214 23H215V22H214ZM31 24H33V23H31ZM40 24H37V25H36L37 28H39V26H41ZM54 24L57 25V23H54ZM69 24H70V23H69ZM79 24H77V25H79ZM90 24H91V23H90ZM95 24H96V25H99V24H97V22H96ZM110 24L107 25V28H108V26H110ZM122 24H121V25H122ZM133 24H134V23H133ZM138 24H140V23H137V26H138ZM155 24H156V26H157V25H160V24H159V20H157ZM177 24H176L175 26L178 27V28H177V30H178V29H179V25H177ZM185 24H186V23H185ZM185 24H184V25H185ZM210 24H211V23H210ZM210 24H209V25H210ZM218 24H219V23H218ZM234 24H235V22H233L232 25H234ZM239 24H241V22H239ZM244 24H247V25H248V24H250V22H249V23H244ZM263 24H264V22H263ZM15 25H17V23H16ZM26 25H28V24H26ZM34 25H35V24H34ZM38 25H39V26H38ZM51 25H53V24H51ZM66 25H68V24H66ZM81 25H82V24H81ZM84 25H85V27L87 26L85 23H84ZM111 25H112V24H111ZM115 25H116V24H115ZM134 25H136V23H135ZM184 25H182V27H183ZM188 25H189V24H188ZM188 25H187V27L190 29V28L192 27V25H191V27H189ZM194 25H195V24H193V28H194ZM211 25H212V27H213V24H211ZM219 25H222V26H223V24H219ZM247 25H246V26H247ZM250 25L253 26L252 23H251ZM250 25H249V26H250ZM259 25H260V24H259ZM259 25H258V26H259ZM6 26H7V27L9 26L8 23L5 25L4 29L6 28ZM10 26H11V24H10ZM12 26H13V25H12ZM12 26H11V27H12ZM19 26H20V25H19ZM36 26H35V27H36ZM42 26H43V25H42ZM44 26H46V25H44ZM44 26H43V27H44ZM48 26H49V25H48ZM48 26H46V27H48ZM62 26H63V25H62ZM69 26H70V25H69ZM82 26H83V25H82ZM91 26H92V25H91ZM99 26H101V25H99ZM99 26L96 27V28H97V31H98V28H100ZM129 26H131V25H129ZM150 26H152V25H150ZM185 26H186V25H185ZM234 26H235V25H234ZM234 26H233V27H234ZM241 26H242V24L240 25V27H241ZM243 26L245 27V25H243ZM249 26H248V28H249ZM1 27H2V26H0V29H2ZM16 27H17V26H16ZM50 27L52 28V26H49V29H51ZM59 27H61V26H59ZM70 27H72V23H71V26H70ZM74 27H75V25H74ZM74 27H72V28H74ZM76 27H77V26H76ZM76 27H75V28H76ZM79 27H80V26H79ZM83 27H84V26H83ZM83 27H81V30H83V31L88 29V28L86 29L85 27H84V29H82ZM88 27H89V25H88ZM157 27H158V26H157ZM159 27H160V26H159ZM163 27H164V26H163ZM182 27H181V28H182ZM208 27H210V26H208ZM208 27H206V28H208ZM212 27H210V28H212ZM218 27H219V26H218ZM224 27H225V26H224ZM233 27L230 26L229 28H233ZM235 27H236V26H235ZM237 27H239V26H237ZM240 27H239V28H240ZM256 27H257V26H256ZM261 27H263V30H264V26L262 25ZM261 27H260V28H261ZM9 28H10V27H9ZM13 28H14V27H13ZM19 28H21V26H20ZM22 28L24 29V27H22ZM30 28L33 29V26L30 27ZM30 28H29V30H28L29 32H28L27 30L25 31V30L22 29V33L25 31V34H26V35L31 34L33 31L30 33ZM37 28H36L35 30H34V29H33V30H34V31H38ZM56 28H57V26H56ZM72 28H70V29H72ZM92 28H93V29H92ZM92 28H90V29H88V30H90L91 32H92V30H95V31H96V29H94V26H92ZM103 28L101 29V31L103 30ZM107 28H106V29H107ZM110 28H115V27H113V25H112V27L110 26ZM110 28H109V29H110ZM118 28H119V27H116V29H118ZM121 28H120V29H121ZM172 28H174V27H172ZM188 28H187V29H188ZM193 28H191V30H192ZM214 28H217V27H214ZM214 28H213V29H214ZM219 28L221 29V28H223V27H219ZM239 28H238L237 32L239 31ZM250 28H251V27H250ZM252 28H255V25H254ZM252 28H251V29H252ZM260 28H258L257 30H260ZM11 29H12V28H11ZM11 29H10V30H11ZM25 29H28V28H25ZM41 29H42V28H41ZM41 29H40V30H41ZM52 29H53V28H52ZM70 29H67V28L65 27L66 32H67V30H70ZM109 29H108V30H109ZM123 29H124V30H123ZM126 29H128V28H126ZM163 29L165 30V29H167V28H163ZM184 29L186 30V27H185V28H184V27L182 28V30H184ZM189 29H188V30H189ZM244 29H245V28H244ZM10 30H9V31H10ZM16 30H21V29L16 28L15 31H16ZM42 30H43V29H42ZM44 30H45V29H44ZM59 30H63V29L59 28ZM73 30H74V29H73ZM73 30H71V31H73ZM75 30H76V29H75ZM78 30H79V29H78ZM112 30L115 31V29H112ZM112 30H111V32H110V31H109V32L112 33ZM132 30H130V31H132ZM177 30H176V31H177ZM208 30H209V29H207L206 31H208ZM221 30H222V29H221ZM221 30H220V32H221ZM224 30H225V29H224ZM241 30H243V27L241 28ZM247 30H248V29H247ZM247 30H244V31L247 32ZM252 30H253V29H252ZM257 30H256V31H257ZM263 30H261V31H263ZM9 31H6V33L9 32ZM46 31H47V28H46ZM46 31H45V32H41V33H38V32H37V33H38V34H43V33L45 34ZM56 31H57V35H59V33L62 35V33L64 32V31H62V33H61V32L58 33V30H57V29H56ZM71 31H70V32H71ZM90 31H85V34H86V33H90ZM95 31L92 33V35L95 33ZM101 31H99V32L102 34V33L105 31V29H104L103 32H101ZM121 31H124L125 33H124V32H121ZM176 31H175V33H176ZM209 31L212 32V30H209ZM214 31H215V30H214ZM214 31H213V32H214ZM217 31H218V29H217ZM225 31H226V32L228 31L227 28H226ZM250 31H251V30H250ZM253 31L255 32V30H253ZM10 32H12V31H10ZM26 32H27V33H26ZM39 32H40V31H39ZM49 32H50V31H49ZM66 32L64 33L65 36H62V37L59 38V39H61V41L64 40V41H63V45L58 46L59 48H61L62 46L65 47V46H64V42L67 41V40H65V39H63V38L68 37V36H66ZM74 32H75V31H74ZM74 32H73V33H74ZM77 32L80 33L79 31H77ZM77 32H75V35H76ZM109 32H106V31H105L104 35H105V34H108L107 36H109V34H110ZM115 32H116V31H115ZM181 32H182V31H181ZM183 32H184V31H183ZM185 32H188V31L186 30ZM185 32H184V33H185ZM201 32H202V30L200 29L199 32H196V30H195V32H193V33L188 32V34L193 35V34L195 33V34L197 35V37H198V34L200 33V35H201ZM215 32H216V31H215ZM220 32L218 31V35H219V36H220V34H219ZM226 32H224V33H226ZM237 32H236V30H235V33H236V34H237ZM246 32H243V33L246 35ZM248 32H249V31H248ZM2 33H3V32H2ZM12 33H13V32H12ZM16 33L20 34L19 32H16ZM53 33H54V32H53ZM53 33H52V34H53ZM73 33H72V34L70 33L69 36H71V35L74 36ZM81 33H82V31H81ZM81 33L79 34V36L81 35ZM83 33H84V32H83ZM184 33H182V34L184 35L183 38H185L186 35H188V34L185 35ZM204 33H205V32H204ZM206 33H207V32H206ZM228 33H230V31L227 32V36L229 37V34H228ZM231 33L233 34L234 32H231ZM239 33H240V35H242V31H241V32L239 31ZM252 33H253V32H252ZM10 34H11V33H10ZM25 34H24V35H25ZM33 34H34L33 36H35L36 39L39 37L38 34H36V35H38V36L35 35V32H34ZM44 34L42 35L43 37L46 36V35H47L46 37H48V36L50 35V34H48V33H47L46 35H44ZM67 34H69V33L67 32ZM118 34H119V33H118ZM172 34H173V33H172V31H171V35H172ZM180 34H181V33H180ZM180 34H178V35H180ZM182 34H181V35H182ZM195 34H194V36H195ZM202 34H203V33H202ZM207 34H208V33H207ZM209 34H211V33H209ZM244 34H243V37H244ZM250 34H251V33H250ZM256 34H258V35H263V36H264V33H262V32H261V34H260V33H256ZM256 34H255V36H256ZM0 35H1L0 37L3 38V37H2V34H0ZM6 35H7V34H6ZM20 35H23V34H20ZM20 35H19V36H20ZM57 35H55V36H57ZM82 35H84V34H82ZM82 35L80 36L81 39L83 38ZM86 35H87V34H86ZM89 35H91V33H90ZM110 35H111V34H110ZM173 35H174V34H173ZM173 35H172V36H173ZM181 35H180V36H181ZM183 35H182V36H183ZM190 35H189V37H191ZM200 35H199V36H200ZM205 35H206V34H205ZM214 35H215V34H214ZM216 35H217V34H216ZM218 35H217V36H218ZM222 35H223V33H222ZM225 35H226V34H224L223 36H225ZM234 35H235V34H234ZM258 35H257V36H258ZM13 36H14V35H13ZM19 36H18V38H19ZM33 36H32V37H33ZM42 36H40V38H41ZM52 36H53V35H52ZM55 36H54V38H52L51 35L49 36V37L51 38V40H49V42L47 43V46L49 45V43L53 46V44H54V40H56V39H55ZM59 36H60V35H59ZM79 36H78V37H79ZM84 36H85V35H84ZM95 36H94V37H95ZM176 36H177V34H176ZM180 36H179V38H177V39H180V38H181ZM202 36L204 37V35H202ZM207 36H208V35H207ZM210 36H211V35H210ZM212 36H213V35H212ZM212 36H211V37H212ZM217 36H214V37H217ZM223 36H222V37H223ZM247 36H248V35H247ZM257 36H256V38H257ZM263 36H262L261 38H263ZM6 37H7V36H6ZM6 37H5V38H6ZM14 37H15V36H14ZM20 37H21V36H20ZM25 37L28 39L29 36H28V37L25 36ZM49 37H48V39H49ZM78 37H77V35H76V37H75L77 42L80 40V39H78ZM87 37H88V38H87ZM87 37H86V38H87V42H88V41H91L89 38H92V37H90V36H88V35H87ZM195 37H196V36H195ZM197 37H196V39H197ZM214 37H213V38H214ZM222 37H221V38H222ZM228 37H226V39H229ZM243 37H242V39H243ZM248 37L250 38L251 36L249 35ZM248 37H246V38H248ZM9 38H10V37H8V43L10 42V39H9ZM16 38H17V37H16ZM18 38L15 39V38L12 37V41H13V39H15V40H17V41H22V40H19ZM21 38H22V37H21ZM23 38H24V37H23ZM57 38H58V37H57ZM69 38H70V37H69ZM69 38H68V40H69ZM84 38H85V37H84ZM86 38H85V39H86ZM119 38H121V39L124 38V39H123V40H120V41H121V42H120V41H119ZM186 38H187V37H186ZM186 38L183 40L184 42H185V40H186V42H187V41L189 42V41L192 40V39H191L192 37H191L190 39L187 38V39H189V40H187ZM193 38H194V37H193ZM206 38H207V37H205V39H206ZM217 38H218V37H217ZM239 38H241V37H239V35H238V38H237V35H236V39L239 40ZM253 38H254V36H252V40L255 41V39H253ZM258 38H259V36H258ZM258 38H257V39H258ZM261 38H259V39H261ZM30 39H31V37H30ZM33 39H34V37H33ZM48 39H46V40H48ZM88 39H89V40H88ZM94 39H95V38H94ZM96 39H95V42H97ZM170 39L172 40V38H170ZM173 39L176 41V38H173ZM196 39H194V41H195ZM202 39H203V38H202ZM218 39H219V38H218ZM236 39H234V40H236ZM244 39H245V38H244ZM250 39H251V38H250ZM257 39H256V40H257ZM259 39H258V40H259ZM2 40H3V39H2ZM2 40H1V41H2ZM6 40H7V39H6ZM46 40H45V42H46ZM72 40H73V39H71V41H72ZM74 40H75V39H74ZM74 40H73V41H74ZM181 40H182V39H181ZM198 40H199V39H198ZM209 40H210V38H209ZM214 40H215V39H213V41H214ZM219 40H220V39H219ZM224 40H225V39H224ZM238 40H236V41L238 42ZM240 40H241V39H240ZM245 40L248 41L247 39H245ZM245 40H241V41L244 42ZM23 41H25V40H23ZM26 41H29V39L26 40ZM61 41H60V42H61ZM71 41H70V44H71ZM82 41H84V39L81 40V43L78 44L77 46H82V45H81V44H82ZM112 41H113V42H112ZM155 41H156L157 43H158V42L161 43L162 41H164L165 43H164V44H162V43L159 44V43H158L159 45H157V44H155V43H156ZM175 41H174V42H175ZM183 41H180V42H183ZM196 41H197V40H196ZM199 41H201V40H199ZM216 41H218V40H216ZM220 41L222 42V39H221ZM227 41L231 42L230 39L227 40ZM236 41L233 43V45L236 43ZM241 41H240L239 43H241ZM246 41H245V42H246ZM260 41L263 43L264 39H263V41H262V40H259V42H260ZM3 42L5 43V41H3ZM34 42H35V41H34ZM40 42H41V41H40ZM45 42H44V43H45ZM77 42H76V43H77ZM79 42H80V41H79ZM93 42H94V41H93ZM93 42H92V43H93ZM153 42H154V43H153ZM174 42H173V43H174ZM176 42H177V41H176ZM176 42H175V43H176ZM184 42H183L182 44H184ZM186 42H185L184 46H188V44H187ZM205 42H206V41H204V43H205ZM207 42H208V41H207ZM207 42H206V43H207ZM245 42H244V43H245ZM249 42H250V41H249ZM255 42H258V41H255ZM8 43L6 42V43L4 44V45H5L4 47L6 48V50H5V49H3V50H5V51L9 50V49H7V47H6V45L8 46ZM17 43H18V42H17ZM19 43H21V42H19ZM29 43H32V41H30ZM37 43H38V44H37ZM52 43H53V44H52ZM55 43H57V40H56ZM65 43H66V42H65ZM67 43L69 44L68 41H67ZM88 43H89V42H88ZM119 43H120V44H119ZM175 43H174V44H175ZM177 43H179V42H177ZM193 43H195L194 46H196V47H194V46L192 45V46H193V49H194V48H197V45L200 44V42H199L197 45H196V42H193ZM193 43H192V44H193ZM206 43H205V44H206ZM210 43H211V42H210ZM212 43L215 44V42H212ZM212 43H211V44H212ZM219 43H220V42H217L218 45L216 46V44H215L213 47L216 46V47L219 48ZM224 43H225V42H224ZM231 43H232V42H231ZM0 44L2 45V43H0ZM27 44H28V43H27ZM32 44H33V43H32ZM36 44L39 45V42H36L35 45H36ZM40 44H41V43H40ZM58 44H59V42L57 43V45H58ZM61 44H62V43H61ZM74 44H75V43H74ZM83 44H84V46H82V47H83V48H86V49H87V47H89V45H90V44H89V45L87 46L85 43H83ZM96 44H97V43H96ZM116 44H117V43H116ZM170 44H171V43H170ZM186 44H187V45H186ZM207 44L209 45V42H208ZM220 44H221V43H220ZM222 44H223V43H222ZM222 44H221V45H222ZM246 44H248V42H247ZM250 44H251V43H250ZM256 44H257V43H256ZM256 44H255V45H256ZM12 45H15L14 42H13ZM23 45H24V44H23ZM35 45H33L32 47H36ZM42 45H43V43H42ZM44 45H45V44H44ZM44 45H43V46H44ZM51 45H50V46H51ZM54 45H55V44H54ZM59 45H60V44H59ZM85 45H86L87 47H85ZM101 45H102V44H101ZM101 45H99V48H100ZM119 45H121V46L119 47ZM171 45H172V44H171ZM178 45H179V44H178ZM189 45H190V44H189ZM200 45H201V44H200ZM200 45H198V46H200ZM208 45H206V47H205V45H203L204 48H206L205 50H207V49L209 50V48H207V47H209L210 45H209V46H208ZM230 45H231V44H230ZM243 45H245V44H242V46H243ZM248 45H249V44H248ZM257 45H258V44H257ZM257 45H256V48L259 47V46H257ZM259 45L262 46V44H259ZM263 45H264V44H263ZM30 46H31V45L28 44L27 47L30 48ZM47 46H46V47H47ZM50 46H49V47H50ZM52 46H51V47H52ZM74 46H75V45H74ZM97 46H98V44H97ZM97 46H96V47H97ZM113 46H114V44H113ZM180 46H181V45H180ZM192 46H191V47H192ZM203 46H202V50H203V52H202V50H200V52H202V54L205 53V51H204V49H203ZM225 46H226V45H225ZM227 46H228V43H227ZM231 46H232V45H231ZM231 46H230L229 48H231ZM236 46H237V45H236ZM238 46H239V45H238ZM246 46H247V45H246ZM246 46H245V47H246ZM250 46H251V45L248 46V49L250 48ZM261 46L259 47L260 49H261ZM2 47H3V46H2ZM9 47H11V46H9ZM23 47H24V49L27 48V47H25V46H23ZM37 47H38V46H37ZM37 47H36V48H37ZM58 47H54V46H53V47L51 48V50H52V49L55 50V49L58 48ZM69 47H70V46H69ZM72 47H73V46H72ZM72 47H71V48H72ZM91 47L93 48V44H92ZM188 47L191 48L190 46H188ZM213 47L210 46V48H212V52H213ZM221 47H222V46H221ZM221 47H220V48H221ZM240 47H241V44H240ZM251 47H252V46H251ZM11 48H12V47H11ZM14 48H15V49L12 48V50L15 51L16 48H18V46H17V47L15 46ZM20 48H21V47H20ZM20 48L17 49V52H18L19 50H21V51L23 52L22 54H24V53H25L24 51H26V49L23 51V50H22L23 48H22V49H20ZM36 48H30V49H33V50H34L33 53H32V54H34V55L39 53V52H37L38 50H36ZM44 48H45V47H44ZM59 48H58V49H59ZM83 48H82V49H83ZM92 48H91V50H92ZM99 48H98V49H99ZM105 48H106V47H105ZM105 48H104V50H105ZM107 48H108V46H107ZM184 48H185V47H184ZM200 48H201V47H200ZM218 48H215V49H218ZM229 48H227V49H229ZM237 48H238V47H236V49H235V47H234V48H231V52H228V55L232 54V50H233V49L237 51ZM254 48H255V47H254ZM263 48H264V46H263ZM263 48H262V49H263ZM38 49H39V48H38ZM41 49H43V48H41ZM58 49H57V50H58ZM65 49H66V48H65ZM68 49H70V48H68ZM68 49H67V50H68ZM75 49H76V47H75ZM75 49H74V51H75ZM86 49H83V50L86 51ZM94 49L96 50L95 46H94ZM101 49H102V48H101ZM115 49H116V48H115ZM115 49L113 48V50H115ZM159 49H161L162 51L160 50V52H158ZM179 49H180V47H179ZM179 49L177 48L178 52L180 51ZM186 49H187V47H186ZM193 49L191 48V50L195 52V50H193ZM222 49H223V50H222ZM222 49H221V50L224 51V52H222V51H218V50H217V54H216V55H220L221 52H222V53L227 52V51H225L226 49H224V48H222ZM238 49H239V48H238ZM242 49H243V48H242ZM252 49H253V48H250L249 50H252ZM0 50H1V49H0ZM12 50H11V51H12ZM27 50H29V49H27ZM35 50H36V51H35ZM59 50H61V49H59ZM67 50H63V52L67 53ZM72 50H73V48L71 49V51H72ZM77 50H80V49H77ZM77 50H76V51H77ZM83 50H80V51L82 52ZM107 50H108V49H107ZM113 50H111V51H112L113 53H116V52H114ZM116 50H117V49H116ZM197 50H198V48H197ZM208 50H207V54L205 53L206 56H205L203 59H205V58L210 59L209 56H210L212 53L207 57L208 53H210V51H208ZM5 51H4V52H5ZM29 51H30V50H29ZM48 51H49V49H48ZM68 51H69V50H68ZM71 51H69V53H72V54H73L74 52H73V51L71 52ZM76 51H75V52H76ZM87 51H88V54H87V55L84 54V53H82V54H83L82 56H83L84 58H85V56H87L86 58H89V56H88V55H90V54H89V50H87ZM97 51H98V50H97ZM99 51H101V50H99ZM111 51H110V52H111ZM150 51H151V52H150ZM185 51H186V50H185ZM188 51H190V50H187L184 54H186V53H190V54H192V51H190V52H188ZM229 51H230V49H229ZM245 51H246V50H245ZM258 51H259V50H258ZM12 52H13V51H12ZM26 52H28V51H26ZM30 52H32V50H31ZM40 52H41V51H40ZM44 52H45V49H44ZM44 52H43V53H44ZM46 52H47V49H46ZM59 52H60V51H59ZM63 52H62V53H63ZM77 52H78V51H77ZM77 52H76V53H77ZM81 52H78V53H81ZM93 52H94V51H92L91 53H93ZM95 52H96V51H95ZM95 52H94V53H95ZM102 52H103V50H102ZM110 52H108L107 55H110V57H111V56L113 55V53L111 52V54H110ZM132 52H133V53H132ZM194 52H193V54H195ZM218 52H220V53L218 54ZM240 52H242V51H240ZM250 52H251V51H250ZM252 52H253V51H252ZM252 52L250 53L251 55L249 54V57L251 56V57H250V62H248V61H249V58L247 59V57L244 56V58L247 59V60L245 61V63L243 62V64H245L246 66H244L245 68L243 67L242 69H246V71H244V70H242V71H244V72H247V71H249V72H253L254 74H253V76H251L252 79H253V77H254V79L257 78V79H255V80H257V81L259 80V81H258V84L260 83V84H259V85H261L260 88L263 89V86H264V59H263L262 57H260V58H262V60H257V59H259V58L256 57L257 59H255V56H254V58H253L252 54L254 55L255 52H253V53H252ZM5 53H7V52H5ZM9 53H11L10 50H9ZM13 53H15V52H13ZM18 53H19V52H18ZM18 53H16L17 56H18ZM28 53H29V52H28ZM28 53H27V54H28ZM47 53H49V52H47ZM55 53H56V50H55ZM55 53H54V54H55ZM69 53H67V56H66V57H68V58L70 59L72 56H71V55L69 56ZM76 53H74V54H76ZM215 53H216V51H214V53L212 54L211 57H213V55H214ZM242 53H243V52H242ZM258 53H260V52H258ZM258 53H256V54H258ZM0 54H1V52H0ZM19 54H20V53H19ZM44 54H46V53H44ZM44 54H43V55H44ZM59 54H60V53H59ZM96 54H97V55L100 54V56H101V53H100V52H99V53H96ZM96 54H95V55H96ZM174 54H175V53H174ZM190 54H189V56H191V59H192V58H193V56H192L193 54H192V55H190ZM202 54H199V55H202ZM225 54H226V53H225ZM225 54H224V55H225ZM256 54H255V55H256ZM261 54H262L263 57H264V54H263V53H261ZM261 54H260V55H261ZM2 55H3V53H2ZM7 55H8V54H7ZM12 55H13V54H12ZM12 55H11V56H12ZM25 55H26V54H25ZM34 55H33V56H34ZM39 55H40V54H39ZM41 55H42V52H41ZM43 55H42V57H43ZM65 55H66V54H65ZM80 55H81V54H80ZM102 55H105V53L103 52ZM116 55H117V53H116ZM118 55H119V54H118ZM118 55H117V56H118ZM195 55H197V57H198V54H195ZM203 55H204V54H203ZM216 55H214L215 59L218 58ZM224 55H223V56H224ZM233 55H234V54H233ZM237 55H238V53H237ZM239 55H240V54H239ZM33 56H32V57H33ZM60 56H61V57L63 56V58H64V55H63V54H61ZM82 56H79L80 59L83 58ZM117 56H116V57H117ZM120 56H119V57H120ZM135 56H136V55H135ZM142 56H143V57H142ZM147 56H149V54H148ZM150 56H151V55H150ZM153 56H154V55H153ZM153 56L150 57L151 60L155 59V58H154L155 56H154V57H153ZM176 56H177V55H176ZM181 56H182V55H181ZM185 56H187V55H185ZM246 56H247V55H246ZM257 56H259V54H258ZM5 57H7V56H5ZM5 57H4V58H5ZM13 57H14V56H13ZM21 57H22V56H21ZM30 57H31V56H29V57H28V56H27V57L25 56V59H23V60H26L27 58H30ZM55 57H56V56L53 55V53H49V54H47V56L44 57V58H45V60H44V61H45V64H46V65H47L48 63H49V65L51 64L50 67H52V69H53V70L51 69V71H50V70H49V71H50L51 73H52V71H54V73H55V77L57 78V79H55V77H54V79H53V83L51 82L52 84H50V83L47 84L46 81H45V79L47 78V77H45V76H47L48 74L45 75L46 73H45V74L43 73V74H41V75H45V76H42V77H41L40 75L37 76L36 74H34V73L36 72V70L34 69V70H35V72H34V70L32 69L33 71H29V73H30V72H33V74L27 76V77H29V78L31 77V78H30L31 81H29V82H28L27 80H26V82H25L26 76H24V75H27L28 73H27V74H24L23 76H20V75H22V74L18 75V76H20V77L16 78V80L14 79L15 77H13L14 82H15V83L13 82L14 87H15V85H16V87L13 88V89H14V91H16L15 89H17V93H15V92H14V93L17 94V95H19V96H21V97L17 96V97H19L18 100H19V99H21V100L24 99L25 102H26V101H28L27 98H28L29 96H32V98H35V97H36L37 100H38V99L41 100V101L43 102L42 104H45V102H46V103H47V102H50V103H49V107L52 106V107H54V108H55V106H53V105L50 106L51 101L53 100V98L50 99L51 96H52V97H57V96H55L56 94H57V95H58V94L60 95V94L62 93V94L60 95V98H61V96H62V98H63L62 101H63V104H65V105H61V104H60V103H62V101H60L59 104H60L61 106H64V108L62 107V111H64V112L66 113L65 110L67 109V106H68V107L70 106L69 109L72 108V107H71V104H72L73 102L71 103V101H73V99H72V100L70 99L71 101L68 100V98L71 97V95H72V94H69V90H70V93H72V91H71L70 87H68V86H69V83H71V81H73V79L71 78V81H70V82H67L68 80L63 81L62 79H64V78H65V79L68 78L67 75L70 74L71 72L73 73V72L75 71V70L72 71L71 69H72L73 65H76L75 62L80 61V59H79V60L77 59L78 61H74V59H73V61H74V63H75V64H73V65H71V64L73 63V61H72L71 63L68 62V61H66V62H67V65H68V63H69L68 66H71V69H70L71 72L68 73L66 70H63V69H65V66L62 67V68L59 67L60 64H65L66 62H65V63H60V62H59L60 60H59L58 63H55V64L52 63V62L54 61L53 58H55ZM58 57H59V56H58ZM74 57H75V56H74ZM79 57H78V58H79ZM92 57H94V56H92ZM92 57H90V58L92 59ZM105 57H106V56H105ZM107 57H109V56H107ZM107 57L105 58V60L110 61ZM114 57H115V56L112 57V58H113V59H112L113 61H111L110 63H113L115 66H114L113 64L110 65V64L108 63V65L105 67V66H104V62H105V61H104L103 63H100V64H101L100 66H104L103 68H105V69L107 68L108 71L106 70V73H103V74H105V75L100 76V78H103V79H101V80L98 79V80H99V82H101V81L103 82V80H105V83H107V88H102V86L104 85V83H103V85H102V84H101V85L99 84L100 86L98 85V87H101V88H94V87H93V88H94L93 93L90 94V95H92V98H93V99H92L93 101H91V104L88 103V102H90L89 100H86V99H89V98H90V97H89V96H90L89 94H88V98H87V97H83V96H82L83 94H79L78 92H75L74 90H73V91L75 92L74 94H75V98H76V100L79 99L77 103L79 104V102L82 101L81 98H79L78 96H77L78 98L76 97V94L78 93V94L81 95L83 98H86L85 100H86L87 103L89 104V107L92 108V110H94V109H100V108H101L100 111H102V106H103V104H105V105H106V104H107V105H111V106H112V107H111L112 109H115L116 107L118 108L117 105H119V106L121 105V106H122V105L124 104L126 107H128V109H130V111H131V113H132V117H133V118L130 119V120H129V118H131V117H128V118H127V117L125 116L126 114L124 113V117H126L124 120L127 119L126 121H128V122L125 124L126 126H125V125H123V127L121 126V127H122V128H121L122 133L120 132L121 134H123V135H125V136H128V138H127L128 140L125 141V142H129V143H130V146L127 145V148L129 147V150H130V148H131V151H132V152L129 151V152H127L128 154H124L125 152L122 153V151H123L124 149H123V150H120V152H118V150H117L118 148H117V146L115 147V143H114V145L111 143L112 145H110V146L107 147V148H108L107 153H108L109 157H110L112 160L117 161V162L119 163V166L117 167L118 170L115 172V174H117V175H116L117 178H116L115 180H117V179H121V180L123 181V182H122V184L124 185L123 187H124L126 190H127V189L130 190V189H129L130 186H132L133 184L139 183V182H141V184L139 183L140 186H142V184H144V183H145V184H150V185H151V184H155V186H157V190H156V189H155V190H156V191H159V192L162 193L163 195H164V194H167V195H168L167 197H169L168 200H169L170 202H171L172 199L170 198L169 194H171V196H172V194H173V195H174V196H173V197H174V200H175V199H176V200L178 199V200H179L178 202H180V203H182V202L184 203L185 201H186V202H190L191 200H194V202L196 203L195 200H197V197L194 195L196 192L193 191V189H195V188H197V187L191 188L192 190H190V189H187L186 187H190L191 185H189V186H186V185H188V184H192V185H193L194 182H200V183H202V184H199L201 188L204 187V186H206V189H207V187H208V189H209L208 192H209V191L211 192V194H207L209 197L206 196V197H208V199H207L206 197H205L206 199L204 198V199L206 200L205 204H206L207 202H209V203H212V204L214 205V207L211 206L212 208L215 209V207H217V208H218V207H224V208H226V210L229 209V210H230L229 212H231V211L234 212V211H236L237 208H239V207L242 208V207H243L242 205H244V203H242V204L239 205V202H240L239 200H238V201H239L238 203L236 202V205L238 206L237 208H236L235 206L233 207L234 204L231 205L232 200L234 201L235 199H236V200L239 199L238 195L240 194V192H238L239 194H238V193H237V194H234L235 191H236V189H234V185H235V184L237 185V182L235 183V181L233 180V181H234L233 183H235V184H233V189L235 190V191L233 192V194L230 195V196L227 195L228 197H222V196L225 195L227 192L225 191V192H226V193L224 192L225 194L222 193L221 188H220V185H221V184L219 185V183H218V182H220V181H218L217 184L214 182L215 184L212 185L211 178H213V177L215 178V176L212 175V176H213V177H212V176L210 175V173L213 172V174H214V171H212V169H210V170H211L210 172H209V171H206L205 173L208 174V172H209L208 175H210L211 177H210V176H206V175H203L204 168H206V167H205L206 164H208V163L211 164V162L213 163V161H214L215 159H217L216 156H218L219 153H221L220 155H222L223 151H225V152H227V154H228V149L233 148V147L236 148V150H235V148H233V149H234L233 153H232V150H233V149L231 150V153L233 154V156H234V155H235L236 157L238 156V159H237V160H239V159H240V160H244L243 166H242V165H241L242 167L240 166V171H239V173L236 175V176H237V177H236L237 179H238V177H239L240 182H242V179H243V181H244L245 178H244L243 176H245V175H247V174H248V176H249V175L252 173V169L250 168L251 166H255V168H256V167H263V168H264V127H263V128L261 127V128H262V129H261V128L258 127L259 125H255V124H254V127H253V124H252V127H251V126H249V123H250L249 121H250V120H247V121L249 122V123L247 124L249 127H247L246 129H244L243 134H241V133H242V131H241V133H240L239 135H238V134L236 135L235 132L237 131V129H238V132H239V130H241V127H240L239 124H238L239 120H238L237 124H236V123H233V121H235V120H237V119H239V118H242V116H241V115H238V113H237V112H238V110H237L238 108L236 109L237 106L235 105V108H233L232 111H233L234 109H236L237 112L234 111L233 113H236L238 116H236L235 114H232V113H231V112H232L231 110H230L231 112L229 111L230 113L227 112L228 109H226V111L223 110V113H222L221 110H220V112H221L222 114L218 112V113L220 114L218 117H215L214 115H212V116L210 115L211 118H209L210 116L208 115V116H209V117H208V118H209V119H208V124H210V123H211V125L213 124V122L210 121V119H211V120H214V121L216 122V124H213V128H214V126H216V125H218V126L221 125V127L224 128L223 130H217V129H219V128H216V127H217V126H216V127H215L216 129L214 128V129H215V133H216L217 131H220V132L218 133L219 135H215L214 138H210V139H209L208 136H209V135L211 136V134H213V133L210 132V130H209V128H208V130H209V131H208V134H209V132H210V134L208 135L207 132H206L207 129L205 130V128H204V129L202 128V127H204L205 124L207 123V122H206L205 124H202L204 120H207V117L204 115L205 117H203V119H204V118H205V119H204L203 121L200 120V114H201V112H200L199 108H202V107L198 106L199 103H198V105H197L196 102L199 101L198 99H197V101H194V103H196V105L198 106V108H197L196 105H195L196 107L194 108V107H193L194 105H192L193 103H191V102H189V101H187V100L185 99L186 95H185V97H183L184 99L181 97L182 100H179V98H180L179 95H180L181 93L178 94V91L183 92V91H185V90L182 91V90H180L179 86H176V88H177V87L179 88V90H178V88L176 89L175 86H174V89L176 90L177 93L173 91L174 93H172V94H175V93H176V95L179 96V98L176 96V97L178 98L179 101L175 100L176 98H174V97L172 98V97H171L172 99H169V98H166L165 100H161V99H159L158 102H155L154 99L151 98L152 96H150L148 90H146V89L144 88V87H147V85L149 84V83H148L149 79H148L147 81H145L146 79L143 80L145 83L147 82V83H146L147 85H145V83H144V84L141 83V85H142V84H143V86L145 85L144 87H143V86H139V85L136 86V85H133V84H128V86H131V85L136 86L135 89L132 88L133 86L130 87V88H132L133 91H131V89H129L130 91L126 89L127 84H125V83L130 82V81H126V82L124 83V80H121V81H123V84L125 85V88L122 86L123 84H118L117 81H120V80H117V81H116L117 84L111 83V82H113V80H116V79H113L114 77H115V78H118V77H119V79H120L121 77H123V73H124V71H123L124 69H122V68H120V69L123 71L122 76H120L121 74L118 73V71L120 70V69L118 68V67H119V64H117V61L114 62V59H116V57H115V58H114ZM119 57H118V58H119ZM133 57H134V56H133ZM133 57H132V58H133ZM174 57H175V58H174ZM201 57H202V56H200V61L202 60ZM220 57H221V55H220ZM226 57L228 58V60H229V62H230L231 60L229 59V56H226ZM231 57H232L231 59H233V56H231ZM237 57H240V56H237ZM0 58H1V57H0ZM4 58H3V61H4ZM11 58H12V57H11ZM22 58H24V57H22ZM33 58H34V57H33ZM36 58H37V56L35 57V59H36ZM56 58H57V57H56ZM59 58H60V57H59ZM63 58H60V59H63ZM90 58H89V60H91ZM142 58H144V59L142 60ZM244 58H243L242 60H245ZM6 59H8V58H6ZM20 59H21V58H20ZM20 59H19V60H20ZM39 59H40V57H39ZM39 59L37 58V60H39ZM96 59H97V58H96ZM98 59H100V57H99ZM103 59H104V58H103ZM103 59H102V60H103ZM188 59H190V57H189ZM195 59H196V58H195ZM207 59L204 61V64H205L206 61H209V62H210V60H207ZM212 59H213V58H212ZM223 59H224V58H223ZM10 60H11V59H10ZM14 60H15V59H14ZM19 60H18V58H17V60L15 61V63H16V62L18 63ZM42 60H43V58H42ZM64 60H67V58H65V59H63V60H61V61L63 62ZM71 60H72V58H71ZM82 60L84 61L85 59H82ZM87 60H88V59H87ZM117 60H118V59H117ZM125 60H124V61H125ZM132 60H133V59H132ZM145 60H146V59H145ZM145 60H144V61H145ZM157 60H158V59H157ZM185 60L187 61V59H185ZM192 60H193V59H192ZM220 60H221V59H219V61H220ZM228 60H226V58H225V61H226V62H227ZM237 60H238V59H237ZM240 60H241V58H240ZM240 60H239V62H240ZM30 61H31V60H30ZM34 61H35V60H34ZM69 61H70V60H69ZM122 61H123V60H122ZM127 61H126V62H127ZM135 61H136V60H135ZM135 61L132 62V64H133V63L136 64L137 61H136V62H135ZM155 61H156V60H155ZM155 61L153 60V61H150V62L153 63V62H155ZM158 61H161V60H158ZM189 61H190V60H189ZM196 61H198V59H197ZM216 61H218V60H216ZM219 61H218V62H219ZM222 61H223V60H221L220 62H222ZM5 62H7V61H4V63H5ZM9 62H10V61H9ZM12 62H13V61H12ZM21 62H22V61H21ZM23 62H25V61H23ZM23 62H22V63H23ZM38 62H39V61H38ZM50 62H51V63H50ZM80 62H81V64H86V63H87L86 61H85L86 63H84V62L82 63V61H80ZM80 62H79V64H80ZM99 62H101V60H100ZM126 62H124V63H126ZM146 62H148V60H147ZM156 62H157V61H156ZM181 62L184 63L185 61L182 60ZM212 62H213L214 64L216 63V62H214V60H213V61L210 62V65H211ZM246 62H248V63L246 64ZM1 63H2V62H0V65H1ZM4 63H3V65H5ZM7 63H8V62H7ZM7 63H6V64H7ZM15 63H13L14 65H12V66H15ZM22 63H20V64H21V65L24 64V66H25V63H23V64H22ZM27 63H29V62H27ZM34 63H35V62H32V64L29 63V65H34ZM36 63H37V62H36ZM39 63H40V62H39ZM59 63H60V64H59ZM120 63H121V62H120ZM122 63H123V62H122ZM122 63H121V64H122ZM185 63H186V62H185ZM190 63H191V61H190ZM192 63H193V65L195 64L193 61H192ZM192 63H191V65H192ZM223 63H224V61H223ZM223 63H222V65H223ZM8 64H9V63H8ZM20 64H19V65H20ZM43 64H44V63H43ZM43 64H42V65H43ZM58 64H59V65H58ZM81 64H80V65H81ZM89 64H91V62H90ZM102 64H103V65H102ZM116 64L118 65V67L116 66ZM160 64H162V63L160 62ZM160 64H158V65H160ZM187 64L190 66V64H189L188 62H187ZM197 64L200 65L201 63H197ZM206 64H207V63H206ZM230 64H231V63H230ZM232 64H233V63H232ZM232 64H231V65H232ZM235 64H236V62H234L233 65H235ZM238 64H240V63H238ZM243 64H242V65H243ZM3 65H2V66H3ZM39 65H40V64H39ZM39 65H34V66H39ZM56 65H57V66H56ZM126 65L128 66L127 63L124 64L123 66L127 67ZM130 65H131V64H130ZM138 65H140V62H139ZM143 65H145V64H143ZM143 65H141V69L143 68V67H142ZM158 65H157V68H158ZM162 65H165V63H163ZM162 65H161V66H162ZM173 65H175V66L177 65L176 68H175V66L173 67ZM181 65H182V64H180L179 66H181ZM185 65H186V64H185ZM195 65H196V64H195ZM195 65H194V67H196ZM201 65H202V64H201ZM207 65L209 66V64H207ZM216 65H218V64L216 63ZM222 65H221L220 68H222ZM228 65H229V63H228ZM228 65H227V63H225L224 66H228ZM236 65H237V64H236ZM236 65H235V66H236ZM2 66H0V67H2ZM8 66L10 67V65H8ZM8 66L6 67V65H5V66H4L5 68L3 67L4 69H2V68H0V69L3 70V71L7 69L8 72H9V67H8ZM12 66H11V67H12ZM47 66H48V65H47ZM47 66H46V67H47ZM68 66H67V67H68ZM83 66H84V65H83ZM83 66H81V67H83ZM111 66H114V67H111ZM121 66H122V65H121ZM132 66H133V65H132ZM134 66H135V65H134ZM149 66H152V65H149ZM153 66H154V65H153ZM161 66H160V67H161ZM189 66H188V67L186 66L187 69L184 70V71H187L188 68H189ZM202 66H203V65H202ZM202 66H200V67H202ZM204 66H206V65H204ZM208 66H207V67H208ZM213 66H214V65H213ZM235 66H234V67H235ZM239 66H240V68H238V70H239L242 74H244V72H242V71L240 70V69H241V64H240ZM11 67H10V68H11ZM21 67H23V66H21ZM21 67H19V68L22 69ZM30 67H31V66H30ZM44 67H45V66H44ZM46 67H45V69H46ZM50 67H49V68H50ZM67 67H66V68H67ZM79 67H80V66H79ZM94 67L97 69L98 66L95 65ZM128 67H129V66H128ZM145 67H146V66H145ZM155 67H156V66H155ZM160 67H159V69H160ZM163 67H164V66H163ZM165 67H164V68H165ZM181 67H182V66H181ZM190 67H191V66H190ZM209 67H210V66H209ZM211 67H212V66H211ZM216 67H219V66H216ZM234 67H233V68H234ZM237 67H238V65H237ZM237 67H235L234 69L237 70V69H236ZM13 68H14V67H13ZM13 68H12V71H11V73H10L11 75H12V73H14V72H13V70H14ZM15 68H18V67L15 66ZM25 68H26V67H25ZM42 68H43V67H42ZM68 68H69V67H68ZM85 68H86V66H84V68L81 69V70H83V73H84V70H86V73L88 72L87 69H85ZM89 68H90V66H89ZM130 68H132V67H130ZM134 68H135V67H134ZM134 68H132V69H134ZM136 68H137V67H136ZM136 68H135V69H136ZM153 68H154V67H153ZM182 68H183V67H182ZM184 68H185V67H184ZM203 68L205 69V67H203ZM223 68H227V67H223ZM228 68H229V66H228ZM23 69H24V67H23ZM23 69H22V70H23ZM39 69H40V68H39ZM99 69H100V68H99ZM99 69H97L96 71H99ZM125 69H126V68H125ZM135 69H134V70H135ZM139 69H140V68H139ZM139 69H137V70H139ZM144 69H145V68H144ZM149 69H150V68H149ZM159 69H155V70H156V71H155V74H157L156 72H157ZM192 69H193V68H192ZM196 69H197V68H196ZM196 69H195V70H196ZM199 69H201V68H199ZM210 69H211V68H210ZM215 69H216V68H215ZM234 69H231V67H230V70H234ZM15 70H16V69H15ZM28 70H29V69H28ZM62 70H63V73L66 71L68 74L65 72L64 75H56L57 73L62 72ZM67 70H68V69H67ZM78 70H79V68L77 69V71H78ZM81 70H79V71H81ZM126 70H128V69H126ZM126 70H125V71H126ZM137 70H135V72H136ZM151 70H152V69H151ZM161 70H162V68H161ZM167 70H168V68H167ZM177 70L179 71V70H181V68L179 67V69H177ZM177 70H176V71H177ZM205 70H206V69H205ZM207 70H208V69H207ZM212 70L214 71V68H213V67H212ZM212 70H211V71H212ZM219 70H220V69H218L217 71H219ZM223 70H224V69H223ZM3 71H2V72H3ZM24 71L26 72V70H24ZM24 71H23V72H24ZM37 71H41V70H37ZM43 71H44V70H43ZM46 71H47V70H46ZM94 71H95V69H94ZM102 71H103V70H102ZM130 71H131V70H130ZM143 71H144V70H142L141 72H143ZM145 71H146V69H145ZM149 71H150V70H147L148 74H149ZM163 71H165V70L163 69ZM168 71H169V70H168ZM172 71H173V70H172ZM178 71H177V72H178ZM189 71H191L190 68H189ZM196 71H197V70H196ZM202 71H203V70H202ZM208 71L210 72V70H208ZM217 71H216V72H217ZM227 71H229V70H227ZM8 72H7V73H8ZM19 72H20L19 70H18V71L16 70V71H15V75L17 76V74H19ZM41 72H42V71H41ZM41 72H40V73H41ZM81 72H82V71H81ZM119 72H120V71H119ZM131 72H132V71H131ZM137 72H138V71H137ZM137 72H136V74H138ZM139 72H140V71H139ZM141 72H140V73H141ZM151 72H152V71H151ZM158 72L161 73L160 70H159ZM165 72H166V71H165ZM173 72H174V71H173ZM177 72H176L175 74H177ZM179 72H180V71H179ZM179 72H178V74H179ZM193 72H194V71H193ZM204 72H206V71H204ZM204 72H203V73H204ZM220 72H221V71H220ZM231 72H232V71H230V73H231ZM235 72H237V71H235ZM240 72H237V73H238V76H239V73H240ZM0 73H1V72H0ZM5 73H6V72H3V78H1L0 81H3V80L6 81V79H8V80H10V82H11V79H10L9 77H8V78H7V77H4V76H6ZM20 73H22V72H20ZM47 73H48V71H47ZM51 73H49V78H50V79H51V75H52V76L54 75L53 73H52V74H51ZM63 73H62V74H63ZM75 73H76V72H75ZM75 73L72 74V75H74L73 78L79 75L76 79L78 80V82L81 83V79H82V77H81L80 75H82V73L79 74V73L77 72L78 75H76ZM91 73H92V72H91ZM99 73H100V71H99ZM101 73H102V72H101ZM125 73L127 74L128 71L125 72ZM125 73H124V74H125ZM163 73H164V72L161 73V76H162V77H164V74H163ZM167 73H168V72H167ZM169 73H170V71H169ZM180 73H181V72H180ZM188 73H189V72H188ZM195 73H196V76H197V75H198V72H195ZM201 73H202V72H201ZM224 73H225V71H224ZM228 73H229V72H228ZM228 73H225V75L228 74ZM230 73H229V74H230ZM247 73H248V72H247ZM50 74H51V75H50ZM92 74H94V73H92ZM95 74H98V73H95ZM95 74H94V75H90V74H89V75H85V74H83V76L85 75L86 78L83 77L84 80H82V81H86L87 78L89 79L90 77H94V78H92L93 81H94L95 77H97ZM118 74H119V75H118ZM128 74H130V73H128ZM134 74H135V73H131L130 75H134ZM136 74H135V76H136ZM143 74H144V73H143ZM145 74H146V76L149 77V75H148L147 73H145ZM158 74H159V73H158ZM162 74H163V75H162ZM178 74H177V77H178L177 80L179 81V79H182L180 82H183V81L185 80V79L183 78V77H185V75H183L182 78H179V76L181 77V75L179 74V76H178ZM182 74H187V73H182ZM205 74L207 75V72H206ZM214 74H216V73H214ZM220 74H222V73H220ZM229 74H228V75H229ZM232 74H233V72L231 73V76H230V77H232L234 74H235V76H236V73H234L233 75H232ZM251 74H252V73H251ZM72 75H70V77H71ZM99 75H101V74H99ZM99 75H98V76H99ZM130 75H129V76H130ZM172 75H173L172 77H171L170 75H168V76H170V79H169V80H171V78H175V76H176V75H174V73H173ZM187 75H189V74H187ZM208 75H210V74H208ZM211 75H212V76H211ZM211 75L209 76V77H211V78L216 76V75L213 76V74H211ZM218 75H219V74H218ZM225 75L223 76V74H222L221 77L223 76V77L225 78V77L227 76V75H226V76H225ZM249 75H250V73H249ZM249 75H248V76H249ZM63 76H64V77H63ZM126 76H127V75H126ZM150 76H151V75H150ZM161 76H159V77L161 78ZM190 76H191V79H190V80H192V79H193V78H192L193 75H189V77H190ZM202 76H205V75H202ZM202 76H198V77H199V78H200V77L202 78ZM0 77H1V76H0ZM44 77H45V79H44ZM61 77H62V78H61ZM124 77H125V76H124ZM124 77H123V78H124ZM131 77H133V76H131ZM138 77H140V79L142 78L141 75H139V76H137V77H135V78H138ZM177 77H176V78H177ZM187 77H188V76H187ZM198 77H196V79H197ZM205 77H206V76H205ZM216 77H217V76H216ZM236 77H237V76H236ZM236 77H235V78L233 77V79L231 78L232 81H233L234 79H237ZM244 77H245V75H243V78H244ZM97 78H98V77H97ZM133 78H134V77H133ZM133 78H132V79H133ZM153 78H155V77H153ZM157 78H158V76H156L155 79H151V80H153V81H154V80H157V81H158L160 78H158V79H157ZM168 78H169V77H168ZM176 78H175V79H176ZM224 78H223V79H224ZM239 78H240V76H239ZM245 78H246V77H245ZM13 79H12V80H13ZM76 79H74V81H76ZM85 79H86V80H85ZM125 79H126V78H125ZM129 79L132 81L131 78H129ZM161 79H162V78H161ZM164 79H165V78H163L162 80H164ZM183 79H184V80H183ZM196 79H195V80H196ZM207 79H208V77H207ZM207 79H206V80L203 79V80H205V81H209V80H207ZM209 79H210V78H209ZM216 79H217L218 82H221V81H222L221 79H220L221 81H219V80H218V79H219L218 77H217ZM225 79H226V81L229 80V76H228V79H227V78H225ZM240 79H241V78H240ZM240 79H239V81L236 80L237 83H238V84L236 83L237 85H240V83H239V82H240ZM248 79H249V78H248ZM248 79H247V80H248ZM69 80H70V78H69ZM98 80L96 79V81H98ZM127 80H128V79H127ZM162 80H161V81H162ZM169 80H168V81H169ZM190 80L186 81V83L188 84V83L190 82ZM195 80H194V81H195ZM199 80H200V79H199ZM249 80H250V79H249ZM255 80L252 81L253 83H252L251 81H250V82L254 85ZM5 81H4V83H5ZM47 81H48V80H47ZM106 81H107V82H106ZM135 81H136V80H135ZM138 81L141 82V80H139V79H138ZM143 81H142V82H143ZM157 81H156V82H157ZM159 81H160V80H159ZM164 81H167V80L165 79ZM173 81H174V80H173ZM175 81H176V80H175ZM175 81H174V82H175ZM194 81H191V82H192L193 84H195ZM197 81H198V80H197ZM200 81H201V80H200ZM213 81H214V79H213ZM215 81H216V80H215ZM215 81L212 83V87H214V85H215ZM223 81H224V80H223ZM232 81H231V82H232ZM234 81H235V80H234ZM243 81H244V80H243ZM10 82H9V83H10ZM23 82H24L25 84H24ZM27 82H28V83H27ZM48 82H49V81H48ZM66 82H67V83H66ZM78 82H77V83H78ZM90 82H92V81H90ZM151 82H152V81H151ZM180 82H179V83H180ZM191 82H190V83H191ZM210 82H212V81L210 80ZM227 82H229V81H227ZM231 82H230V83H231ZM247 82H249V81H246V83H247ZM75 83H76V82H75ZM77 83L74 84V86L77 85ZM85 83H86V82H85ZM85 83H84V84H85ZM94 83H95V82H94ZM94 83H92V84H94ZM119 83H120V82H119ZM130 83H132V82H130ZM133 83H136V82H133ZM137 83H138V82H137ZM152 83H154V82H152ZM152 83H151V84H152ZM163 83H164V85H165V82H162L160 85H162ZM167 83H168V82H166V86L168 87V84H167ZM169 83H170V82H169ZM175 83H176V82H175ZM246 83H245V84H246ZM0 84H1V83H0ZM2 84H3V83H2ZM2 84H1V85H2ZM87 84L89 85L90 83L88 82ZM97 84H98V83H97ZM97 84H96V86H97ZM138 84H140V83H138ZM151 84H149V85L151 86ZM157 84L159 85V83H157ZM171 84H172V83L169 84L170 88H171V87L173 88V85H176V84H174V83H173V85H171ZM180 84H181V83H180ZM182 84H184V82H183ZM193 84H191V87H190V88H193V87H194ZM196 84H197V82H196ZM196 84H195V85H196ZM198 84H199V82H198ZM198 84H197V85H198ZM201 84H203V82H202ZM205 84H206V83L203 84L204 87H205ZM213 84H214V85H213ZM217 84H218V83H217ZM220 84H221V83H220ZM222 84H224V83L222 82ZM225 84H226V83H225ZM227 84H229V83H227ZM241 84H242V82H241ZM245 84H244V87H245L248 83H247L246 85H245ZM7 85H8V84H7ZM9 85H12V84H9ZM13 85H12V86H13ZM82 85H83V84H82ZM90 85H91V84H90ZM105 85H106V84H105ZM149 85H148V86H149ZM153 85H154L153 87H155V84H153ZM158 85H156V86H158ZM164 85H163V87H164ZM177 85H178V84H177ZM185 85H186V84H185ZM189 85H190V84H189ZM189 85H188V86H189ZM192 85H193V87H192ZM197 85L195 86L196 88H194V90H193V89H190V90H193V91H195V89H198V90H199L200 88H199ZM199 85H200V84H199ZM208 85H209V82H208ZM12 86H10V87H12ZM74 86L71 87V88L73 89ZM188 86H183V87H182V85H181L180 87L183 88V89H184V87H185V88L187 87L186 90H188V89H189ZM200 86H202V85H200ZM218 86H219V84H218ZM218 86L216 85L214 88L216 89V87H218ZM221 86H224V85H221ZM228 86H229V88H230V90H231L230 85H228ZM228 86H227V87H228ZM231 86H232V84H231ZM251 86H252V85H251ZM257 86H258V85H257ZM57 87H58V89H57ZM77 87L80 88L81 86H76V88H74V89H76V91H77ZM85 87H87L86 84H85ZM85 87H83V89L86 90ZM90 87H91V86H90ZM202 87H203V86H202ZM207 87H208V86H207ZM219 87H220V86H219ZM219 87H218V89H219ZM233 87H234V90H233V89H232V90L234 91V94L232 93L233 91L231 92V95L233 94V96H232V97H233L232 100H234V101H235V100H238V101L240 102L238 107L241 109L242 107H244V104H245V102H244V98H241V94H242V93L244 94V91H242L243 89H240L241 87H238V86H237V88H238V89H237V88H236V85L234 86V82H233ZM233 87H232V88H233ZM247 87L250 88V85H247ZM253 87H254V86H253ZM2 88H3V87H2ZM5 88H6V85H5ZM81 88H82V87H81ZM88 88H89V87H87V89H88ZM127 88H128V87H127ZM158 88H160V87H158ZM214 88H213V89H214ZM220 88H223V87H220ZM7 89H9V86H8ZM13 89H12V90H13ZM150 89H151V88H150ZM154 89H156V87H155ZM161 89H162V88H161ZM167 89H168V88H167ZM205 89L207 90V88H205ZM209 89H212V88H211V84H210ZM209 89H208V90H209ZM213 89H212V90H213ZM223 89H224V90H227L226 87L223 88ZM251 89H252V88H251ZM251 89H250V90L247 89V90L250 91V92L254 91V92H255V93L253 92L254 96L252 95V93H251L250 95H252V97H254V98L257 99L258 96L255 97L256 92L258 91V90H256L257 88L255 89L256 91L253 90V89H252V91H251ZM2 90H3V89H2ZM2 90H1V92H2ZM9 90H10V89H9ZM9 90H8V91H9ZM57 90L61 91V93H59V91H57ZM85 90L82 91V90L79 89V92L82 91V93L87 94V93H86L87 90H86V91H85ZM134 90H136V91H134ZM159 90H160V89H159ZM159 90H157V91L153 90V91H155V92H153L152 90H150V91L153 92L152 95H153V97H155V100L158 98L157 95H158V91H159ZM163 90L165 91V88H164ZM163 90H162V91H163ZM170 90H171V89H170ZM170 90H169V91H170ZM198 90H197V94H198ZM200 90H201V89H200ZM200 90H199V91H200ZM206 90H205V91H206ZM212 90H211V91H212ZM216 90H217V89H216ZM216 90H215V91H216ZM219 90H220V89H219ZM224 90H223V91H224ZM228 90H229V89H228ZM240 90H241V91H240ZM244 90H245V88H244ZM259 90H260V89H259ZM263 90H264V89H263ZM8 91H7V92H8ZM90 91H91V88H90ZM162 91H160V92H162ZM171 91H172V90H171ZM209 91H210V90H209ZM223 91H222V92H223ZM248 91H245V92H248ZM260 91H262V90H260ZM260 91H258L257 94H258ZM3 92L7 93V92H6V89H5V91H3ZM10 92H11V91H10ZM10 92H9V94H8L9 96H10ZM91 92H92V91H91ZM185 92H186V91H185ZM185 92H183V93H185ZM188 92H189V91H188ZM201 92H203V91L201 90L200 93H201ZM212 92H213V91H212ZM217 92H218V91H217ZM217 92H216V93H217ZM226 92H227V91H226ZM250 92H249V93H250ZM5 93H4V94H5ZM23 93L26 94L25 96H27V98L23 95ZM88 93H89V92H88ZM155 93H157V94H155ZM183 93H182V94H183ZM203 93H204V92H203ZM203 93H202V95H205V94H203ZM205 93L208 94L209 92L207 93V91H206ZM216 93L214 92V93H212V94L214 95V94H216ZM218 93H219V92H218ZM223 93L225 94V92H223ZM228 93H229V92H228ZM228 93H227V95H228ZM261 93H262V92H261ZM0 94H1V93H0ZM4 94L0 95L1 98L4 97L3 100L1 99L2 101H4L5 99H7V97H9V96L6 97ZM68 94H69L70 96H68ZM164 94H165V92H164L162 95H164ZM167 94H168V93H167ZM172 94L170 95V92H169L168 95H169V96H172ZM186 94H188V93L186 92ZM210 94H211V93H209V96H211V97L207 96V99L210 98V100L208 99L207 101H209V103H210V102L213 103L214 100L211 101V98H212L213 96H212V94H211V95H210ZM154 95H155V96H154ZM162 95H160L159 98H160ZM183 95H184V94H183ZM189 95H190V93H189ZM191 95H192V94H191ZM202 95L200 96L201 99H202V97H205V96H206V95H205V96H202ZM218 95H219V94H218ZM225 95H226V94H225ZM225 95L222 96V94L220 93L219 96L227 97V96H225ZM245 95H246V93L244 94V96H245ZM248 95H249V94H248ZM258 95H259V94H258ZM12 96H13V95L11 94V96H10V97H11V99H10V101H11L10 103H11V104H12V101H14L13 99L15 98V95L13 96L14 98H13ZM33 96H34V97H33ZM122 96H124V98H123ZM181 96H182V95H181ZM246 96H247V95H246ZM259 96H260V95H259ZM262 96H264L263 93H262ZM5 97H6V98H5ZM10 97H9V98H10ZM119 97H120V98L122 97V99H124V100H120ZM163 97H166V96H163ZM163 97H161V98L163 99ZM191 97H192V96H191ZM214 97H215V96H214ZM214 97H213V98H214ZM217 97H218V96H216L215 98H216V99H219V98H220V97H218V98H217ZM222 97H221V98H222ZM248 97H249V96H248ZM252 97H251V99H253V101H254V98H252ZM25 98H26V99H25ZM29 98H31V97H29ZM57 98H59V97H57ZM118 98H119V99H118ZM181 98H180V99H181ZM186 98H187V97H186ZM192 98H193V97H192ZM205 98H206V97H205ZM205 98H204V99H205ZM213 98H212V99H213ZM221 98H220V100H218V101H221ZM261 98H262V97H261ZM36 99H34V100H36ZM188 99H189V98H188ZM194 99H195V98H194ZM251 99H249V100H250L249 103H250V102H253V101H251ZM262 99H264V97H263ZM7 100L9 101V99H7ZM7 100H6L5 102H7ZM18 100H16V101H18ZM21 100H20V101H21ZM24 100H23V102H24ZM30 100L32 101L33 99H30ZM37 100H36V101H37ZM50 100H51V101H50ZM57 100H58V99H57ZM76 100H75V101H76ZM90 100H91V99H90ZM169 100H170V102H169ZM190 100H191V99H190ZM195 100H196V99H195ZM223 100H227V99H226V98H225V99L223 98ZM223 100H222V102H224ZM259 100L261 101V99H259ZM2 101H1L0 103H2ZM191 101H193V99H192ZM229 101H231V100H230V93H229V99H228V103L230 104ZM260 101H259V102H260ZM25 102H24V103H25ZM28 102H29V101H28ZM28 102H26V104H27ZM52 102H53V101H52ZM55 102H56V101H55ZM121 102H122V103L125 102V103L122 104ZM199 102L201 103V101H199ZM222 102H221V104H223ZM226 102H227V101H226ZM259 102H258V103H259ZM14 103H15V101H14ZM14 103L12 104L13 106H14ZM21 103H22V101H21ZM21 103H19L20 106H22V105L24 104V103H23V104H21ZM34 103L37 104L38 102H34ZM34 103H32V106L35 107L36 104L33 105ZM87 103H86V105H87ZM119 103H121V104H119ZM165 103H166V104H165ZM209 103H207V104H208V105L212 104V103H210V104H209ZM218 103H219V102H218ZM218 103H217V106H219V107H217V106H215V107H217V108L220 109V106L222 107L223 105H220V104L218 105ZM232 103H233V102H232ZM256 103H257V102H256ZM258 103H257V104H258ZM7 104H8V102H7ZM7 104H6V106H7ZM11 104H10V105H11ZM53 104H54V103H53ZM75 104H76V103H75ZM78 104H76V105H78ZM84 104H85V103H84ZM205 104H206V102H205ZM207 104H206V105H207ZM213 104H215V102H214ZM213 104H212V105H213ZM224 104H226V103L224 102ZM234 104H235V102H234ZM234 104H232V106H234ZM236 104H237V102H236ZM250 104H252V103H250ZM254 104H255V103H254ZM254 104H252V105H254ZM261 104H262V103L258 104V106L261 105ZM263 104H264V103H263ZM1 105H2V104H1ZM27 105H28L27 107H29V104H27ZM38 105H39V104H38ZM38 105H37V106H38ZM45 105H46V104H45ZM56 105H58V102L56 103ZM76 105H75V106H76ZM203 105H204V104H203ZM203 105H202V106H203ZM208 105H207V107H208ZM255 105H256V104H255ZM3 106L5 107V104H4V103H3ZM3 106H2L1 108L4 109ZM20 106H19V107L16 106V107H17V108H20ZM40 106H41V105H40ZM79 106H80V105H79ZM81 106H85V105L82 104ZM81 106H80V108H79V107L76 108V109H77L76 111L81 110V109H82V111H85V110H83V108H82ZM113 106H116V107L113 108ZM121 106H120V107H121ZM224 106H225V105H224ZM256 106H257V105H256ZM258 106H257V112H258ZM9 107H10V106H9ZM23 107H25V106H23ZM30 107H31V106H30ZM30 107L28 108L29 111H30ZM57 107H58V106H56V108H57ZM65 107H66V108H65ZM89 107H88V108H89ZM122 107H124V106H122ZM213 107H214V105H213ZM213 107H211V108H213ZM225 107H226V106H225ZM225 107H224V108H225ZM228 107H229V106H228ZM228 107H226V108H228ZM247 107H249V104H247ZM253 107H255V106H253ZM1 108H0V109H1ZM13 108L16 109V110H18L17 108H15V106H14ZM46 108H48L47 105H46L45 109H46ZM60 108H61V107H60ZM85 108H86V107H85ZM91 108H89V110H90ZM103 108H104V107H103ZM117 108H116V110L119 109V108H118V109H117ZM209 108H210V106H209ZM217 108H216V111H215V112L218 111ZM244 108H245L246 110H248V108H246V107H244ZM244 108H243V110H244ZM259 108H260V107H259ZM6 109H8V108H5V109H4L5 112H6ZM11 109H12V107H11ZM28 109H26V110L28 111ZM31 109H32V108H31ZM34 109H35V108H34ZM36 109H37V108H36ZM38 109H39V108H38ZM41 109H42V108H41ZM43 109H44V107H43ZM45 109H44V112L47 110V109H46V110H45ZM52 109H53V108H52ZM52 109H50L49 111L54 112ZM64 109H65V110H64ZM86 109H87V108H86ZM124 109H125V108H124ZM124 109H122V110H124ZM196 109H198V112H200V114H199L197 111L195 112ZM202 109H205V108H202ZM206 109H208V108H206ZM206 109L204 110V112L206 111ZM229 109H230V108H229ZM1 110H2V109H1ZM4 110H3V111H4ZM9 110H10V109H9ZM16 110H15V111H16ZM55 110L57 111L58 108L55 109ZM60 110H61V109H59V111H60ZM73 110H74L73 113H75V116H76L77 113H76V111H75V108H74V109L72 108V111H73ZM109 110H110V106H109V109H108V110H107V109H106V110L104 109L103 111L106 112V111H109ZM119 110H121V109H119ZM119 110H118V112L116 111V112H117L116 114H118L119 112H121V111H119ZM212 110H213V109H212ZM241 110H242V109H241ZM241 110H240V111H241ZM251 110H252V109L250 108V111H251ZM253 110H254V108H253ZM263 110H264V109H261V112H260L261 117L264 116V115H262V112H263V114H264V111H263ZM3 111H2V112H3ZM7 111H8V110H7ZM15 111L13 112L14 115H12V116H15L14 118H18V114H19L21 111H24V110L21 109V111H20L18 114H17V112H15ZM35 111H36V110H35ZM41 111H42V110H41ZM62 111H61V112H62ZM67 111H68V109H67ZM69 111H71V110H69ZM96 111H97V110H96ZM98 111H99V110H98ZM100 111H99V112H100ZM124 111H126V109H125ZM127 111H128V110H127ZM201 111H202V113H203V110H201ZM207 111H208V110H207ZM207 111H206V112H207ZM240 111H239V112H240ZM250 111H249V112H248V111H245V112H248V113L250 114ZM259 111H260V109H259ZM25 112H26V111H25ZM44 112L42 113L43 115L46 114V113H44ZM78 112H80V113H79V116H77V118L79 117L78 119L81 120L80 116H82V115H80V114H82V113H84V112H81V111H78ZM90 112H91V111H89V115H90ZM92 112H94V111H92ZM104 112H103V113H104ZM251 112H253V111H251ZM254 112H255V110H254ZM3 113H4V112H3ZM9 113H10V112H9ZM9 113H8V114H9ZM13 113L11 112L10 114H13ZM15 113H16V115H15ZM32 113H33V112H32ZM32 113L30 112V114H32ZM35 113H36V112H35ZM35 113H33V114H35ZM38 113H39V112H38ZM58 113H59V112H58ZM58 113H57V115H55V116H59L60 113H59V114H58ZM65 113H62V114H65ZM86 113H88V111H87ZM95 113H98V112H95ZM106 113H107V112H106ZM106 113H105V116H102V115H104V114H101V115H100L99 113H98V115H100V117H106V116H107ZM122 113H123V112H122ZM208 113H209V111H208ZM208 113H207V114H208ZM212 113L215 114L213 111H211V114H212ZM240 113H241V114L243 115V117H244V114H243L244 111H242V112H240ZM8 114H7V115H8ZM27 114L29 115L28 112H27ZM40 114H41V112H40ZM50 114H51V113H50ZM50 114H49V115H50ZM52 114H53V113H52ZM54 114H56V112H54ZM54 114H53V115H54ZM93 114H94V113H93ZM119 114H121V113H119ZM128 114H129V112L127 113V116H129ZM205 114H206V113H205ZM207 114H206V115H207ZM252 114H253V113H252ZM254 114H255V113H254ZM256 114H258V113H256ZM260 114H259V115H260ZM0 115H1L0 117H3V116H4V114L2 115L1 113H0ZM7 115L4 116V118H6ZM19 115H20V114H19ZM23 115H24V114H23ZM60 115H61V114H60ZM67 115H68V114H67ZM77 115H78V114H77ZM83 115H85V114H83ZM87 115H88V114L85 115L86 117L84 116L86 119H87ZM95 115H96V114H95ZM130 115H131V114H130ZM217 115H218V114H216V116H217ZM259 115H257V116H259ZM8 116H10V115H8ZM16 116H17V117H16ZM20 116H22V114H21ZM20 116H19V117H20ZM29 116H30V115H29ZM35 116H36V115H35ZM35 116H34V117H35ZM44 116L47 117V116H48V113H47L46 115H44ZM50 116H51V119H50V120L53 122V120H54L53 118H54V117H53L52 115H50ZM50 116H49V117H50ZM64 116H65V115H64ZM68 116H69V115H68ZM117 116H118V115H117ZM136 116H137V118H136ZM201 116H202V115H201ZM246 116H247V114H246ZM254 116H255V115H254ZM10 117H11V116H10ZM25 117H27V116L24 115V116H22L21 118H25ZM30 117H31V116H30ZM30 117H29V118H30ZM42 117H43V116H42ZM46 117H45V121H46ZM71 117H73V116H71ZM71 117L69 116V120H71ZM214 117H215V118H214ZM247 117H248V116H247ZM247 117H246V119H247ZM259 117H260V116H259ZM4 118H3V122L6 123V124H8L7 122H8L9 120H14V119H9V118H8L9 120H8L7 122H5L6 119H4ZM11 118H12V117H11ZM29 118H28V119H29ZM47 118H48V117H47ZM55 118L59 120L58 117H55ZM62 118H63V116L61 115L60 120H61ZM65 118H66V117H65ZM92 118H95V117H92ZM98 118H99V117H98ZM107 118H108V116H107ZM111 118H112V116L109 118V120H110ZM122 118H123V117H122ZM122 118H120V119H122ZM135 118H136V119H135ZM213 118H214V119H213ZM244 118H245V117H244ZM252 118H253V117H252ZM1 119H2V118H1ZM1 119H0V122H1ZM26 119H27V118H26ZM26 119H22V122H23V120H26ZM28 119H27V120H28ZM82 119H83V117H82ZM86 119H85V120H86ZM88 119H89V118H88ZM88 119H87V120H88ZM96 119H97V118H96ZM96 119H95V120H96ZM103 119H105V118H100V119H99V120H100V123H101L102 121L105 122V120H103ZM120 119H119V121H121V122H119V123H120L119 125H122L121 123H123V122H122L123 119H122V120H120ZM221 119H222V121L225 122V123H222ZM29 120H31V119H29ZM32 120H33V119H32ZM34 120H35V119H34ZM41 120H43V119H41ZM69 120H68V121H69ZM72 120H74V119L72 118ZM79 120H78V121H79ZM89 120H90V119H89ZM93 120H94V119H92V121H91L92 123H93ZM109 120H107V121H108L107 123H109ZM124 120H123V121H124ZM195 120H196L197 123L194 122ZM15 121H16V120L13 121L14 124L12 123L13 125H12L10 128H12L13 126H15ZM17 121L19 122V120H17ZM35 121H36V120H35ZM45 121H44V122H45ZM62 121L64 122V120H62ZM110 121H111V120H110ZM145 121H147V122H145ZM240 121H241V120H240ZM3 122H2V123H3ZM20 122H21V121H20ZM22 122H21V123H22ZM31 122H34V121H29V122H28L29 127L31 126ZM44 122H43V123H42V122L39 123V121H37V123H39L41 126H42V124L45 125L46 122H45V123H44ZM48 122H49V121H47V123H48ZM56 122H57V121H56ZM80 122H81V121H80ZM84 122H85V121H84ZM84 122H81V123L83 124ZM94 122H95V121H94ZM97 122H99V121H97ZM103 122H102V123H103ZM209 122H210V123H209ZM251 122H252V121H251ZM259 122H260V120H259ZM261 122H262V124H264V121H261ZM16 123H17V122H16ZM21 123H19V124H21ZM35 123H36V122H35ZM41 123H42V124H41ZM49 123H50V122H49ZM53 123H55V122H53ZM64 123H66V122H64ZM64 123H63V124H64ZM69 123H70V121H69ZM72 123H73V121H72ZM74 123H75V122H74ZM92 123H90V125H92ZM95 123H96V122H95ZM95 123H94L93 125H95ZM100 123H98V124H100ZM110 123H111V122H110ZM110 123H109V124H110ZM144 123H145V124L147 123V124L144 125ZM231 123H232L233 125L236 124L235 127H237V125H238L240 128L230 129V126H229V125H231ZM243 123H244V124H243ZM243 123H241V125H244V126H245L246 121L243 122ZM9 124H10V122H9ZM9 124H8V126H10ZM25 124H26V123H25ZM76 124H77V121H76ZM78 124H79V122H78ZM85 124H87V123L85 122L84 125H80L81 127L83 126L82 129L85 128V126H86V129H87V127H90L89 125L87 126V125H85ZM98 124H97V125H98ZM112 124H113V122H112ZM115 124H116V122H115ZM257 124H259L258 121H257ZM67 125H69V126L71 127L70 124H67ZM104 125H105V124H103V126H102L103 128H105ZM119 125L117 126V124H116L117 127H119ZM206 125H207V124H206ZM260 125H261V124H260ZM2 126H3V125H2ZM2 126L0 125V128H1ZM8 126H7V127H8ZM24 126H25V125H24ZM32 126H33V125H32ZM36 126H37V125H36ZM36 126H33V127H32L33 132H34V129H33V128H36ZM47 126H48V125H47ZM50 126H51V125H50ZM58 126H59V125H58ZM69 126H68L67 128H69ZM106 126H108V125H106ZM109 126H110V125H109ZM145 126H147V128H148V129H147V130H148V133L151 132V131H149V129L152 130V132H151L152 135H150V134H148V135H150V136L152 137V139L154 138V140H155V138H157V140H156V141H157V145H158L157 148L155 147L156 142H155V144H154V143L151 144V142H153V141L148 140V138H147V140L144 139V135H145L146 133H145V131H144L143 128H144ZM207 126H208V125H207ZM244 126H243V127H244ZM255 126H257L258 128H257V127L255 128ZM5 127H6V126H5ZM7 127H6V128H7ZM21 127H22V129H21V128H18V126L15 127V128L21 129V130L24 132V129H23V128H27L28 126L23 127V123H22V126H21ZM37 127L40 128L39 126H37ZM42 127H46V126H42ZM51 127H52V129H54L53 125H52ZM51 127H50V128H51ZM55 127H56V126H55ZM59 127H60V126H59ZM63 127H64V126H63ZM95 127H96V126H95ZM102 127H101V128H102ZM221 127H220V128H221ZM243 127H242V129H243ZM245 127H246V126H245ZM2 128H3V127H2ZM10 128H8V129H10ZM71 128H72V127H71ZM73 128H74V127H73ZM92 128H93V127H92ZM92 128H91V129H92ZM96 128H97V127H96ZM112 128H113V127H112ZM145 128H146V127H145ZM213 128L210 127L211 130H212ZM233 128H234V126H233ZM3 129H4V128H3ZM8 129H6L7 132L9 131ZM13 129H14V127H13ZM61 129H64V128H62V126H61ZM65 129H66V128H65ZM82 129H81V130H82ZM86 129H85V130H86ZM97 129H98V128H97ZM108 129H109V127H108ZM108 129H107V130H108ZM116 129H119V128H116ZM21 130H20V131H21ZM38 130H39V129H38ZM44 130H46V129H44ZM47 130H51V129H47ZM56 130H57V129H56ZM66 130H67V129H66ZM76 130H78V129H76ZM109 130H110V129H109ZM119 130H120V129H119ZM147 130H146V131H147ZM204 130H205V131H204ZM216 130H217V131H216ZM12 131H13V130H12ZM14 131H15V130H14ZM39 131H40V130H39ZM57 131H58V130H57ZM67 131H68V130H67ZM67 131H66V132H67ZM79 131H80V130H79ZM82 131H83V130H82ZM86 131H88V130H86ZM105 131H106V129H105ZM112 131H113V130H111L110 132H112ZM189 131H190V132L192 131V133L189 134ZM3 132H4V131H3ZM3 132H0V133H3ZM5 132H6V131H5ZM43 132H44V131L42 130L41 133H43ZM45 132H46V131H45ZM58 132L60 133V131H58ZM66 132H65V133H66ZM71 132H72V131H71ZM73 132H75V130H73ZM73 132H72V133H73ZM83 132H84V131H83ZM101 132H102V131H100L99 133H101ZM110 132H109L108 135L111 134ZM12 133H13V132H11V134H12ZM29 133H30V132H29ZM31 133H32V132H31ZM36 133H37V132H36ZM41 133H39V134H41ZM46 133H47V132H46ZM48 133H50V131H49ZM54 133H56V131H55ZM63 133H64V132H63ZM65 133H64V134H65ZM67 133H69V132H67ZM72 133L70 134V135H71V138L73 137V136H72ZM76 133H77V132H76ZM87 133L89 134V132H87ZM99 133H98V134H99ZM104 133H105V132H104ZM112 133H113V132H112ZM118 133H119V132H118ZM236 133H237V132H236ZM8 134H9V133H8ZM15 134H17V133H15ZM20 134H21V133H20ZM27 134H28V132H27ZM27 134H26V135H27ZM39 134H38V135H39ZM64 134H63V135H64ZM90 134H91V133H90ZM93 134H94V133H93ZM96 134H97V133H96V131H95V136H96ZM114 134H115V133H114ZM186 134H187V135H186ZM188 134H189V135H188ZM205 134H207V136H206ZM2 135H3V134H2ZM2 135H1V136H2ZM5 135H6V134H5ZM12 135H13V134H12ZM12 135H10V136H12ZM23 135H24V134H23ZM31 135L33 136V134H31ZM44 135H48V134H44ZM53 135H54V134H53ZM56 135H57V134H56ZM58 135H60V134H58ZM65 135H66V134H65ZM65 135H64V136H65ZM76 135H79V136H80L79 133L76 134ZM86 135H87V134H86ZM101 135H102V133H101ZM101 135H100V136H101ZM116 135H117V134H116ZM148 135L145 136V137H149ZM3 136H4V135H3ZM20 136H21V135H20ZM29 136H30V134H29ZM32 136H31V137H32ZM35 136H37V134H35ZM39 136H40V135H39ZM61 136H62V135H61ZM81 136H83V135H81ZM81 136H80V137H81ZM90 136H92V135H90ZM90 136H89V138H90ZM95 136H94L93 138H90V139H93L92 142H93L94 144H96L95 141H97V140L100 138L99 135H98L99 138H98L97 140L95 139V141H94V138L97 137V136H96V137H95ZM5 137H8V136H5ZM25 137H26V136H25ZM37 137H38V136H37ZM46 137H48V136H46ZM46 137H45V138H46ZM52 137H53V136H52ZM62 137H63V136H62ZM74 137H75V136H74ZM80 137H77V138H80ZM105 137H106V136H105ZM108 137H109V136H108ZM108 137H106V139H107ZM151 137H149V139H150ZM211 137H212V136H211ZM0 138H1V137H0ZM2 138H3V137H2ZM14 138H15V137H14ZM14 138H13V140H14ZM21 138H23V137H21ZM29 138H30V137H29ZM45 138H43V140H44ZM49 138H50V140H51V137H50V136H49ZM65 138H66V137H65ZM65 138H64V139H65ZM85 138H86V136H85ZM117 138H120V137H117ZM122 138H123V136H122ZM136 138H137L138 140H140V141H142V140L144 139L145 145H143V144H140V145L136 144V143H138V140H137V141L135 140ZM228 138L232 139V141H233V145H231V141H230V139H229V141H227ZM4 139H5V138H4ZM4 139H3V140H4ZM7 139H8V138L5 139L6 141H5V140H4V141L7 142ZM11 139H12V138H11ZM16 139H17V138H16ZM23 139H24L23 142H24L25 140H27V139H25V138H23ZM46 139H47V138H46ZM53 139H55V138H53ZM62 139H63V138H61V140H62ZM69 139H70V138H69ZM73 139H74V138H73ZM81 139H84V137H82ZM90 139H89V141H91ZM109 139H110V138H109ZM111 139L113 140V139H116V138L113 137V138H111ZM123 139H125V138H123ZM141 139H142V140H141ZM181 139H183L182 141L185 140V143H187V145H189L188 147L191 146V147L194 148V149H192V150H194L193 152H195L196 150H197V152H200V156H199V153L196 154L197 156H199V157H197V160H194L195 157H193L194 159H192V160H191V159L188 160V156H186L187 159L185 158V156H179L181 153H180V154L178 153V155H176V153L173 152V155H174V154L176 155V156H175V155L173 156V155H170V154H169V153H170V150H169V153H168L165 149H163L164 147H166V148H167V147H171L172 144H173V145H174V144L176 145L175 142H177L178 140H179V142H182V141H180ZM205 139L207 140V143H208V139H209V143L212 145V146H211V145H209V146L213 147V150H214V151H212V152H208V149H204L203 147H201V146H203V145L205 146V144H206V143H205L206 141L204 142ZM244 139L248 140V143H250V145L247 144L249 148H246V147H244V146L242 145ZM0 140H1V139H0ZM8 140H9V139H8ZM19 140H20V141H19ZM19 140H18V141H19V144H20L21 139H19ZM29 140H30V139H28V141H29ZM34 140H35V139H34ZM50 140L48 141L49 143H50ZM56 140H57V139H56ZM65 140H68V136H67V139H65ZM86 140H87V139H86ZM117 140H120V139H117ZM117 140H116V141H117ZM201 140H203V142H204L203 145H201L202 142L200 143ZM10 141H11V140H9L8 142H10ZM28 141H27V142H28ZM37 141H38V138H37ZM62 141H63V140H62ZM70 141H71V140H70ZM74 141H75V140H74ZM83 141H84V140H83ZM103 141H104V140H103ZM108 141H109V140H108ZM108 141H107V142H108ZM1 142H2V141H1ZM8 142H7V143H8ZM11 142H12V141H11ZM11 142H10V143H11ZM14 142H15V141H14ZM35 142H36V141H35ZM40 142H41V140H40ZM44 142H45V141H44ZM48 142H47V143H48ZM53 142H56V141L53 140ZM72 142H73V140H72ZM84 142L86 143L87 141H84ZM84 142H82L80 139H79V140L77 139V142L74 144V146L76 147V150H77L76 152H77L78 157H77L76 160H74V161H72V162H77V164H78L77 169H76V168H75V169H76V171L78 172L77 174H78L79 177L83 176V177L87 178V177L91 176V174L93 175V177H95V174H96V173L98 174V172H99L100 170L97 172V171H96L97 168H96V169H95L96 173L93 174L95 171H94V172H93V170H91V171H87L86 169H88V168H87L88 165H90V167L92 166V164H93V161H92V160L95 158V156L97 155V153L95 154V156L93 155V154H94V153H93V154H92L93 156H92V155L90 154L91 152L89 153L88 150H87L89 144H91L92 142H89V144H87V145H84V144H83ZM105 142H106V140H105ZM105 142H104V144H105ZM111 142H114V140L111 141ZM118 142H119V141H117L116 143H117V144L122 143V141L119 142V143H118ZM135 142H136V143H135ZM2 143H3V142H2ZM51 143H52V141H51ZM56 143H58V144L60 143V144H61L62 142H58V141H57ZM64 143H65V142H64ZM69 143H71V142H69ZM87 143H88V142H87ZM98 143L103 144V142H101V141H100V142L97 141V144H98ZM141 143H142V142H141ZM185 143L183 142L184 146H185ZM241 143H242V144H241ZM11 144H12V143H11ZM11 144H10V145H11ZM24 144H25V143H23V145H24ZM27 144H28V143H27ZM37 144H41V143H37ZM62 144H63V143H62ZM65 144H67V143H65ZM181 144H182V143H181ZM10 145L8 144L7 146L9 147ZM13 145H14V143H13ZM43 145H45V144H43ZM121 145L123 146V144H120V147H119V148H125V149H126V147H124L126 144H125L123 147H122ZM151 145H154L153 147H155L156 150L153 149V147H152ZM179 145H180V144H179ZM179 145H177V146H179ZM187 145H186V147H187ZM207 145H208V144H207ZM244 145H245V143H244ZM247 145H246V146H247ZM3 146H5V148H6V143H5V145H4V143H3L2 146L0 147V149H2V148L4 149ZM19 146H20V145H19ZM21 146H22V145H21ZM24 146L26 147V145H24ZM36 146H38V145H36ZM36 146H34V148H35ZM54 146H55V145H54ZM56 146H57V144H56ZM62 146H63V145H62ZM62 146H61V148H63ZM65 146H66V145H65ZM91 146H92V145L89 146L90 149H91V150H89V151H92V150L94 151L95 149L91 148ZM97 146H98V145H96V147H97ZM118 146H119V145H118ZM177 146H176V147H177ZM180 146H181V145H180ZM22 147H23V146H22ZM27 147H28V145H27ZM41 147H42V145H41ZM41 147H40V148H41ZM46 147H47V146H46ZM66 147H67V146H66ZM66 147L63 148V149H67V148H69V147H67V148H66ZM75 147H74V148H75ZM92 147H95V146H92ZM96 147H95V148H96ZM98 147H99V146H98ZM173 147H174V146H173ZM186 147H184V148H186ZM20 148H21V147H20ZM23 148H24V147H23ZM31 148H32V147H30V149H31ZM40 148H39V150H40ZM43 148H44V147L41 148V150H40V154H37V152H36L37 149H36V151H35L36 154H37V155H40L44 161L47 160L48 157H49V158H50L51 156L53 157V155H52L53 153H52V152L48 151V152L52 153L51 155H49V153H46V150H47V149L45 150V149H43ZM71 148H73V147H71ZM71 148H70V149H71ZM74 148H73V149H74ZM102 148H103V147H102ZM116 148H117V149H116ZM180 148H182V147H180ZM184 148H183L182 150H184ZM206 148H207V146H206ZM240 148H242V149H240ZM12 149H13V148H12ZM14 149H15V148H14ZM27 149H28V148H27ZM50 149H51V148H50ZM50 149H49V150H50ZM52 149H53V151H55V148H54V147H53ZM167 149H169V148H167ZM188 149H189V148H188ZM188 149H187V150H188ZM211 149H212V148H211ZM211 149H210V150H211ZM33 150H34V149H32V151H33ZM57 150H59V149H57ZM97 150H100V149H97ZM126 150H127V149H126ZM176 150H177V148H176ZM190 150H191V149H189V151H190ZM6 151H7V150H6ZM18 151H19V150H18ZM20 151H21V150H20ZM20 151H19V152H20ZM25 151H26V150H25ZM27 151H28V150H27ZM63 151H65V150H63ZM70 151H71V150H70ZM70 151H69V152H70ZM93 151H92V152H93ZM100 151H101V150H100ZM102 151H103V149H102ZM108 151H109V152H108ZM124 151H125V150H124ZM189 151H188V152H189ZM217 151H218V155H217V153H216ZM3 152L5 153V151H3ZM3 152L1 151V153H3ZM14 152L16 153L17 150L15 149V151H13V154H14ZM58 152H59V151H57L56 153H58ZM61 152H62V151H61ZM61 152H60V154L65 153V152H62V153H61ZM67 152H68V151H67ZM96 152H98V151H96ZM171 152H172V148H171ZM177 152H179V151H177ZM181 152H183V151H181ZM185 152L187 153V151H184L183 154H185ZM193 152L190 151V153H192V154H193ZM197 152H196V153H197ZM9 153H10V152H9ZM11 153H12V152H11ZM11 153H10V154H11ZM23 153H25V152H23ZM33 153H34V152H33ZM38 153H39V152H38ZM73 153H74V152H72L71 154H72V155H75V154H73ZM190 153L187 154V155H189V158H190ZM231 153H229V154H231ZM5 154H7V153H5ZM13 154L11 155V158L13 157ZM16 154H17V153H16ZM16 154H15V158H16V160H17V158H19V156L16 157ZM21 154H22V153H21ZM31 154H32V152H30V154H28V156L30 155V156L32 157ZM58 154H59V153H58ZM58 154H57V155H58ZM66 154H67V153H66ZM100 154H101V153H100ZM105 154H106V153H105ZM105 154H104V155H105ZM171 154H172V153H171ZM192 154H191V155H192ZM227 154H226V155H227ZM232 154H231V155H232ZM236 154H237V155H236ZM17 155H18V154H17ZM23 155H24V154H23ZM67 155H68V154H67ZM67 155H66V156H67ZM102 155H103V153H102ZM102 155H100V156H102ZM108 155H107V156L105 155V157H108ZM194 155H195V154H194ZM231 155H230L229 157H231ZM0 156H1V155H0ZM9 156H10V155H9ZM9 156H8L7 158H9ZM24 156H25V155H24ZM28 156H26V157H28ZM34 156H35V154L33 155V158H34ZM40 156H39V157H40ZM61 156H62V155H61ZM61 156H58V157L60 158ZM192 156H193V155H192ZM192 156H191V157H192ZM1 157H2V156H1ZM26 157H25V158H26ZM62 157H63V156H62ZM62 157H61V158H62ZM67 157H68V156H67ZM103 157H104V156H103ZM109 157H108V158H109ZM239 157H240V158H239ZM35 158H36V157H35ZM35 158H34V159H35ZM70 158H71V156L69 157V159H70ZM96 158H97V157H96ZM218 158H219V156H218ZM223 158H224V157H223ZM223 158H222V159H223ZM226 158H227V157H226ZM4 159H6V158L4 157ZM30 159H31V158H30ZM37 159H38V158H37ZM37 159H36V160H37ZM40 159H41V158H40ZM42 159H41V160H42ZM50 159H51V161H50ZM50 159H48V161H50L49 164H48L47 162H46V163H47L48 165H51V166L53 165V166H55V167H54V168L51 167V169H50L49 171H45V172H49L50 174H52V172H53V174H55L56 176L59 174V177H57V180H58V178H60V180H58V181H60L58 185L63 184L64 182L67 184V183H68V180H67L68 178L66 177V176H67V173H68L69 171L72 170L73 166H74L76 163H75L74 165L72 164V165H73V166H72V165H71L72 162H71V163H70V162H67V163H70V164H68V165H69V166L71 165V167H72V168L69 167L70 169H69L68 172H67V170H66L67 167L65 166V165H67V164H66L65 161L61 162V163H63V164H64V162H65V165L62 166V165H58L59 163L57 164V162H58V160H56L57 157H55V158L53 157V158H50ZM65 159H66V158H65ZM74 159H75V157H74ZM220 159H221V158H219V160H220ZM227 159H228V158H227ZM1 160H3V159H1ZM12 160H13V159H12ZM12 160H11V161H12ZM22 160L25 161V162L22 161L23 163H27V164H28V162L26 161V159H22ZM27 160H28V159H27ZM38 160H39V159H38ZM38 160H37V163H38ZM62 160H64V159H61L60 161H62ZM100 160H101V157H100ZM232 160H233V159H232ZM240 160H239V161H240ZM6 161H7V160H6ZM6 161H5V162H6ZM8 161H10V160H8ZM60 161H59V162H60ZM70 161H71V160H70ZM96 161H97V160H96ZM114 161H113V162H114ZM223 161H224V159H223ZM233 161H234V160H233ZM235 161H236V160H235ZM239 161H238V162H239ZM3 162H4V160H3ZM12 162H13V161H12ZM12 162H11V164H13ZM17 162H18V160H17ZM22 162H21V163H22ZM29 162H31V161H29ZM32 162H33V161H32ZM111 162H112V161H111ZM111 162H110V163H111ZM217 162H219V161H217ZM220 162H221V161H220ZM220 162H219V163H220ZM228 162H229V159H228ZM231 162H232V161H231ZM238 162H237V163H238ZM7 163H8V162H7ZM19 163H20V162H19ZM19 163H18V165H19ZM35 163H36V162H35ZM94 163H96V162H94ZM98 163H100V161H99ZM104 163H107V162H104ZM108 163H109V162H108ZM115 163H116V162H115ZM223 163H225V161H224ZM223 163L221 162L220 164H223ZM237 163H236V164H237ZM241 163H242V162H241ZM241 163H240V164H241ZM2 164H4V163H2ZM2 164H0V165H2ZM5 164H6V163H5ZM31 164H33V163H31ZM38 164H40V162H39ZM38 164H37V165H38ZM41 164H42V163H41ZM41 164H40V165H41ZM47 164H45V165H47ZM77 164H76V165H77ZM213 164H214V163H213ZM215 164H216V163H215ZM215 164H214V165H215ZM220 164H219V165H220ZM225 164H226V163H225ZM225 164L222 165V166H226ZM228 164L230 165V163H228ZM8 165H9V164H8ZM16 165H17V164H16ZM16 165H15V166H16ZM42 165L44 166V164H42ZM76 165H75V166H76ZM112 165H113V167H114V165H116V164L113 163ZM216 165H218V163H217ZM15 166H14V167H15ZM20 166H21V165H20ZM25 166H26V165H25ZM35 166H36V164H35ZM35 166H32V167L35 168ZM206 166H207V165H206ZM233 166H234V169H233ZM233 166H232L231 169H233V171H234V170H235V167L238 168L239 165H238V166H237V165H233ZM0 167H1V166H0ZM4 167H5V169H6V165H4ZM18 167H19V166H18ZM21 167H23V166H21ZM32 167H31V170L33 169V170H32V171H33V174L37 173V172H36L37 170H35V169L32 168ZM48 167L50 168V166H48ZM98 167H99V165H98ZM111 167H112V166H110V168H111ZM207 167H208V166H207ZM211 167H214V166H211ZM19 168H20V167H19ZM27 168H28V167H27ZM29 168H30V167H29ZM36 168H37V166H36ZM46 168H47V166H46ZM153 168H154V169H153ZM209 168H210V167H209ZM209 168H208V169H209ZM214 168H216V166H215ZM220 168H221V167H220ZM220 168H219V169H220ZM225 168H226V167H224V169H223V167H222L223 170H225ZM229 168H230V167H229ZM249 168L251 169V171L248 170ZM252 168H253V167H252ZM255 168H254V173L257 174L259 171L256 170ZM3 169H4V168H3ZM3 169H2V168L0 169V170H2V173H3ZM5 169H4V170H5ZM16 169H17V168H16ZM23 169H24V168H23ZM37 169H38V168H37ZM93 169H94V168H93ZM226 169H227V168H226ZM231 169H230V170H231ZM261 169H262V168H261ZM8 170H10V169H8ZM12 170H14V169H12ZM34 170H35V173H34ZM40 170H41V169H40ZM45 170H46V169H45ZM114 170H115V168H114ZM217 170H218V169H217ZM220 170H221V169H220ZM230 170H228V171L230 172ZM255 170H256V171H255ZM263 170H264V169H263ZM6 171H7V170H6ZM6 171H5V172H6ZM14 171H15V170H14ZM14 171H13V172H14ZM17 171H18V170H17ZM21 171H22V169H21ZM21 171H20V173L17 172V176H18V174H21L22 172L24 173V171H22V172H21ZM32 171H31V172H32ZM43 171H44V170L42 169V172H43ZM76 171H74V172H76ZM105 171H106V170H105ZM109 171H111V170H109ZM157 171L161 172V173H160L161 176H160V174H159V176H158V173H159V172L157 173ZM233 171H232V172H233ZM235 171H236V170H235ZM235 171H234V172H235ZM247 171H249V172H251V173H249V172H247ZM257 171H258V172H257ZM0 172H1V171H0ZM8 172H9V171H7L6 173L8 174ZM72 172H73V170H72ZM107 172H108V170H107ZM111 172H113V171H111ZM215 172H216V171H215ZM256 172H257V173H256ZM263 172H264V171H263ZM2 173H1V174H2ZM49 173H48V174H49ZM56 173H58V174H56ZM70 173H71V172H70ZM100 173L103 174V173H104V170H103V172H100ZM222 173H223V172H222ZM225 173H226V172H225ZM227 173H228V172H227ZM227 173H226L225 175H223V174H222V175H223V176H226V175H227V177H228V174H227ZM235 173H236V172H235ZM1 174H0V175H1ZM11 174H12V172H11ZM30 174H32V173H30ZM30 174H29V175H30ZM39 174H40V173H39ZM39 174H38V175H39ZM97 174H96V175H97ZM102 174H101V175H102ZM105 174H106V172H105ZM218 174H219V177H220V176H221L220 173H218ZM218 174H216V176H217ZM229 174H230V176H231V173H229ZM232 174H234V173H232ZM261 174H262V175H261ZM261 174L258 173V174L256 175V177H257L258 175H261V177L264 175L263 173H261ZM4 175H5V174H4ZM4 175H2V176H4ZM21 175H22V174H21ZM21 175H20V176H21ZM43 175H44V174H43ZM234 175H235V174H234ZM8 176H9V175H8ZM23 176H24V175H23ZM46 176H47V175H46ZM48 176H49V175H48ZM73 176H74V175H73ZM73 176H71V177H73ZM76 176H77V175H76ZM109 176H111V175H109ZM113 176H114V174H113ZM223 176H222V177H223ZM248 176H246V179H245L246 181H247ZM0 177H1V176H0ZM4 177H5V176H4ZM6 177H7V175H6ZM9 177L11 178V175H10ZM14 177H15V175H14V176L12 175V178H14ZM36 177H37V176H36ZM49 177H50V176H49ZM93 177H92V178H93ZM222 177H220V178H222ZM250 177H251V175H250ZM250 177L248 178L249 181H250V179H251ZM254 177H255V175H254ZM12 178H11L10 180H12ZM23 178H24V177H23ZM23 178H22V179H23ZM41 178L43 179L44 177H41ZM54 178H55V177H54ZM69 178H70V177H69ZM77 178H78V177H77ZM81 178H82V177H81ZM89 178H91V177H89ZM217 178H218V177H217ZM39 179H40V178H39ZM49 179H50V178H49ZM49 179H48V181H49ZM51 179H52V178H51ZM215 179H216V178H215ZM252 179H253V177H252ZM252 179H251V180H252ZM254 179H255V178H254ZM259 179L262 180V178H259ZM1 180H2V179H0V182H1ZM7 180H8V178H7ZM14 180H15V179H14ZM17 180H18V179H17ZM37 180H38V179H37ZM52 180H54V179H52ZM57 180H56V181H57ZM84 180H85V179H84ZM89 180H92V179H89ZM110 180H111V179H110ZM113 180H114V179H113ZM221 180H222V179H221ZM225 180H226V178H225ZM4 181H5V178H4ZM8 181H9V180H8ZM22 181H24V180H22ZM26 181H27V179H26ZM80 181H81V180H80ZM80 181H78V182L81 183ZM86 181H87V180H86ZM213 181H214V180H213ZM215 181H216V180H215ZM249 181H248V182H249ZM253 181H254V180H253ZM18 182H19V181H17L16 183H18ZM20 182H21V181H20ZM20 182H19V183H20ZM36 182H37V181H36ZM36 182H35V183H36ZM40 182H41V180H40ZM42 182H43V181H42ZM49 182H50V181H49ZM54 182H55V181H54ZM72 182H73V181H72ZM72 182H71V183H72ZM92 182H93V181H92ZM142 182H143V183H142ZM150 182H151V183H150ZM230 182H231V181H230ZM259 182H261V181H259ZM263 182H264V181H263ZM13 183H14V182H13ZM13 183H12V184H13ZM29 183H30V182H29ZM33 183H34V181H33ZM35 183H34L33 185H36ZM38 183H39V180H38ZM44 183H45V182H44ZM44 183H43V184H44ZM50 183H51V182H50ZM50 183H48V184H50ZM79 183H78V185H79ZM89 183H91V181H90ZM117 183H118V182H117ZM206 183H208V184H206ZM223 183H224V182H223ZM223 183H222V185H221L222 188L224 187L223 185L225 184V183H224V184H223ZM226 183H227V182H226ZM231 183H232V182H231ZM244 183H246V182L244 181ZM255 183H257L256 180H255ZM8 184H9V183H8ZM52 184H53V183H52ZM68 184H69V183H68ZM72 184H73V183H72ZM81 184L83 185V183H81ZM86 184H87V182H86ZM91 184H92V183H91ZM114 184H116V181H115ZM247 184H248V183H247ZM259 184H260V183H259ZM14 185H15V184H14ZM19 185H21V184H19ZM46 185H47V184H46ZM116 185H119V184H116ZM150 185H149V186H150ZM195 185H196V184H195ZM199 185H198V186H199ZM254 185H255V184H254ZM254 185H252V186H254ZM257 185H258V184H257ZM260 185H261V186H260V187H261L260 190L257 189L258 187H256V189L260 191L259 195H257V197L255 198V201H252V200H250V201L255 202V203H256V206L259 205L261 208L264 209V185H262V184H260ZM0 186H2V185H0ZM6 186H7V185H6ZM9 186H10V185H8V187H9ZM11 186H12V185H11ZM15 186H17V184H16ZM38 186H39V185H38ZM38 186L36 185L34 188L37 189ZM42 186H44V185H42ZM54 186H55V185H54ZM61 186H62V185H61ZM63 186H64V185H63ZM80 186H81V185H80ZM90 186H91V185H90ZM98 186H99V185H98ZM109 186H112V184L110 183ZM119 186H121V184H120ZM138 186H139V185H138ZM138 186H136V187L132 186V187H134V189H136V188H138ZM151 186H153V185H151ZM246 186H249V185H246ZM255 186H256V185H255ZM255 186H254V187H255ZM258 186H259V185H258ZM2 187H3V186H2ZM8 187H6V188L8 189ZM20 187L22 188V186H19V188H20ZM48 187H49V186H48ZM50 187H51V186H50ZM56 187H58V186H56ZM56 187H55V188H56ZM82 187H83V186H82ZM143 187H144V186H143ZM143 187H141L140 189H143ZM191 187H192V186H191ZM236 187H239V186H236ZM241 187H243V185H242V186L240 185V188L238 189L239 191H240ZM249 187H250V186H249ZM6 188H5V189H6ZM41 188H42V187H40V189H41ZM59 188H60V187H59ZM116 188H118V187H116ZM124 188H123V189H124ZM145 188H146V187H144L143 192H145V191H144ZM225 188H226V187H225ZM227 188H228L229 192L231 193L230 189H232V188L229 189V183H228ZM227 188H226V189H227ZM247 188H248V187H247ZM247 188L245 187V189H247ZM0 189L3 191L4 187H3V189H2V188H0ZM42 189H43V188H42ZM49 189H50V188H49ZM60 189H61V188H60ZM80 189L84 191V189H82V188H80ZM80 189H79V191H80ZM131 189H132V188H131ZM138 189H139V188H138ZM197 189H199V188H197ZM249 189H251V187H250ZM256 189L254 188V190H256ZM16 190H17V189H16ZM34 190H35V189H34ZM34 190H33V192H34ZM43 190L45 191V189H43ZM46 190H48V189H46ZM71 190H72V189H71ZM118 190H119V189H117V191H118ZM148 190H150V189L148 188ZM153 190H154V189H153ZM155 190H154V192H155ZM224 190H225V189H224ZM238 190H237V191H238ZM242 190H243V189H242ZM254 190H253V192H254ZM261 190H262V192H261ZM13 191H14V189H13ZM36 191L39 192L38 190H36ZM59 191H60V190H59ZM59 191H56V193H59ZM69 191H70V190L66 189V185H65V188H64V189L62 190V192H60V193H62V195H64V196H68V197H69ZM109 191H110V190H109ZM113 191H114V189H113ZM135 191H136V190H135ZM139 191H140V190H139ZM146 191H147V189H146ZM232 191H233V190H232ZM244 191H245V190H244ZM3 192H4V191H3ZM5 192H6V191H5ZM7 192H8V191H7ZM10 192H12V191H10ZM21 192H23V191H21ZM30 192H32V191H30ZM30 192H26V193H30ZM37 192H36V193H37ZM40 192H41V191H40ZM40 192H39V193H40ZM53 192H55V191H53ZM118 192H119V191H118ZM121 192H122V190H121ZM132 192H133V189L131 190V195L134 194V193H132ZM148 192H149V191H148ZM150 192H151V191H150ZM150 192H149V193H150ZM199 192H200V194H201V191H199ZM202 192H203V189H202ZM241 192H242V191H241ZM246 192H247V191H246ZM250 192H252V191L250 190ZM250 192H249V193H250ZM1 193H2V192H1ZM26 193H23V194H26ZM50 193H51V191H50ZM50 193H49V194L47 193L48 196L52 195V194H50ZM56 193H55V195H53V196H56V195H57ZM76 193H78V190H77ZM98 193H99V192H98ZM98 193H97V195H98ZM116 193H117V192H116ZM116 193H115V194H116ZM119 193H120V192H119ZM128 193H129V192H128ZM145 193H146V192H145ZM155 193H156V192H155ZM155 193H154V194H155ZM160 193H158V194L160 195V197L157 196L156 198H158V197L161 198V194H160ZM249 193H248V196L250 197L251 195H249ZM40 194H42V193H40ZM53 194H54V193H53ZM79 194H80V193H79ZM79 194H76V195H79ZM82 194H83V192H82ZM84 194L86 195V193H84ZM84 194H83V195H84ZM123 194H124V193H123ZM126 194H127V193H126ZM126 194H125V195H126ZM147 194H148V193H147ZM156 194H157V193H156ZM158 194H157V195H158ZM203 194H205V191H204ZM222 194H223V195H222ZM228 194H229V193H228ZM242 194H243V193H242ZM242 194H240V195H242ZM244 194H245V192H244ZM252 194H253V193H252ZM4 195H5V194H4ZM16 195H17V194H16ZM19 195H22V194H19ZM19 195H17V196H19ZM38 195H39V194H38ZM42 195H43V194H42ZM62 195H61V197H62ZM76 195H75V196H76ZM91 195H92V194H91ZM99 195H100V194H99ZM110 195H111V192H110ZM110 195H109V196H110ZM120 195H121V193H120ZM129 195H130V194H129ZM143 195H144V194H143ZM150 195H153V194L151 193ZM150 195H149V196H150ZM221 195H222V196H221ZM10 196H11V195H10ZM10 196L8 195L7 197H10ZM12 196H13V195H12ZM17 196H16V197H17ZM26 196H27V195H26ZM28 196H30V195H28ZM53 196H52V197H53ZM58 196H59V195H58ZM58 196H57V197H58ZM154 196H156V195H154ZM14 197H15V196H14ZM19 197H20V196H19ZM52 197H50V198H52ZM61 197L59 198V200L61 199ZM70 197H71V196H70ZM81 197H82V196H81ZM104 197H105V194H104ZM119 197L122 198V196H119ZM125 197H127V195H126ZM132 197H133V196H132ZM164 197L166 198L165 195H164ZM198 197H199V196H198ZM201 197H202V196H201ZM201 197H200V199H201ZM245 197H247V196H245ZM0 198H1V197H0ZM3 198H4V197H3ZM12 198H13V197H12ZM46 198H47V197H46ZM65 198H66V197H64V199H65ZM78 198H79V197H78ZM85 198H86V197H85ZM98 198H99V197H98ZM106 198H107V197H106ZM106 198H105V199H106ZM117 198H118V195H117ZM128 198H129V197H128ZM128 198H127V199H128ZM134 198H135V195H134ZM145 198H146V197H145V195H144V199L142 198L143 200H141V201H144ZM150 198H151V197H150ZM150 198H149V199H150ZM162 198H163V197H162ZM13 199H14V198H13ZM16 199H17V198H16ZM16 199H15V200H16ZM48 199H49V197H48ZM62 199H63V198H62ZM66 199H67V198H66ZM68 199H69V198H68ZM74 199H75V198H74ZM83 199H84V198H83ZM109 199H110V198H109ZM118 199H120V198H118ZM129 199H131V198H129ZM140 199H141V198H140ZM149 199L146 198V200L150 201ZM154 199H155V197H154ZM154 199H153V200H154ZM166 199H167V198H166ZM170 199H171V200H170ZM240 199L242 200L243 197L240 198ZM245 199H246V198H245ZM247 199H250V198L247 197ZM251 199H252V198H251ZM10 200H11V197H10L9 201H10ZM30 200H31V199H30ZM40 200H41V199H40ZM52 200H53V198H52ZM54 200L56 201L57 199H54ZM90 200H92V199H90ZM96 200H97V199H96ZM96 200H95V201H96ZM110 200H111V199H110ZM114 200H115V199H114ZM114 200H113V202L115 203V201H116L117 199H116L115 201H114ZM120 200H123V199H120ZM120 200H119V201H120ZM153 200H152V201H153ZM180 200H181L182 202H181ZM201 200H202V199H201ZM11 201H12V200H11ZM22 201H23V200H22ZM25 201H26V200H25ZM44 201H45V200H44ZM44 201H43V202H44ZM47 201L49 202V200H47ZM47 201H46V202H47ZM50 201H51V200H50ZM57 201H58V200H57ZM86 201H88L87 198H86ZM100 201H101V199H100ZM119 201H117V203H119ZM123 201H124V200H123ZM125 201H126V199H125ZM127 201H128V200H127ZM129 201H130V200H129ZM141 201H140V202H141ZM148 201H147V202H148ZM158 201H159V200H158ZM165 201H167V200H165ZM244 201H245V200H244ZM244 201L242 200V202H244ZM247 201H248V200H246L245 203H246ZM7 202H8V201H7ZM32 202H33V201H32ZM68 202H69V201H68ZM81 202H82V201H81ZM103 202H104V201H103ZM103 202H100V203L102 204ZM106 202H107V201H106ZM131 202H137V201H136V198H135V200H133V201H131ZM131 202L129 203V205H131ZM147 202H145V203H147ZM153 202H154V201H153ZM178 202H177V203H178ZM197 202H198V201H197ZM202 202H203V200H202ZM20 203H21V202H20ZM52 203H53V202H52ZM57 203H58V202H57ZM64 203H65V202H64ZM91 203H92V202H91ZM93 203H94V202H93ZM104 203H105V202H104ZM107 203H108V202H107ZM107 203H106V204H107ZM125 203H126V202H125ZM141 203H144V202H141ZM141 203H139V204L141 205ZM151 203H152V202H151ZM157 203H158V202H157ZM157 203H156V204H157ZM190 203H192V201H191ZM203 203H204V202H203ZM203 203H202V204L200 203V204L202 205V207H203ZM209 203H208V204H209ZM232 203H233V202H232ZM249 203H250V202H249ZM8 204H10V202H9ZM8 204H6V205H8ZM13 204H16V203L13 202ZM23 204H24V203H23ZM60 204H63V203H60ZM98 204H99V202H98ZM98 204H94V205L96 206V205H98ZM101 204H100V205H101ZM108 204H109V203H108ZM119 204H121V203H119ZM127 204H128V202H127ZM134 204H135V203H134ZM153 204H155V203H153ZM153 204H151V205H153ZM156 204H155V205H156ZM161 204H162V202H161ZM166 204H167V203L164 204V207H165V208H166V206H167ZM168 204H169V202H168ZM175 204H176V203H175ZM193 204H194V203H193ZM200 204H199V202H198V206H199ZM208 204H207V205H208ZM246 204H247V206L249 205L248 203H246ZM246 204H245V205H246ZM251 204H252V203H251ZM1 205H2V204H1ZM1 205H0V206H1ZM6 205H5V208H4L5 210H6L7 207L9 206V205H8V206L6 207ZM29 205H30V204H29ZM33 205H35V204H33ZM36 205H37V204H36ZM38 205H39V204H38ZM40 205H41V204H40ZM42 205H44V203H43ZM42 205H41V206H42ZM68 205H69V204H68ZM88 205H89V204L87 203L86 206H88ZM91 205H92V204H91ZM100 205H99V206H100ZM129 205H126V204L122 203L119 207H117V208H119V209H117L116 207H115V208H116V210H120V212H122V214H119V215H121L122 217H125V216L128 217V218L125 219V220H126L125 222H126L127 225H129V227H131L133 230H134L135 227L133 228L132 226H134V225H136V226L139 225V226L137 227V228L139 229L138 231H140V229H142L143 231H148L149 233H153V232H150V231H151V230H152V231H156L158 228L161 227V223H162V222H166L165 224L167 225V222L171 221L170 218H172V217L170 216V211H168V210H170L171 208L167 210V211L169 212V213L167 212V214H168L169 216H167V215L162 216L161 214H159V212H155V213L153 212V213L156 214V215L148 213V212H150V211H148V210H151V209H147L146 211H145V210L143 211V210H141L142 208L139 210V208H138L139 206H129ZM132 205H133V203H132ZM142 205H143V204H142ZM155 205H154V206H155ZM159 205H160V203H159ZM159 205H158V206H159ZM179 205H180V204H179ZM183 205H185V204H183ZM186 205H187V204H186ZM191 205H192V204H191ZM210 205H211V204H210ZM245 205H244V206H245ZM2 206H4V205H2ZM2 206H1V207H2ZM15 206H16V205H15ZM17 206H19V205H17ZM20 206H21V205H20ZM44 206H45V205H44ZM44 206H43V207H44ZM52 206H53V204H52ZM55 206H56V205H55ZM86 206H85V207H86ZM99 206H98V207H99ZM113 206H114V205H113ZM147 206H148V205H147ZM154 206H153V207H154ZM168 206H169V205H168ZM170 206L172 207L173 205L170 204ZM170 206H169V207H170ZM175 206H176V205H175ZM175 206H174V208H175ZM187 206H189V204H188ZM195 206H197V204H196ZM205 206H206V205H205ZM259 206H258V207H259ZM1 207H0V209H1ZM22 207H23V206H22ZM25 207H26V206H24L23 208H25ZM32 207H33V206H32ZM36 207H37V206H36ZM36 207H35V208H36ZM76 207H77V205L75 204V210H74V211H76ZM80 207H84V205H83V206H80ZM80 207H79V208H80ZM108 207H109L108 205L105 207V209H104L105 211L103 210L104 213H102L101 211H100L99 213H101V215H102V214L105 215L106 209H108V211L110 210ZM111 207H112V206H111ZM144 207H145V204H144ZM144 207H143V208H144ZM156 207H157V205H156ZM156 207H154L153 210L155 209V211H156V210L158 209V208L156 209ZM164 207H163V209H164ZM177 207H178V206H176V208H177ZM181 207H182V204H181ZM193 207H194V205H193ZM193 207H192V208H193ZM19 208H20V207H19ZM19 208H18V209H19ZM28 208H30V207H28ZM46 208H47V206L45 207V209H46ZM49 208H50V210H51V206H49ZM99 208H101V207H99ZM115 208H114V209H115ZM146 208H148V207H145V209H146ZM160 208H161V207H160ZM160 208H159V209H160ZM167 208H168V207H167ZM192 208H191V209H192ZM194 208H195V207H194ZM194 208H193V209H194ZM207 208H208V210L211 209L210 206H208ZM245 208H246V207H245ZM248 208L250 209V207H248ZM253 208H254V207H253ZM4 209H2V211H3ZM13 209H14V208H12V210H13ZM16 209H17V208H16ZM16 209H15V210H16ZM40 209H41V208H40ZM53 209H54L55 211L57 210V209H55V207H54ZM59 209H61V208H59ZM80 209H81V208H80ZM83 209H86V208H83ZM83 209H82V210H83ZM88 209H89V208H88ZM88 209H87L88 212H89V211H92V212H93L94 210H96L97 212H96V211H95V212L100 216V214L98 213L97 208L95 209V207H94V210H88ZM178 209H180V208L178 207ZM182 209H184V208H182ZM189 209H190V208H189ZM189 209H188V210H189ZM191 209H190V210H191ZM197 209H198V208H197ZM204 209L206 210V208H204ZM221 209H223V208H221ZM249 209H248V211L251 212V210H249ZM12 210H11V211H12ZM20 210H21V209H20ZM22 210H23V209H22ZM26 210H27V209H26ZM29 210H32V208L29 209ZM99 210H100V209H99ZM101 210H102V209H101ZM173 210H174V209H173ZM173 210H171V211H173ZM200 210H201V209L199 208V211H200ZM219 210H220V209H219ZM224 210H225V209H224ZM226 210H225L224 212H226ZM244 210H245V209H244ZM253 210H256V209L254 208ZM257 210H260V209L257 208ZM257 210H256V211H257ZM6 211H8V209H7ZM40 211H41V210H40ZM51 211H52V210H51ZM55 211H54V212H55ZM68 211H70V210H68ZM74 211H73V212H74ZM83 211H85V210H83ZM83 211H80V215H84V212H83ZM87 211H86V212H87ZM108 211H107V212H108ZM147 211H148V212H147ZM159 211H160V210H159ZM182 211H183V210H182ZM186 211H187V210H186ZM194 211L196 212V210H194ZM194 211H193V212H194ZM221 211H222V210H221ZM242 211H243V209H242ZM242 211L239 209L238 212L241 214ZM248 211H247V212H248ZM256 211H255V212H256ZM0 212H1V211H0ZM13 212H14V211H13ZM49 212H50V211H49ZM54 212H52V213H54ZM82 212H83V214H81ZM86 212H85V213H86ZM92 212H91V213H92ZM110 212H111V211H110ZM114 212H115V211H113V213H114ZM117 212H118V211H117ZM117 212H116V213H117ZM197 212H198V211H197ZM197 212H196V215H195V216H196V217H198V216L201 217V215L203 214L204 211H201V212H202L201 215L197 214ZM214 212H215V211H214ZM227 212H228V211H227ZM243 212H246V210L243 211ZM247 212H246V213H247ZM252 212H253V211H252ZM260 212H261V211H260ZM260 212H256V214H258V213H260ZM2 213H4V212H1V214H2ZM55 213H58V212H55ZM64 213H65V212H64ZM69 213L71 214L72 212H69ZM69 213H65V215H66V214L68 215ZM76 213H77V212H76ZM96 213H93V214H96ZM118 213H119V212H118ZM160 213H161V212H160ZM179 213H180V211H179ZM185 213H186V212H185ZM189 213H190V211H189ZM198 213H199V212H198ZM207 213H208V212H207ZM211 213H212V212H211ZM219 213H220V212H219ZM219 213H218V215H219ZM231 213H232V212H231ZM235 213H236V212H235ZM5 214H6V213H5ZM50 214H51V212H50ZM60 214H61V213H60ZM73 214H75V213H73ZM108 214H109V213H107L106 215H108ZM111 214H112V213H111ZM111 214H109V215H111ZM157 214H159L160 216H157ZM164 214H165V211H164ZM180 214H181V213H180ZM182 214H183V213H182ZM186 214H188V212H187ZM186 214H185V216H186ZM193 214H194V213H192V215H193ZM205 214H206V212H205L203 215H205ZM212 214H213V213H212ZM243 214H245V213H243ZM250 214H251V213H250ZM260 214L262 215V212H261ZM263 214H264V213H263ZM43 215H46V213H44ZM62 215H63V213H62ZM80 215H79V216H80ZM85 215H86V214H85ZM88 215H90V214H88ZM98 215H97V216H98ZM112 215H114V214H112ZM123 215H125V216H123ZM188 215H190V214H188ZM192 215H191V217H192ZM197 215H198V216H197ZM207 215H208V217L210 216V214H207ZM214 215H215V214H214ZM222 215H223V214H222ZM226 215H227V214H225L224 217H225ZM228 215H229V213H228ZM233 215H234V213H233ZM253 215H255V214H252V216H253ZM2 216H3V215H2ZM2 216H1V217H2ZM54 216H55V215H54ZM54 216H53V217H54ZM117 216H118V214H117ZM172 216H173V214H172ZM175 216H176V215H175ZM185 216H183V217H185ZM211 216H212V215H211ZM211 216H210L209 218H211ZM216 216H217V215H216ZM235 216H236V215H235ZM237 216H238V215H237ZM243 216H244V215H243ZM247 216H248V215H247ZM249 216L251 217V215H249ZM249 216H248V217H249ZM61 217H62V216H59V219H60ZM68 217H69V216H68ZM71 217H72V216H71ZM71 217H70V219H72ZM75 217H76V216H75ZM77 217H78V216H77ZM77 217H76V219H79V217H78V218H77ZM86 217H87V216H86ZM91 217H92V215H91ZM91 217L89 216V218H91ZM114 217H115V216H114ZM160 217H161V218H160ZM177 217L179 218V217H181V216H179V214H178ZM183 217H182V218H183ZM191 217H190V218H191ZM212 217H213V216H212ZM224 217H223V218H224ZM226 217H227V216H226ZM241 217H242V215H240V218H241ZM263 217H264V216H263ZM43 218H44V217H43ZM62 218H63V217H62ZM62 218H61V219H62ZM66 218H67V217H66ZM80 218H81V217H80ZM98 218H100V217H98ZM108 218H109V216H108ZM174 218H175V217H174ZM174 218H173V219H174ZM187 218H188V216H187ZM192 218H193V217H192ZM202 218H204V217L202 216ZM205 218H206V216H205ZM209 218H207V219H201V218H200V219H201L200 221H198V220H196V219L193 218L194 220H196V221H198V222H197V227L195 226V228H194V226H193L194 231H192V232H194V235H196V237L194 236V237L196 238L195 241L199 242V243H197V242H194V243H197L198 246H199V244L201 243V246H202V247H199L198 251L200 250V248H201V250L204 249V248H206V249L209 251V254L211 253V254L209 255L208 252H207V250H206V251L203 250V251L207 252L206 254H208V259H213L214 262H215L216 258H219V260H222V261H223V262L221 261L222 263L220 262L221 264H240L241 262H243V263H241V264H247V263H248V264H254V261H255V258H256V256H254V255H255V254L257 255V254H258V251H259L258 249H256L257 247L254 249L255 252H256V250H258L257 253H253V255H252V253H251V255H250V253H249V254L247 253V255H250V256H247V255H246V258H241V260L244 259V261H241V260H240V261H241V262H240V261H238V260H235V259H236V256H235V255H234V256H231L232 254H229V253L231 252V249H233V247L235 248V246H236V245L233 246V244L230 242L231 239H230L229 242H227V241H228V238H224V237H223V238L225 239V241H224V240H223V241H220L218 238H217V240H219V241H213V240L216 239V238L211 239V236H210V240H204L203 235H209V234H210L209 232H211L210 230H211V228H212V225L215 223V220H214V223H213V222L211 223V220H212L213 218H212L211 220H209ZM217 218H218V217H217ZM217 218H214V219H217ZM219 218H220V217H219ZM219 218H218V219H219ZM231 218H232V216H231ZM236 218L238 219V217H235V219H234V220H235V221H234L235 223H236ZM244 218H245V217H244ZM254 218H257V216L254 217ZM1 219H2V218H1ZM54 219H55V218H54ZM64 219H65V217H64ZM86 219L88 220V218H86ZM86 219H85V220H86ZM94 219H97V218H94ZM94 219H93V220H94ZM102 219L104 220L105 218L103 217ZM106 219H107V218H106ZM109 219L111 220V216H110ZM121 219H122V218H121ZM121 219H120V220H121ZM123 219H124V218H123ZM123 219H122V220H123ZM176 219H177V218H176ZM193 219H191V221H193ZM220 219H222V218H220ZM220 219H219V220H220ZM224 219H225V218H224ZM232 219H233V218H232ZM232 219H230V220L228 219L227 221H228V222H229V221L231 222ZM241 219L243 220V218H241ZM65 220H66V219H65ZM65 220H63V221H65ZM67 220H68V219H67ZM99 220H101V218H100ZM99 220H98V221H99ZM107 220H108V219H107ZM113 220L115 221V219H113ZM118 220H119V219H118ZM141 220H144V222H142ZM186 220H187V219H185L184 221H186ZM219 220H217V224H216V225L219 226L218 228H219V230H220V226H221L222 224H224V223H223L222 221H219ZM250 220H251V218H250ZM4 221H5V220H3V222H4ZM68 221H69V220H68ZM76 221H77V220H76ZM83 221H84V220H83ZM94 221H95V220H94ZM101 221H102V220H101ZM101 221H99V223H101ZM161 221H162V222H161ZM180 221H181V218H180ZM187 221H189V219H188ZM218 221H219V222H218ZM225 221H226V220H225ZM239 221H240V223H241V220H240V219H238V222H239ZM253 221H254V220H253ZM255 221H256V219H255ZM262 221H263V219H262ZM5 222H6V221H5ZM57 222H58V221H57ZM90 222H91V221H90ZM109 222L111 223L112 221H109ZM122 222H123V221H122ZM141 222H142V223H141ZM159 222H161V223H159ZM189 222H190V221H189ZM234 222H233V223H234ZM245 222H247V221H245ZM49 223H50V222H49ZM61 223H63V222H61ZM82 223H84V222L81 221L80 224H82ZM93 223H94V222H93ZM99 223H98V224H99ZM110 223H109V225H110ZM115 223H116V222H115ZM118 223H119V222H118ZM169 223H170V222H169ZM171 223H172V222H171ZM171 223H170V224H171ZM175 223L177 224L178 222L176 221ZM191 223H193V222H191ZM191 223H190V224H191ZM195 223H196V222H195ZM235 223H234V225H235ZM248 223H249V222H248ZM254 223H255V222H254ZM256 223H257V222H256ZM52 224H53V223H52ZM63 224H64V223H63ZM72 224H73V223H72ZM74 224H75V222H74ZM88 224H89V223H88ZM98 224L96 223V225H98ZM104 224H105V223H104ZM104 224H103V225H104ZM106 224H107V223H106ZM112 224H113V223H112ZM119 224H121V223H119ZM162 224H163L165 230L167 231V228H166L167 226H165L164 223H162ZM179 224H180V222H179ZM179 224H178V225H179ZM187 224H188V223H187ZM231 224H232V223H231ZM242 224H244V222H243ZM245 224H246V223H245ZM245 224H244V225H245ZM250 224H253V222L250 223ZM250 224H249V225H250ZM258 224H259V222H258ZM4 225H6V224H4ZM65 225H66V224H65ZM77 225H78V224L76 223L75 226H77ZM83 225H84V224H83ZM92 225H95V223L92 224ZM130 225H131V226H130ZM182 225H183V224H182ZM182 225H181V226H182ZM192 225H193V224L190 225L191 228H192ZM224 225H225V224H224ZM226 225H227V223H226ZM246 225H247V224H246ZM249 225H248V226H249ZM45 226H46V225H45ZM67 226H68V225H67ZM67 226H66V227H67ZM78 226H79V225H78ZM88 226H89V225H88ZM90 226H91V224H90ZM98 226H99V225H98ZM107 226H108V225H107ZM171 226L174 228L176 225L174 226V224H171ZM179 226H180V225H179ZM187 226L189 227V225H187ZM187 226H186V229H184V228H183V229H184V231H185V230H188V231H187V235H185V236L189 237V235H190L192 232H190L189 235H188V232L191 231L192 229H191V228H190L191 230H190V229H187ZM214 226H215V224H214ZM214 226H213V227H214ZM222 226H223V225H222ZM238 226H239V225H238V223H237V227H236V229L238 228ZM240 226H241V230H242V231H240V232H242L241 235H243V237H244L243 242L246 244V246L248 245L247 247L249 248L250 243L253 242V241H256V240L258 239V237H257L258 234H257V233H258L259 231H257L256 235H255V231H256V230L254 231L253 234L255 235V237H257V238H255V237L253 236L252 233L247 232L248 230L251 231V229H249V227H248V230H245V228H246L245 226H244L245 228H244V227L242 228V225H240ZM251 226H252V225H251ZM253 226H254V225H253ZM255 226H258V227H259V230H260V228L263 229L262 227H264V223L261 222L259 225H255ZM60 227H61V226H60ZM72 227H74V226H72ZM92 227H93V226H92ZM103 227H104V226H103ZM111 227H112V225H111ZM119 227H121V226H119ZM129 227H123V228H126V229L128 228V230H129ZM145 227H148V228L150 227L151 230L149 231L150 228H149V229H148V228L145 229ZM177 227H178V226H177ZM183 227H185V226H183ZM224 227H225V226H223L222 229H223ZM231 227H232V226H231ZM4 228H7V227L4 226ZM4 228H2V229H4ZM38 228H40V227H38ZM45 228H47V227H45ZM55 228H56V227H55ZM81 228H82V230H84L85 227H81ZM81 228H80V229H81ZM94 228H96V227H94ZM104 228H105V227H104ZM104 228H99V229H100V232H101V229H104ZM114 228H115V227H114ZM116 228H117V226H116ZM131 228H130V229H131ZM164 228H163V230H164ZM169 228H170V225H169ZM173 228H172L171 231H174ZM175 228H176V227H175ZM196 228H197V229H196ZM233 228L235 229V227H233ZM239 228H240V227H239ZM253 228H254V227H253ZM256 228H257V227H256ZM2 229H1V230H2ZM36 229H37V228H36ZM53 229H54V227H53ZM73 229H74V228H73ZM73 229H72V230H73ZM91 229H92V228H91ZM97 229H98V228H97ZM97 229H96V231H97ZM107 229H109V228L107 227ZM112 229H113V228H112ZM147 229H148V230H147ZM161 229H162V228H161ZM195 229H196V230H195ZM224 229H225V228H224ZM227 229H230V228H227ZM254 229H255V228H254ZM1 230H0V232H1ZM48 230H50V229H47V231H48ZM64 230H65V229H64ZM70 230H71V229H70ZM75 230H76V229H75ZM89 230H90V227H89ZM94 230H95V229H94ZM104 230H105V229H104ZM113 230H114V229H113ZM120 230H121V229H120ZM180 230H182V228H180ZM180 230H179V231L177 230L178 232H175V234L179 233ZM257 230H258V229H257ZM51 231H53V230H51ZM79 231H80V230H79ZM110 231H111V229H110ZM115 231L117 232V229H115ZM124 231H125V230H124ZM130 231H131V230H130ZM175 231H176V229H175ZM212 231H213V230H212ZM224 231L226 232V230H224ZM6 232H7V231H6ZM39 232H40V231H39ZM72 232H74V231H72ZM77 232H78V231H77ZM84 232H85V231L82 232V235H83ZM92 232H93V231H92ZM111 232H113V231H111ZM111 232H110V233H111ZM116 232H115V233H116ZM119 232H121V231H119ZM119 232H118V234H119ZM128 232H129V231H128ZM132 232H133V231H132ZM141 232H142V231H141ZM141 232H139V233H141ZM148 232H145V233H148ZM161 232H162V230H161ZM161 232H160V235H161V237H162ZM181 232H182V231H181ZM230 232H231V231H230ZM263 232H264V231H263ZM263 232H262V233H263ZM57 233H60V232L58 231ZM66 233H67V232H66ZM74 233H75V232H74ZM85 233L87 234V230H86ZM88 233H91V232H88ZM105 233H106V232H105ZM125 233H126V232H125ZM142 233H144V232H142ZM142 233H141V234H142ZM149 233H148V234H149ZM166 233H167V232H166ZM208 233H209V234H208ZM47 234H48V233H47ZM68 234H69V233H68ZM68 234H67V235H68ZM95 234H96V233H95ZM116 234H117V233H116ZM121 234H123V232H122ZM121 234H120V235H121ZM126 234H127V233H126ZM132 234L134 235V233H132ZM132 234H131V233L128 234V235H130L129 238H127L128 235H127V236H122V235H121V237H122V238L126 237V239H128V240H130V239L133 238V240H135V239H134V236H135V235H134L132 238H130ZM136 234H137V232H136ZM141 234H140V235H141ZM148 234H146V235H144V236H147ZM154 234H156V232H155ZM171 234H172V233H171ZM173 234H174V232H173ZM175 234H174V235H175ZM67 235H65V236H67ZM72 235H73V234H72ZM89 235H91V234H89ZM92 235H93V233H92ZM101 235H102V234H101ZM113 235H114V233H113ZM120 235H119V237H118V236H117V237L120 238ZM124 235H125V234H124ZM152 235H153V234H152ZM152 235H151V236H152ZM160 235H159V237H160ZM169 235H170V231H169ZM178 235H180V234H178ZM192 235H193V233H192ZM212 235H213V234H212ZM260 235L262 236L261 232H260ZM260 235H259V236H260ZM2 236H3V235H2ZM56 236H57V235H55L54 237L51 236V237H52V240L55 239ZM68 236L71 237L70 234H69ZM68 236H67L66 238H68ZM73 236H74V235H73ZM84 236L86 237V236H88V235H85V234H84ZM97 236H98V235H96V237H97ZM99 236H100V234H99ZM99 236H98V237H99ZM105 236H107V234H106ZM105 236H104V237H105ZM115 236H116V235H114L113 238H116ZM144 236H141V238L144 237ZM151 236H150V237H151ZM157 236H158V235H156L155 240L157 239ZM176 236H177V235H176ZM176 236H175V237H176ZM183 236H184V235H183ZM238 236H239V234H238ZM0 237H1V236H0ZM58 237L60 238L61 236H58ZM77 237H79V236H77ZM93 237H95V236H93ZM104 237H103V239H104ZM154 237H155V236H154ZM154 237L152 236L151 238H154ZM159 237H158V239H159ZM191 237H192V236H191ZM191 237H190V238H191ZM194 237H193V238H194ZM243 237H242V238H243ZM263 237H264V235H263ZM38 238H39V237H38ZM48 238H49V237H48ZM48 238H47V239H48ZM59 238H58V239H59ZM62 238H64V237H61V239H62ZM72 238H73V237H72ZM106 238H107V237H105L104 240H101V241H103V242L100 241V242H101V243L99 242L100 244L97 243L100 239H99L97 242H94V241H92V242L95 243L94 245H96V243H97V244H99L100 246H101V244H102V246L104 247V241L106 240ZM113 238L110 236L109 239H113ZM122 238H121V241L124 240V239H122ZM141 238H140V239H141ZM169 238H170V236H169ZM177 238H178V237H177ZM177 238H176V239H177ZM179 238H180V237H179ZM184 238H185V237H184ZM190 238H189V239H190ZM229 238H230V237H229ZM56 239H57V238H56ZM61 239H59V240H61ZM87 239H88V238H87ZM101 239H102V238H101ZM144 239H146V238H144ZM147 239H149V238L147 237ZM158 239H157V240H158ZM160 239H161V238H160ZM189 239H187V240L189 241ZM191 239H192V238H191ZM236 239H237V238H236ZM239 239H240V238H239ZM239 239H237V241H238ZM262 239H263V238H262ZM52 240L50 239V241H52ZM62 240H64V239H62ZM62 240H61V241H62ZM70 240H71V239H70ZM74 240L76 241V238H75ZM88 240H89V239H88ZM119 240H120V239H119ZM119 240H118V244H120V243H119ZM128 240H126V241L128 242ZM151 240H152V239H151ZM151 240H150V242H151ZM211 240H212V241H211ZM221 240H222V238H221ZM241 240H242V239H241ZM241 240H240V241H241ZM41 241H42V239H41ZM41 241H40V243H41ZM43 241L45 242V238H44ZM90 241H91V240H90ZM114 241H115V239H114ZM114 241H113V242H114ZM121 241H120V242H121ZM148 241H149V240H148ZM160 241H161V240H160ZM171 241H172V243H173V240H172V239H171ZM193 241H194V240H193ZM193 241L191 240L192 243H193ZM202 241H203V242H202ZM233 241L235 242L234 239H233ZM233 241H232V242H233ZM237 241H236V242H237ZM259 241H260V239H259ZM263 241H264V240H263ZM76 242H77V241H76ZM76 242H74V243H76ZM87 242H88V241H87ZM113 242L109 240V244H110V243L113 244ZM127 242H124L123 244H125V243H127ZM130 242H132V240H130ZM133 242H136V241H133ZM140 242H141V241H140ZM142 242H143V240H142ZM142 242H141V243H142ZM162 242L164 243L163 239H162ZM162 242H161V244H162ZM185 242H186V241H185ZM206 242H208V244H207ZM236 242H235V243H236ZM74 243H73V244H74ZM82 243H83V242H82ZM90 243H91V242H90ZM107 243H108V242H107ZM107 243H106V245H107ZM136 243H137V242H136ZM136 243H134V246H135ZM138 243H139V242H138ZM141 243H140V245H141ZM183 243H184V242H183ZM187 243H188V242H186V244H187ZM237 243H240V242H237ZM244 243H243V245L240 243V244L242 245V248H243V246H244ZM49 244H50V243L48 242V245H49ZM55 244H56V243H55ZM77 244H78V243H77ZM88 244H89V243H88ZM112 244H111V246H110L111 248L108 249V248L106 247V248L108 249L109 253L112 252V251L114 252L115 249H113V248H115V247L117 248V247H118V246H116L117 244L115 243V244H116L115 247L112 248ZM123 244H121V245H123ZM128 244L130 245V243H128ZM146 244H147V243H146ZM166 244H167V245H166ZM166 244H164V246L166 245V247H167V246H168V243H166ZM186 244L184 243V245H186ZM188 244H189V243H188ZM206 244H207V245H206ZM252 244H253V243H252ZM40 245H41V244H40ZM42 245H43V243H42ZM74 245H75V244H74ZM89 245H90V244H89ZM136 245H137V244H136ZM140 245L138 244V246H140ZM174 245H175V243H174ZM176 245H177V244H176ZM176 245H175V247H176ZM178 245H179V244H178ZM180 245H181V248H182V244H180ZM257 245H258V243H257ZM263 245H264V243L262 242L261 246H263ZM75 246H76V245H75ZM75 246H74V247H75ZM87 246H88V245H87ZM92 246H93V245H92ZM97 246H98V245H97ZM102 246H101V247H102ZM126 246H127L128 248H131V250H133L132 247H130V246H128V245L125 244V247H126ZM138 246H137V247H138ZM158 246H160V244H159ZM169 246H170V241H169ZM189 246H190V244H189ZM189 246H188V247H189ZM191 246H192V245H191ZM238 246H239V245H237L236 248H237ZM246 246H244V247H245L244 250L246 249ZM251 246H253V245H251ZM259 246H260V243H259ZM0 247H2L1 249H4L3 246L0 245ZM74 247H73V248H74ZM101 247H100V248H101ZM103 247L100 249L99 246H98V250H99V251L104 250ZM122 247H124V246H122ZM125 247H124V248H125ZM137 247H136V248H137ZM152 247H153V246H152ZM154 247H155V246H154ZM161 247H162V246H161ZM192 247H193V246H192ZM195 247H197V245H196ZM254 247H255V244H254ZM263 247H264V246H263ZM76 248H78V247H76ZM83 248H85V246H84ZM83 248H82V249H83ZM89 248H90V246H89ZM91 248H94V249H95V246H93V247H91ZM106 248H105V249H106ZM124 248H122L123 251L126 250V249H124ZM157 248H158V247H157ZM173 248H174V247H173ZM178 248H179V247H178ZM189 248H190V247H189ZM248 248H247V249H248ZM251 248H252V247H251ZM32 249H33V248H32ZM74 249H75V248H74ZM80 249H81V248H80ZM107 249H106V250H107ZM110 249H111V251H110ZM112 249H113V250H112ZM159 249H161V248H159ZM183 249H184V248H183ZM185 249H187V248H185ZM192 249H193V248H191V252H192ZM195 249H196V248H195ZM195 249H193V250L195 251V254H196L197 250H195ZM238 249H239V248H238ZM238 249H237V250H238ZM247 249H246V250H247ZM259 249H260V247H259ZM11 250H12V249H11ZM37 250H38V249H37ZM98 250H97V251H98ZM128 250H130V249H128ZM128 250H127V251H128ZM135 250H136V249H135ZM144 250H145V249H144ZM153 250H154V248H153ZM155 250H156V249H155ZM181 250H182V249H181ZM181 250H178V252H177V250H176V255L180 254L179 252H180ZM3 251H4V250H3ZM12 251H13V250H12ZM12 251H11V252H12ZM32 251H33V250H32ZM40 251H42V250L40 249ZM53 251H54V250H53ZM127 251H126V254H127ZM137 251L142 252V251H143V248H142L141 250H136V252H137ZM161 251H162V250H161ZM161 251H160V252H161ZM164 251H165V250H164ZM242 251H243V250H242ZM5 252H7V251H4V255H5ZM57 252H58V251H57ZM83 252H84V251H83ZM85 252H86V251H85ZM88 252H89V251H88ZM94 252H95V251H94ZM106 252H107V251H106ZM106 252L104 251V253H106ZM119 252H120V253H117V252L115 251V253H111V254H115V255H116V254H118V255L120 254V256H121V254H122L121 252H122V251H120V249H119ZM140 252H137L138 255H139V254H140V255L142 254V253H140ZM147 252H148V251H147ZM156 252H157V251H156ZM156 252H155V253H156ZM158 252H159V250H158ZM158 252H157V253H158ZM160 252H159V253H160ZM173 252H175V249H174ZM186 252H187V250H186ZM186 252H184V253L181 252V253L184 254L185 257H188V256H186V255H187ZM188 252H189V251H188ZM191 252H190V253H191ZM239 252H241V251H239ZM243 252L245 253L246 251H243ZM251 252H252V251H251ZM253 252H254V251H253ZM260 252H261V251H259V254H260ZM2 253H3V252H2ZM12 253H13V252H12ZM33 253H34V252H33ZM35 253H36V252H35ZM78 253H80V252H78ZM81 253H82V252H81ZM86 253H87V252H86ZM90 253H92V252H90ZM90 253H89V254H90ZM109 253H108V256L110 255ZM128 253H129V252H128ZM133 253L135 254L134 251L132 252V254H133ZM143 253H146V252H143ZM148 253H149V252H148ZM153 253H154V252H153ZM153 253H152V256H151V257H153ZM157 253H156V256L154 255V257H156V258H157V256H158ZM164 253H166V251H165ZM177 253H178V254H177ZM199 253L203 254L201 251H199ZM29 254H30V253H29ZM46 254H47V253H46ZM84 254H85V253H84ZM89 254H87L86 256H88ZM93 254H94V253H93ZM98 254H99V252H98ZM100 254H101V253H100ZM102 254H103V252H102ZM149 254H150V253H149ZM162 254H163V252H162ZM166 254H167V253H166ZM169 254H171V252H170ZM172 254H174V253H172ZM182 254H181V255H182ZM197 254H198V253H197ZM245 254H246V253H245ZM245 254H243V256H242V253H241V256H242V257H245V256H244ZM10 255H11V254H10ZM24 255H25V254H24ZM26 255H28V254H26ZM43 255H44V254H43ZM138 255H137V256H138ZM140 255H139L138 257H140ZM144 255H145V254H144ZM189 255H190V254H189ZM191 255H193V254L191 253ZM203 255H205V254H203ZM211 255H213L214 258H215V257H216V258H215V259H214V258H211V257H212ZM237 255H238V254H237ZM6 256H7V255H6ZM12 256H13V255H11L10 257H12ZM35 256H36V255H35ZM53 256H54V255H53ZM78 256H80V255H78ZM89 256L91 257L92 255L90 254ZM89 256H88V257H89ZM99 256H100V255H99ZM112 256H113V255H112ZM127 256H129V255H127ZM133 256L135 257V255H133ZM133 256L131 255L130 257H133ZM141 256H142V255H141ZM162 256H163V255H161V257H162ZM193 256H194V255H193ZM210 256H211V257H210ZM253 256H254V257H253ZM258 256H259V255H257V257H258ZM4 257H5V256H3V258H4ZM10 257H9V258H10ZM23 257H24V256H23ZM31 257H32V256H31ZM74 257H75V256H74ZM90 257H89L90 260H93V259H94V258L92 259V258H90ZM103 257H104V256H103ZM103 257H102V259H103ZM105 257H106V256H105ZM105 257H104L103 260H105V261L107 260L106 262H108V260H112V259H108V258L105 259ZM125 257H126V256H125ZM134 257H133V258H134ZM154 257H153V258H154ZM164 257H165V256H164ZM199 257H200V255H199ZM206 257H207V256H205L203 259L205 260ZM237 257H238V256H237ZM262 257H264V250H263V256H259V260H260V258H261V260H262V264H264V263H263L264 261H263V258H262ZM24 258L26 259V257H24ZM24 258H23V259H24ZM63 258L66 259L65 256H63ZM68 258H69V257H68ZM116 258H117V257H116ZM118 258H120V257L118 256ZM135 258H136V257H135ZM135 258H134V259H135ZM183 258H184V257L182 256V259H183ZM189 258H190V257H189ZM189 258H184V260H185V259L188 260L187 264L189 263ZM192 258H194V257H192ZM195 258H196V257H195ZM201 258H202V257H200V259H201ZM4 259H5V258H4ZM23 259H22V260H23ZM52 259H53V258H52ZM69 259H70V258H69ZM72 259H73V258H72ZM122 259L124 260V257H123ZM122 259H121V260H122ZM125 259L127 260V259H129V258L126 257ZM134 259L131 260V262H134ZM141 259H142V258H141ZM141 259H140V260H141ZM150 259H151V258H150ZM159 259H161V258H159ZM203 259H201L202 262H203ZM237 259H239V257H238ZM256 259H257V258H256ZM6 260H8V259H6ZM6 260H4L5 263L7 262ZM26 260H27V259H26ZM58 260H60V259H58ZM61 260H62V259H61ZM90 260H88V261H87L88 263H85V264H90V263H89ZM99 260L101 261V256H100V259L98 258V260L94 259L95 262H98ZM117 260H118V259H117ZM117 260H116V261H117ZM140 260H139V261H140ZM144 260H145V259H144ZM144 260H143V261H144ZM146 260L149 262V259H148V258H146ZM187 260H186V261H187ZM190 260H191V259H190ZM192 260H194V259H192ZM196 260H198V262L201 263V261H199L198 258L195 259V261H196ZM213 260H211V261H213ZM259 260H258V262H259ZM12 261H13V260H12ZM12 261H11V262H12ZM14 261H17V260H14ZM31 261H32V263H33V260H32V259H31ZM74 261H75V262H74ZM78 261H79V260H78ZM81 261H82V260H81ZM81 261H79V262L81 263ZM100 261H99V262H100ZM112 261H115V260H112ZM153 261L156 262V260H153ZM153 261H152V262H153ZM165 261H167V259H166ZM216 261H217V260H216ZM4 262L2 263V258L0 257V264H4ZM8 262H10V261L8 260ZM8 262H7V264H8ZM24 262H25V261H24ZM38 262H39V261H38ZM38 262H37V263H38ZM40 262H41V261H40ZM40 262H39V263H40ZM44 262L46 263V261H44ZM44 262H43V263H44ZM65 262H66V261H65ZM65 262H64V264H65ZM67 262H68V261H67ZM82 262H83V261H82ZM92 262H93V261H92ZM118 262H119V260H118ZM127 262H128V261H127ZM148 262H147V263H148ZM160 262H163V259H162V261H160ZM176 262H178V261H176ZM193 262H194V261H193ZM193 262L191 261L192 264H193ZM196 262H197V261H196ZM246 262H247V263H246ZM258 262H257V264H258ZM15 263H16V262H15ZM21 263H22V262H21ZM21 263H20V264H21ZM30 263H31V262H30ZM34 263H35V262H34ZM34 263H33V264H34ZM37 263H35V264H37ZM62 263H63V262H62ZM71 263H72V262H71ZM73 263H76V264H77V260L74 259V260H73ZM80 263H79V264H80ZM83 263H84V262H83ZM100 263H101V262H100ZM109 263H110V261H109ZM111 263H113V262H111ZM115 263L117 264V262H115ZM121 263H123V262H121ZM135 263H137V262H134V263H132V264H135ZM138 263H139V262H138ZM143 263H144V262H143ZM191 263H189V264H191ZM203 263H204V262H203ZM212 263H213V262H212ZM212 263H209V264H212ZM220 263L217 262V264H220ZM9 264H10V263H9ZM24 264H26V262H25ZM81 264H82V263H81ZM94 264H96V263H94ZM97 264H98V263H97ZM103 264H105V262H104ZM126 264H127V263H126ZM140 264H141V262H140ZM149 264H150V263H149ZM156 264H158V261H157ZM181 264H182V263H181ZM204 264H205V263H204ZM207 264H208V263H207ZM215 264H216V263H215Z\"/></svg>", "mask_w": 264, "mask_h": 264}, {"label": "clouds", "instance_id": "9594fccd", "mask_svg": "<svg viewBox=\"0 0 264 264\" xmlns=\"http://www.w3.org/2000/svg\"><path fill=\"white\" fill-rule=\"evenodd\" d=\"M41 212L36 209L14 211L6 218L7 235L0 237V242L10 240L17 261L30 249L32 234L41 218Z\"/></svg>", "mask_w": 264, "mask_h": 264}]
</instances>
